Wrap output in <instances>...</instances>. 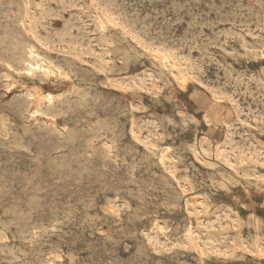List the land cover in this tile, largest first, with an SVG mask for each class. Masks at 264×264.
Here are the masks:
<instances>
[{
    "label": "rangeland",
    "instance_id": "obj_1",
    "mask_svg": "<svg viewBox=\"0 0 264 264\" xmlns=\"http://www.w3.org/2000/svg\"><path fill=\"white\" fill-rule=\"evenodd\" d=\"M18 1V2H17ZM21 1V2H20ZM26 1V0H25ZM37 1V2H36ZM51 0H27L26 2H30L29 6L30 8V14L31 16H34V19L37 20L39 22V24L36 21V29L37 33H40V37L38 34V38L39 40L41 39V43L43 44L44 42V46L47 47L51 54L47 53L46 56L47 57H51L54 58L53 60L57 61V63L61 64L64 66V68L67 70L69 69L71 71L72 74H70V79L68 81V79H64V78H44L41 81H39L38 83L35 84H27L28 80L19 77V75L15 74L12 72V70H10L11 72L8 71V58L9 56L6 54L9 52L8 51V43L6 42V45H2L3 49L1 48L0 50V71H2L0 74V171L2 170V172H0V182L3 184L0 185V200H6L9 201L5 202V201H0V225H3V227L6 230L8 239L5 241L4 245H2V247H0V264H33L32 261L35 264H129L132 262L133 263H137L140 264V260L145 261V263L143 261H141L142 264H157V262L160 258V262L159 264H164V262L169 258V261L167 260L165 262V264L168 262V264H264V0H166L164 1L165 3H163L162 0H124L123 2H121V0H104L102 2V0H69V2L67 0H58V2H55L56 0H52V2H50ZM68 2V4L66 2ZM71 1V4H70ZM73 1V2H72ZM76 1V2H75ZM78 1V2H77ZM91 1V2H90ZM101 1V3H100ZM107 1V2H106ZM114 3H112V2ZM141 1V2H140ZM151 3H149V2ZM168 1V2H167ZM175 3H174V2ZM179 2L182 6L177 3ZM185 1V2H184ZM188 1V2H187ZM190 1V2H189ZM194 1V2H193ZM212 1V2H211ZM230 1V2H228ZM256 1V2H255ZM17 5L16 6H11L10 5ZM14 2V3H13ZM24 1L22 0H1L0 6H2V8H0V25H4L6 23L5 20V16H3V14L8 15V12L10 11L9 9L11 8V11L9 12L10 15L13 13L15 15V13L17 12H21L22 11V4ZM90 4H89V3ZM93 2V3H92ZM117 2V3H116ZM126 2V4H125ZM139 2V3H138ZM153 2V3H152ZM159 2V3H158ZM172 3L169 4V3ZM187 2V3H186ZM193 2V3H191ZM199 4H197V3ZM222 2V4L220 3ZM225 2V6L224 3ZM228 2V3H227ZM232 2V4H231ZM259 2V3H258ZM5 3V4H4ZM6 3L7 4V8L6 7ZM13 3V4H12ZM37 3V4H36ZM41 3V4H40ZM59 3V4H58ZM74 3V4H73ZM76 3V4H75ZM96 3V4H95ZM103 3V4H102ZM123 3V4H121ZM177 3V4H176ZM186 3V4H184ZM189 3V4H188ZM195 3V4H194ZM203 3V4H202ZM235 3V4H234ZM2 4V5H1ZM18 4L20 6H18ZM45 4V5H44ZM49 4V5H48ZM58 6H57V5ZM69 4L71 6H69ZM89 4V5H88ZM101 4V5H100ZM111 4V5H110ZM114 4V5H113ZM118 4V5H116ZM121 4V5H120ZM125 4V5H124ZM132 6H131V5ZM148 4V5H147ZM160 4V5H158ZM184 4V5H183ZM188 4V5H187ZM197 4V5H196ZM216 6H215V5ZM221 4V5H220ZM229 4V8L228 9V5ZM236 4L237 8H236ZM263 4V5H262ZM5 5V6H4ZM41 5V6H39ZM50 6L49 8L47 7ZM87 5V7H86ZM100 5V6H99ZM104 5V6H102ZM115 5L117 7H115ZM151 5V6H150ZM171 5V6H170ZM173 5H175V8H178L177 10L175 8H171L173 7ZM177 5L179 7H177ZM205 5V6H204ZM207 5L208 8H207ZM211 5V6H210ZM235 6L234 10L233 6ZM241 5V7H240ZM4 6V7H3ZM11 6V7H10ZM43 6V7H42ZM45 6V8H44ZM55 6V7H54ZM67 6V7H66ZM77 6V8H76ZM91 6V7H90ZM96 6V8H95ZM110 6V7H109ZM112 6L114 7L112 8ZM126 6V7H125ZM128 6V8H127ZM168 6V7H167ZM187 6V7H185ZM189 6V8H188ZM193 6V7H192ZM197 8H195V7ZM215 6V7H214ZM217 6H219V9L217 8ZM223 8H222V7ZM243 6V7H242ZM254 6V7H253ZM17 7V8H15ZM21 7V8H19ZM60 7V8H58ZM82 7V8H81ZM94 9H91V8ZM108 7V8H107ZM151 7V8H150ZM164 7V8H163ZM166 7V9H165ZM185 7V8H184ZM213 7V8H211ZM239 7V8H238ZM4 8L6 10H4ZM42 8V9H41ZM53 8V9H52ZM65 8V9H64ZM67 8H69L67 10ZM102 8V9H100ZM132 8V9H131ZM147 8V10H146ZM159 8V9H158ZM182 8V9H181ZM191 8V9H190ZM194 8V9H193ZM204 8V9H203ZM211 8V9H210ZM217 8V9H216ZM221 8V9H220ZM232 8V9H231ZM247 10H246V9ZM255 8V9H253ZM12 9H14L12 11ZM18 9V10H15ZM21 9V11H20ZM44 9V10H43ZM47 11H46V10ZM55 9V10H54ZM121 9V10H120ZM125 9V11H123ZM161 9V10H160ZM180 9V11H179ZM199 9V10H198ZM213 9V10H212ZM228 9V11H227ZM238 9V10H237ZM249 9V10H248ZM9 10V11H8ZM63 12V14L60 11ZM107 12H106V11ZM132 10V11H131ZM146 10V11H145ZM152 10V11H151ZM158 10V11H157ZM174 10V13H173ZM187 10V12H186ZM205 10V11H204ZM208 10H212V11H208ZM219 12H218V11ZM17 11V12H16ZM37 11V12H36ZM43 11V12H41ZM67 11V12H65ZM69 11V12H68ZM121 11V13L119 12ZM125 12L124 14L127 15V17L123 14V12ZM129 11V12H128ZM136 11V12H135ZM140 11V12H139ZM157 13H154V12ZM164 15H163V12ZM167 11V12H166ZM172 11V12H171ZM177 11V13L175 12ZM183 11V12H182ZM191 11V12H190ZM229 13V14H227ZM234 11V13H233ZM5 12V13H4ZM48 12V13H47ZM50 12V13H49ZM77 14H76V13ZM128 12V14H126ZM143 12V13H142ZM149 12V13H148ZM152 12V13H151ZM162 12V13H161ZM179 12V13H178ZM186 12V15H185ZM190 12V13H189ZM194 12V13H193ZM197 12V14L195 13ZM198 12H202V14L200 15V13ZM208 12H214V13H208ZM218 12V13H217ZM237 12V13H236ZM241 12V13H240ZM247 12V14H246ZM249 12H254L249 13ZM39 15H38V14ZM41 13V14H40ZM44 13V14H43ZM52 13V14H51ZM55 13V14H54ZM61 13V14H60ZM101 13V14H100ZM133 13V14H132ZM140 13H142L140 16L136 15ZM170 13V14H169ZM196 17H194L192 14ZM206 14L207 16H202L204 14ZM224 16H222L223 14ZM249 13V14H248ZM46 14V15H45ZM51 14V15H50ZM58 14V15H57ZM72 14V15H71ZM100 14V15H99ZM110 14V15H109ZM115 14V15H114ZM129 14H131V20L128 19L130 18ZM147 14V15H146ZM155 14V15H154ZM173 14V15H171ZM182 14V15H181ZM190 16V18L188 17H182V16ZM199 14V16H198ZM217 16H216V15ZM221 16H219V15ZM248 16V18H243L245 16ZM252 14V15H251ZM256 14V17H254ZM45 15V16H44ZM57 15L58 18H56L55 16ZM60 15V16H59ZM63 15V16H62ZM65 15V16H64ZM75 15H77V18ZM80 15V16H79ZM102 15V16H101ZM104 15V16H103ZM122 15V16H121ZM129 15V16H128ZM134 15V16H133ZM150 15V16H149ZM158 15V16H157ZM242 15V16H241ZM43 16V18H42ZM73 16V17H72ZM137 16V17H135ZM147 16V17H145ZM181 16V17H180ZM198 16V17H197ZM210 16V17H209ZM215 16V17H214ZM229 16V17H227ZM234 16V17H233ZM3 17V19H2ZM40 17V18H39ZM53 17V18H52ZM55 17V19H54ZM65 17V18H64ZM71 17V18H69ZM106 17H113L115 19H117V26H106L105 29L99 28V22L102 20L104 21L106 19ZM125 17V18H124ZM135 17V18H132ZM149 17L152 19H147ZM157 17V18H156ZM167 17V18H165ZM178 17V18H177ZM194 17V18H192ZM208 17V18H206ZM252 17V19L250 18ZM47 18V19H46ZM49 18V19H48ZM60 18V20H59ZM65 20H64V19ZM70 19L69 21L66 19ZM74 18V19H73ZM92 18V19H91ZM121 18V19H120ZM137 18V19H136ZM141 18V19H140ZM146 18V19H145ZM155 18V19H154ZM165 18V19H162ZM175 18V19H173ZM179 22H177V20ZM181 18V19H180ZM185 18V20L183 19ZM201 18V19H200ZM220 18V19H219ZM224 18V19H223ZM42 19V20H41ZM58 19V20H57ZM63 19V20H62ZM99 19V20H98ZM101 19V20H100ZM139 19V20H138ZM142 19H144V23H140L143 22L141 21ZM167 19V20H166ZM196 21H195V20ZM200 21H199V20ZM209 21L207 23V20ZM215 19V20H213ZM217 19V20H216ZM223 19V20H221ZM227 19V20H226ZM238 19V20H237ZM250 19V20H249ZM41 20V21H40ZM68 26L69 23H72ZM81 22H78V21ZM129 20V23H127ZM136 20V21H134ZM146 20V21H145ZM155 20V21H154ZM164 20V22H162ZM173 20V21H172ZM183 20V21H182ZM193 22H191V21ZM201 20L203 22H201ZM220 20V21H219ZM226 20V22H225ZM258 20V21H256ZM44 21V22H43ZM65 21V22H64ZM77 23H76V22ZM85 21V22H84ZM123 21V22H122ZM134 21V22H132ZM157 21V22H156ZM166 21L168 23H166ZM177 23H176V22ZM181 21V22H180ZM191 24H190V22ZM206 21V22H205ZM213 21V22H212ZM218 21V22H217ZM222 21V22H221ZM233 21V22H232ZM252 21V22H251ZM254 21V22H253ZM41 22V23H40ZM52 22V23H51ZM68 24H67V23ZM185 22L187 23V25L185 24ZM198 22V23H197ZM200 22V23H199ZM211 22V23H210ZM216 22V24H215ZM229 22V23H228ZM231 22V23H230ZM248 22V23H247ZM259 22V23H257ZM3 23V24H2ZM49 23V24H48ZM87 23V24H86ZM132 23L134 25H132ZM137 23V24H136ZM139 23V24H138ZM155 23V24H154ZM158 23V24H157ZM161 23V24H160ZM173 23V24H172ZM176 23V24H174ZM193 23H195V27H193ZM198 25H197V24ZM206 24V25H203ZM218 23V24H217ZM222 23V24H221ZM228 23V24H227ZM252 23V24H251ZM262 23V24H261ZM41 24V25H40ZM65 24V25H63ZM86 24V25H85ZM89 24V25H88ZM144 27H143V25ZM170 24V25H169ZM180 24V25H178ZM214 24V25H212ZM240 24V25H239ZM51 25V26H50ZM75 25V27L73 26ZM80 25V26H79ZM132 25V26H131ZM136 25V27H135ZM150 25L153 27H151L150 29ZM163 25V26H162ZM192 25V26H190ZM212 25V27H211ZM245 25V26H244ZM247 25V26H246ZM43 27L42 30H44V32H42L40 27ZM48 26V27H47ZM80 28H78V27ZM84 26V27H83ZM138 26V27H137ZM142 26V27H141ZM156 26V27H155ZM169 26V27H168ZM176 26V27H175ZM188 28H185L187 27ZM201 26V27H200ZM16 27V28H15ZM54 27V28H52ZM69 27L71 30L68 28V30H70V34H68L69 32L67 31V28ZM74 27V28H73ZM77 27V29H76ZM83 27V28H82ZM129 27V29H128ZM131 27V28H130ZM141 27V29L143 28V31L141 29H139ZM147 27L150 29H147ZM159 27V29H157ZM166 27V28H165ZM170 29H168V28ZM190 27V28H189ZM193 27V28H192ZM199 27V28H198ZM208 27V28H206ZM255 27V29H254ZM15 29V32L20 34V37L22 40H24L25 42H27V39L24 38V34L23 32L19 29L18 26H14L13 27ZM45 28V29H44ZM48 32V30H50ZM64 28H66V34L64 32ZM114 28V29H113ZM120 28V29H119ZM134 28V29H133ZM162 29L161 33L160 30ZM195 28V29H194ZM230 28V29H229ZM19 29V31H18ZM63 29V30H61ZM83 32H82V30ZM133 29V30H132ZM148 32H147V30ZM154 29V30H153ZM166 29V30H165ZM176 29V30H175ZM178 29V30H177ZM192 31H191V30ZM198 29L200 30V32L198 31ZM214 29V30H212ZM46 30V31H45ZM61 30V31H60ZM75 30V32H73ZM78 32H82L84 36H81V39L85 38V41L80 40V38H78L80 35H82V33L78 34ZM123 30V31H122ZM138 30V31H135ZM141 30V32H140ZM146 30L147 34L144 32ZM171 30V32L169 31ZM175 30V31H174ZM184 30V32H183ZM190 30V36L186 35V33ZM196 30V31H194ZM220 30V31H219ZM239 30V31H238ZM62 32L64 35L59 34L58 32ZM88 31V33H86ZM122 31V32H121ZM155 31V32H154ZM177 31V32H176ZM207 31V32H206ZM211 33H210V32ZM222 31V32H221ZM54 32V33H53ZM58 35V37L55 35ZM125 32V33H124ZM146 35V37L144 38V33ZM151 34H150V33ZM156 36H154L155 34ZM165 32H167L168 34H166ZM193 32L196 34L194 35ZM199 34H197V33ZM203 32V33H202ZM207 34H204V33ZM214 34H213V33ZM49 33V34H48ZM125 36H124V34ZM149 33V34H148ZM158 33V34H157ZM43 34V35H42ZM52 35L51 37L49 36H44V35ZM89 34V35H86ZM92 34V35H91ZM108 34V35H107ZM133 34V35H132ZM143 36H142V35ZM154 34V35H153ZM162 34V35H159ZM171 34V35H170ZM192 34V36H191ZM204 34V35H203ZM71 37H70V36ZM75 35V36H74ZM78 35V37H76ZM107 35V36H106ZM128 35V36H127ZM140 35V36H138ZM149 35V37H148ZM160 37L162 36V39H160ZM185 35V36H184ZM210 35L212 37H210ZM46 37L44 39V37ZM56 36V37H55ZM59 36L63 39V37H65L63 39V43L61 42L62 39H59ZM69 36V37H68ZM73 36V37H72ZM88 38H87V37ZM131 36V37H130ZM138 36V37H137ZM165 36H167V38H165ZM185 40H183L184 38ZM194 36V37H193ZM207 36V37H206ZM55 37V38H54ZM67 37V38H66ZM132 37L136 38L138 42H140V44H138L137 42L134 43L136 40H134V42L132 40ZM142 37V38H141ZM153 37L156 39L155 42H153ZM158 37V40H157ZM177 37V39H175ZM188 37H193L190 39H187ZM48 38L51 40L48 41ZM69 38V40H68ZM74 38V39H73ZM92 40H88L91 39ZM150 40H148V39ZM164 38V39H163ZM170 38V39H169ZM172 38V39H171ZM180 42H179V39ZM183 38V39H182ZM199 38V39H198ZM44 39V40H43ZM73 39V40H72ZM77 39V40H75ZM79 39V40H78ZM131 39V40H129ZM145 39H147V41H143ZM152 39V40H151ZM197 39V40H196ZM56 40H58L56 42ZM174 40V41H173ZM178 40V41H177ZM190 40V41H189ZM68 41V42H67ZM74 41V42H73ZM77 41V42H76ZM78 41L81 43L79 44ZM88 41V42H87ZM142 41V42H141ZM151 41V43H150ZM162 41V42H161ZM164 41V42H163ZM170 41V42H168ZM172 41V42H171ZM206 41V42H205ZM54 44H53V43ZM59 42L58 46L57 43ZM61 42V43H60ZM73 42V43H71ZM86 42V44L84 43ZM115 42V44H114ZM158 42L160 44H158ZM166 42V43H165ZM174 42V44H173ZM175 42L177 43L175 45ZM200 42V43H199ZM46 43H48L46 45ZM50 43V45H49ZM56 43V44H55ZM66 43V45H65ZM71 43V45H70ZM78 43V44H77ZM84 43V45H83ZM89 43V44H88ZM134 43V44H133ZM157 43V44H155ZM163 43V44H162ZM165 43V44H164ZM183 43V45H182ZM195 43V44H194ZM199 43V45H198ZM53 44V45H52ZM69 44V45H68ZM74 44V45H73ZM103 44V45H102ZM131 44V45H129ZM141 44L143 46H141ZM147 44V45H146ZM155 44V46H154ZM171 45V47L169 48ZM173 44V45H172ZM190 44V45H188ZM83 45V46H82ZM89 45V46H88ZM136 45V46H135ZM140 47H139V46ZM181 45V46H180ZM188 45V46H187ZM1 46V45H0ZM7 51H6V49ZM75 46V47H74ZM86 46V48H85ZM88 46V47H87ZM113 46V47H112ZM129 49L131 55L130 58L128 60H123L119 55H118V49L123 47ZM150 46V47H149ZM160 46V47H158ZM163 46V47H162ZM179 48H178V47ZM184 46V48H183ZM58 47V48H57ZM62 47V49H61ZM80 47V49H79ZM101 47V48H100ZM162 50V51H166L169 54L173 55L176 60L179 61V63L182 65V68L186 71L188 78L184 81V82H180L178 81L179 79L177 78L176 80V75L175 73L169 69V68H165L163 65L161 66V64L153 58V56L151 55L150 50ZM173 47V48H172ZM174 47L175 51L173 50ZM204 47V48H203ZM89 48V49H88ZM148 48V49H147ZM167 48V49H166ZM170 50H169V49ZM172 48V49H171ZM183 48V49H182ZM202 48V49H201ZM245 48V49H244ZM102 49V50H101ZM141 49V50H140ZM201 49V50H200ZM206 49V50H205ZM263 49V50H262ZM136 50V51H135ZM147 51V52H143V51ZM168 50V51H167ZM187 50V51H186ZM6 51V52H5ZM53 51V52H52ZM55 51V52H54ZM93 51V52H92ZM135 51V52H134ZM140 55L139 54V52ZM199 51V52H198ZM202 51V52H201ZM134 52V53H133ZM111 53H115V54H111ZM149 53V54H148ZM210 53V54H209ZM4 54V55H3ZM58 54V55H57ZM61 54V55H59ZM143 54H145L146 56H148L147 58H149L147 60V58H145L146 56ZM55 55L57 58L59 59H55ZM68 55V57H67ZM75 55V56H74ZM109 55V56H107ZM111 55V56H110ZM180 55V56H179ZM4 56V57H3ZM70 56L73 58L71 59ZM113 56V57H112ZM195 56V57H194ZM6 57H8L7 59H5ZM76 57V58H75ZM112 57V59H111ZM245 57V58H244ZM4 58V59H3ZM95 58V59H93ZM242 58V59H241ZM79 60L78 62L76 61ZM119 61H118V60ZM208 59V60H207ZM239 59V60H238ZM247 61H246V60ZM6 60V62H5ZM69 60V61H68ZM91 60H93L91 62ZM98 60V61H97ZM102 62V64L100 63V61ZM112 60V61H111ZM134 61V62H130V61ZM142 60V62H141ZM147 60V61H146ZM241 60V61H240ZM3 61V62H2ZM65 61V62H64ZM84 61V62H83ZM117 61V62H116ZM129 61V62H128ZM150 61V62H149ZM208 61V62H207ZM246 61V62H245ZM2 62V63H1ZM61 62H63L64 64H62ZM156 64H155V63ZM207 62V63H206ZM248 62V63H247ZM81 63H83L81 65ZM147 63V64H146ZM197 63V64H196ZM258 63V64H257ZM7 64V65H6ZM76 64H80L78 65L79 68H77L78 66ZM87 64V67H86ZM98 64V65H97ZM104 64V65H103ZM141 64V65H140ZM154 64V65H153ZM215 64V65H214ZM254 66H253V65ZM261 64V65H260ZM88 65L90 66L88 68ZM95 65V67H94ZM117 65V66H116ZM140 65V66H139ZM145 65V67H144ZM158 65L160 67H162V69H160L158 67ZM218 65V66H217ZM242 65V66H241ZM75 66V67H74ZM77 66V67H76ZM92 66V68H91ZM101 66V68H100ZM119 66V67H118ZM130 66V68H129ZM150 66V67H149ZM155 66H157V68H155ZM202 66V67H201ZM214 66V67H213ZM217 66V67H216ZM257 66V67H256ZM262 66V67H260ZM81 67V68H80ZM85 67V68H83ZM108 67V68H106ZM132 67V68H131ZM137 69H136V68ZM167 70V72L163 69ZM208 67V68H207ZM3 68V69H2ZM72 68V69H71ZM95 68H97V70H95ZM116 68V69H115ZM141 68V69H140ZM151 68V69H150ZM206 68V69H205ZM213 68V69H212ZM219 68V69H218ZM80 73H79V70ZM88 69V71H87ZM90 69V71H89ZM105 69V70H104ZM120 69V70H119ZM135 69V70H134ZM204 69V70H203ZM221 69V70H220ZM230 69V70H229ZM258 71H257V70ZM73 70H74V74H73ZM85 70L87 72H85ZM102 73H101V71ZM108 70V71H106ZM131 70V71H130ZM134 70V71H133ZM143 70V71H142ZM153 70V71H152ZM160 70V71H159ZM199 70V71H198ZM215 70V71H214ZM7 73H6V72ZM95 71V72H94ZM105 71V72H104ZM155 71V72H154ZM162 71V72H161ZM219 71V72H218ZM240 71V72H239ZM6 75H5V73ZM84 72V73H83ZM99 72L101 75H98ZM109 75H108V73ZM133 72V73H132ZM141 72V73H140ZM158 72V73H157ZM199 72V74H198ZM222 72V73H221ZM226 72V73H225ZM229 72V73H228ZM11 73V74H10ZM91 73L90 76L92 75V77L96 80H94L92 77H88L89 74ZM105 73V74H104ZM137 73V74H136ZM143 73V75H141ZM163 75H162V74ZM209 73V74H208ZM225 73V74H224ZM4 74V75H3ZM10 74V75H9ZM82 76H81V75ZM88 74V75H86ZM128 74H131L128 75ZM134 74V75H133ZM171 74V76H170ZM191 74V75H190ZM198 74V75H197ZM201 74V75H200ZM224 74V75H221ZM3 75V77H2ZM15 75V76H13ZM72 75V76H71ZM219 75V76H218ZM10 78H9V77ZM12 76L14 78H12ZM85 76H87L88 78H86ZM95 76V77H94ZM97 76V77H96ZM100 76V77H99ZM129 76V77H128ZM140 76V77H139ZM166 76V78H165ZM203 76V77H202ZM207 76V77H206ZM222 76V77H221ZM7 77V79L9 80H5V78ZM99 77V79H98ZM104 77H106L104 79ZM111 77V78H109ZM124 79H123V78ZM132 77V78H131ZM143 77V78H142ZM146 77V78H145ZM201 77V79H199ZM216 77V78H215ZM220 77V78H219ZM4 80H3V79ZM16 80H13L15 79ZM18 78V79H17ZM22 78V79H20ZM53 78V79H52ZM77 78V79H76ZM80 78V79H79ZM103 78V79H102ZM119 78V80H118ZM122 78V79H120ZM128 78V79H127ZM156 78V79H155ZM159 78V79H158ZM174 78V79H172ZM203 78V79H202ZM57 79V80H56ZM75 79V80H74ZM87 79V82H86ZM90 79V80H89ZM116 79V81H115ZM168 79V81H167ZM191 79V80H190ZM207 79V81L205 82V80ZM211 81H209V80ZM2 80V81H1ZM19 80V81H18ZM21 80H24V82ZM82 80V81H81ZM89 80V81H88ZM92 80V83H91ZM98 80V81H97ZM132 80V81H131ZM164 80V81H163ZM176 80V81H174ZM202 80V81H201ZM204 80V81H203ZM62 81V82H61ZM101 81V82H99ZM107 81V82H106ZM113 81V82H112ZM126 81V83H125ZM178 81V82H177ZM214 81V82H213ZM17 82V83H14ZM26 82V83H25ZM95 82V85H93ZM105 83V84H102ZM180 82V83H179ZM211 82V83H210ZM213 82V83H212ZM220 82V83H219ZM6 86H4L5 84ZM43 83V84H41ZM45 83V84H44ZM50 83L55 84V85H50ZM59 83V84H58ZM113 83L116 87H118L119 89H117L116 87L113 88ZM128 83V84H127ZM182 83V85H181ZM205 83V84H204ZM219 84L218 85H216ZM222 83V84H221ZM234 83V84H233ZM4 84V85H3ZM10 84V85H9ZM14 84V85H13ZM24 84V85H23ZM41 84V85H40ZM102 84V85H101ZM138 84V85H137ZM170 84V85H169ZM209 84V86L207 85ZM215 86H214V85ZM252 84V85H251ZM2 85V86H1ZM13 85V87H12ZM16 85V86H15ZM24 86V89L21 87ZM27 85V86H26ZM39 85L41 86L42 90L46 93H52L54 95H56V97H58L53 103L52 106L49 108L48 112L46 111V108H44L45 106L43 105L41 108L42 109V114L38 115H33L30 112H32V108H33V100H35V98L37 97V90L39 88ZM71 85L75 86V88L77 87V91L80 92V94L77 91L71 92ZM104 85V86H103ZM112 85V86H111ZM119 85V86H118ZM126 85V86H125ZM134 85V86H133ZM155 85V86H154ZM184 85V89L182 88ZM204 85V86H203ZM213 85V86H212ZM226 85V86H225ZM245 85V86H244ZM256 85V86H255ZM31 86V90L30 89ZM100 86V87H99ZM130 86V87H129ZM178 88H177V87ZM180 86V87H179ZM200 86V87H199ZM212 86V87H211ZM230 86V87H228ZM232 86V87H231ZM8 89H7V88ZM11 87V88H9ZM15 87V88H14ZM81 87L83 88L81 90ZM112 87V88H110ZM156 87V88H155ZM171 87V88H169ZM208 87V88H207ZM218 87V88H217ZM223 87V88H222ZM239 87V88H238ZM37 88V90H36ZM79 88V89H78ZM85 88V90H84ZM105 88V89H102ZM153 88V89H152ZM155 88V89H154ZM210 88V89H209ZM215 88L216 91H215ZM230 88V89H229ZM34 89V90H33ZM119 91H117V90ZM124 89H126L127 91H125ZM157 89V91H155ZM168 91H167V90ZM180 89V90H179ZM182 89V90H181ZM221 89V90H220ZM222 89H226V90H222ZM244 89V90H243ZM251 89V90H250ZM3 90H7L6 92H4ZM20 90V91H19ZM68 90V91H67ZM76 90V89H74ZM105 90V92H104ZM124 90V91H123ZM152 90V91H151ZM233 90V91H232ZM238 93H237V91ZM242 90V91H241ZM255 90V91H253ZM26 91V92H25ZM35 91V92H34ZM67 91V92H66ZM69 91L71 92V94L69 93ZM91 91V93H90ZM99 91V93H98ZM109 91V92H108ZM121 91V92H120ZM141 91V92H140ZM163 91V92H162ZM184 91V92H183ZM207 91V92H206ZM215 91V92H214ZM231 91V92H230ZM240 91V92H239ZM263 91V92H262ZM30 92H31V97L30 96ZM34 92V93H33ZM66 92V93H65ZM85 92V93H84ZM104 92V93H103ZM108 92V93H107ZM120 92V93H119ZM147 92V93H146ZM151 92H155L153 95L151 94ZM168 92V94H167ZM222 92V94H221ZM225 92L224 96L222 97L223 93ZM229 92V93H228ZM25 93V94H24ZM36 93V94H35ZM76 93V96H75ZM89 93V95H88ZM113 93V94H112ZM119 93V95H118ZM122 93H124L122 95ZM144 93V94H143ZM172 93V94H171ZM232 93V94H231ZM235 93V94H234ZM5 94V95H4ZM33 94H35L36 96H34ZM66 95V96H63ZM107 95V97L105 96L104 99L106 98L107 100L102 99L103 95ZM111 94V96H110ZM116 94V95H115ZM213 94V95H211ZM221 94V95H220ZM231 94V100L229 99ZM258 94V95H257ZM3 95V96H2ZM60 95V96H59ZM92 95V96H91ZM94 95V96H93ZM99 95V96H98ZM114 95V96H113ZM122 95V96H121ZM154 96L152 98V96ZM176 95V96H175ZM212 97H211V96ZM217 95V97H216ZM14 96V98L12 97ZM18 96V97H17ZM21 96V97H20ZM63 96V97H62ZM78 96V97H77ZM124 96V97H123ZM162 96V97H161ZM214 96V97H213ZM220 96L222 98H220ZM239 96V97H238ZM28 97V98H27ZM35 97V98H34ZM66 97V98H65ZM83 97V99H82ZM120 97V99H123L118 101ZM126 97V98H125ZM144 97V98H143ZM147 97V98H146ZM216 97V98H215ZM242 97V98H241ZM248 97V98H247ZM23 98V102L21 101V99ZM85 98V99H84ZM114 98V99H113ZM117 98V99H116ZM125 98V100H124ZM215 99L212 100V99ZM218 98V99H217ZM233 98V100H232ZM11 99V100H10ZM15 99V100H14ZM19 99V101H18ZM60 99V100H59ZM70 99V100H68ZM79 99V101H78ZM88 99V100H87ZM112 99V100H111ZM116 99V100H115ZM128 99V101H127ZM154 99V100H153ZM174 99V100H173ZM242 99V100H241ZM246 99V100H245ZM252 99V100H251ZM258 99V100H257ZM68 100V101H67ZM75 100V102H74ZM109 100V101H108ZM162 102H161V101ZM176 100V101H175ZM229 100V101H227ZM249 102H248V101ZM11 103H10V102ZM16 101V102H15ZM18 101V102H17ZM21 101V102H20ZM95 101L97 103H95ZM103 101V102H102ZM106 102H110L112 103V105L114 106H110V103L105 104ZM118 101V102H117ZM155 101V102H154ZM160 101V102H158ZM166 101V102H165ZM222 101V102H220ZM234 102V104L232 102ZM5 102V103H4ZM8 104H7V103ZM14 102V104H13ZM32 104V105H25L26 104ZM70 103V105H68ZM85 102V103H84ZM102 102V103H101ZM117 102V103H116ZM145 102V104L143 103ZM231 104H229V103ZM240 102V103H239ZM246 102V103H245ZM18 103V104H17ZM60 103V105H58ZM63 103V104H62ZM76 103V104H75ZM93 103V104H92ZM100 103L102 105H100ZM115 103V104H114ZM124 106H123V104ZM130 103V104H129ZM159 103V104H158ZM254 103V105H253ZM258 103V104H257ZM3 104V105H1ZM17 104V107L15 106ZM23 106H22V105ZM57 106H56V105ZM71 104L73 106H71ZM84 104V105H83ZM109 104V105H108ZM157 104V105H156ZM174 107H172L171 106ZM220 104V105H219ZM257 106H256V105ZM7 105H10L7 107ZM14 105V106H13ZM95 105V106H94ZM100 105V106H99ZM128 108V110L125 108ZM131 105V106H130ZM138 105V106H137ZM156 105V106H155ZM182 105V106H181ZM239 106V109L238 106ZM252 105V107H251ZM19 106V107H18ZM66 108L65 111L64 109L61 110V108ZM77 106V107H76ZM83 106V107H81ZM97 106V108H96ZM105 107L102 108V107ZM111 108H110V107ZM117 106L123 110H120L117 108ZM122 106V107H121ZM153 106V107H152ZM223 106V107H222ZM241 106V107H240ZM6 107V108H5ZM22 107V108H20ZM27 107V108H26ZM29 107V109H28ZM55 109H54V108ZM59 107V108H58ZM72 107V108H71ZM89 107V108H88ZM99 107H101L99 109ZM109 107V108H108ZM155 107V108H154ZM162 107V108H160ZM167 107V108H166ZM257 107V108H256ZM259 107V108H258ZM21 110H20V109ZM26 109V110H22V109ZM53 108V109H51ZM58 108V109H56ZM69 108V111H68ZM75 110H74V109ZM77 108V109H76ZM114 108V109H113ZM116 108V109H115ZM143 108V109H142ZM162 110H160V109ZM183 108V109H182ZM247 108V109H245ZM5 109H7V114ZM12 109V110H10ZM14 109V110H13ZM19 109V110H18ZM28 109V110H27ZM51 109V110H50ZM60 109V110H59ZM73 109V110H72ZM94 109V110H93ZM98 109L100 111H98ZM102 109V110H101ZM110 109V110H108ZM112 109V111H111ZM124 109L126 111H124ZM134 109V110H133ZM154 109V110H153ZM156 109V110H155ZM159 109V110H158ZM254 109V110H253ZM3 110V112H2ZM8 110L12 111L13 114H11V112ZM17 112H14V111ZM45 110V111H44ZM60 115H64L63 116H58L59 112ZM79 110V111H78ZM81 110V111H80ZM114 110V111H113ZM120 111V112H117ZM130 110V111H129ZM132 110V111H131ZM182 110V111H181ZM234 110V111H233ZM242 110V111H241ZM251 110V111H250ZM27 111V113H26ZM50 111L49 116L52 117L53 119H55V111H56V119L53 120L52 118H49L48 114ZM53 111L52 115L54 114V116L51 115V112ZM85 111L87 112L86 114ZM98 111V113L96 112ZM109 111V112H108ZM123 113H122V112ZM136 111V113H135ZM142 111V112H141ZM162 111V112H161ZM168 111L169 114H168ZM249 111V112H247ZM255 111V112H254ZM19 112V114H18ZM45 112H47L46 114H44ZM63 112V113H62ZM67 112V113H65ZM76 112V113H75ZM90 115H88L89 113ZM93 112V113H91ZM95 112V114H94ZM102 112V113H101ZM106 112V113H103ZM118 115L119 119L117 118ZM129 112V113H128ZM133 112V113H132ZM138 112V113H137ZM154 112V113H152ZM173 112V113H172ZM179 112V113H178ZM185 112V113H184ZM235 112V113H234ZM242 113L240 115V113ZM245 112V113H244ZM247 112V113H246ZM15 113V114H14ZM25 113V114H23ZM58 113V114H57ZM69 113V114H68ZM75 113V114H73ZM79 113V114H78ZM110 115H109V114ZM119 113V114H118ZM127 113V114H126ZM131 113V115H129ZM157 113V116H155ZM160 113V114H159ZM187 113V114H186ZM237 113V114H236ZM249 113V114H248ZM3 114V115H2ZM5 114V115H4ZM18 114V115H17ZM27 114V115H26ZM31 116H29V115ZM68 114V115H66ZM73 114V115H72ZM83 114V115H81ZM100 114V115H98ZM108 114V115H107ZM112 114H114V117L112 116ZM120 114H122L121 116H119ZM134 114V115H132ZM251 114V115H250ZM256 117H254L253 115ZM11 115V116H10ZM15 115V117H13ZM22 115L24 120L28 121H24L22 118ZM42 115V116H41ZM71 115V116H70ZM92 115V117H91ZM124 115V116H123ZM126 115V116H125ZM140 115V116H139ZM162 115V118H160ZM167 115V116H166ZM191 115V116H189ZM205 115V116H204ZM248 115L250 117V119L248 118ZM8 116V117H7ZM19 116V117H17ZM21 116V117H20ZM34 116V117H33ZM67 116V117H66ZM75 116V117H74ZM79 118H76V117ZM83 116V118H82ZM89 116V117H88ZM131 116H133L134 118H131ZM142 116V117H141ZM167 118H164V117ZM175 118H174V117ZM253 118H252V117ZM12 121H11V119ZM49 119H47V118ZM72 117V118H69ZM86 117V118H85ZM111 117V118H109ZM122 117V118H121ZM126 117V119H125ZM137 117V120L135 119ZM190 117V119H189ZM193 117V118H192ZM29 118V119H28ZM33 118V119H32ZM65 118H68L71 123L69 122V120L65 121ZM74 118L76 119V121L74 120ZM88 118V119H87ZM97 118H100L97 119ZM104 118V119H103ZM109 118V119H107ZM169 118V119H168ZM171 118V119H170ZM180 118V119H179ZM184 118V119H183ZM239 119L242 123L239 124L240 121L236 120ZM22 119V120H21ZM28 119V120H27ZM32 119V120H31ZM35 119V120H34ZM51 119V120H50ZM72 119V120H71ZM81 119V120H80ZM84 119V121H83ZM103 121H102V120ZM117 121H115V120ZM129 119V121H127ZM132 119V120H131ZM142 119V120H141ZM165 119V120H164ZM174 119V120H173ZM186 119L185 123L184 120ZM196 121H194V120ZM206 119V120H205ZM245 119V120H244ZM247 119V120H246ZM253 119V121H252ZM8 120V122H7ZM80 120V121H79ZM90 120V121H88ZM92 120V121H91ZM95 120V121H94ZM106 120V122H105ZM108 120V121H107ZM110 120V121H109ZM134 120V121H133ZM173 120V122H172ZM179 120L183 121V125L182 122H179ZM201 120V121H200ZM203 120V121H202ZM16 121V123H15ZM19 121H23V123L19 122ZM36 121V123H34ZM55 121V122H54ZM86 121V122H85ZM113 123H108V122H112ZM121 121V122H120ZM132 121V122H130ZM150 121V122H149ZM243 121H245V124ZM4 122V123H3ZM14 122V123H13ZM38 122V123H37ZM67 122V123H66ZM89 122H91L89 124ZM96 122V123H95ZM103 122H104V126L103 127ZM124 123L121 124L119 126L118 125H114L115 123ZM127 122V123H126ZM175 122V123H174ZM177 122V123H176ZM189 122V123H187ZM196 122V124H195ZM235 122V123H234ZM6 123V124H5ZM24 128H22L23 124ZM34 123V125H33ZM41 123V124H40ZM52 123V125H54V128L52 125H50ZM54 123V124H53ZM78 123V124H77ZM97 123L99 125H97ZM149 123V124H148ZM168 123V124H167ZM192 123V124H191ZM223 123V124H222ZM232 123V124H231ZM260 123V124H259ZM4 126H3V125ZM14 124V125H13ZM18 124V125H16ZM49 124V125H48ZM65 124V126H64ZM71 124V125H70ZM73 124V126H72ZM77 124V125H76ZM90 127H89V125ZM93 124V125H92ZM101 124V125H100ZM108 124V125H107ZM114 126H112V125ZM127 124V125H125ZM132 124V125H131ZM140 124V125H139ZM175 126H174V125ZM206 124V125H205ZM230 124V125H229ZM40 125V126H39ZM48 125V126H47ZM92 125V126H91ZM125 125V126H124ZM148 125V126H146ZM178 125V126H177ZM194 125V126H193ZM201 125V127H200ZM247 125V126H246ZM38 126V127H36ZM47 126V127H46ZM52 126V129L51 127ZM63 126V130L62 129ZM69 126V127H68ZM80 126L82 127L81 129ZM131 126V127H130ZM136 126V127H135ZM145 128H144V127ZM170 126V127H169ZM183 128H181V127ZM187 126V127H186ZM191 126V128H190ZM194 128H193V127ZM2 127V128H1ZM5 127V129H4ZM8 127V128H6ZM16 127V128H15ZM20 127L25 131L23 133V130H20ZM56 127V129H55ZM61 127V128H60ZM75 129H72V128ZM89 127V128H88ZM103 127V129L101 130V128ZM119 129H118V128ZM152 127V128H151ZM177 127V128H176ZM180 130H179V128ZM214 127V128H213ZM236 127V128H233ZM238 127V128H237ZM28 128V129H27ZM30 128V129H29ZM37 128V130L35 131V129ZM44 128V129H43ZM48 128V133L45 132L47 131ZM69 128V135H71V137L68 134V131H66V129L68 130ZM108 128V130H107ZM112 130H111V129ZM122 128H124L123 130H121ZM132 129V133L131 130ZM134 128V129H133ZM165 128V130H164ZM185 128V130H184ZM193 128V130H192ZM196 128V129H195ZM203 128V129H201ZM4 129V131H3ZM15 129V131H14ZM26 129V130H25ZM33 129V130H31ZM40 129V130H38ZM50 129V130H49ZM62 129V130H61ZM72 131H71V130ZM87 129V130H85ZM88 129H90L88 131ZM115 129V130H114ZM118 129V130H116ZM128 129V130H127ZM153 129V130H151ZM200 129V130H199ZM235 129V130H233ZM241 129V130H240ZM17 130V131H16ZM31 130V131H28ZM81 132H79V131ZM99 130V131H98ZM101 130V132H100ZM111 132H110V131ZM121 132H120V131ZM167 130V131H166ZM172 130V131H171ZM175 130V131H174ZM240 132H238V131ZM243 130V133L241 132ZM255 130V131H253ZM22 131V132H21ZM27 131V132H26ZM41 131V132H39ZM44 131V132H43ZM51 131V132H49ZM55 131V133H54ZM60 131V132H59ZM77 133H74V132ZM91 131V132H90ZM94 131H97L94 133ZM109 131V132H108ZM115 131V132H114ZM118 131V133H117ZM130 131V132H129ZM187 134H185L184 133ZM195 131V132H193ZM199 131V132H198ZM248 131V132H247ZM42 134H39V133ZM79 132V133H78ZM84 132V133H83ZM100 132V133H99ZM108 132V133H107ZM121 134H120V133ZM128 132V134H127ZM155 132V133H154ZM167 132V133H165ZM171 132V134L169 133ZM174 132V133H173ZM181 132L182 135L179 133ZM230 132V133H229ZM7 133V134H5ZM17 133V134H16ZM22 133V134H21ZM35 133V134H34ZM45 133V134H44ZM51 133V134H50ZM63 133V134H62ZM67 133V134H66ZM74 133V134H73ZM89 133V134H88ZM92 133V134H91ZM94 133V134H93ZM114 133V134H113ZM129 133H131L129 135ZM145 133V134H144ZM173 133V134H172ZM191 133V134H190ZM238 133V134H237ZM241 133V134H240ZM26 134V135H25ZM28 134L30 136H28ZM34 134V135H33ZM38 134V135H37ZM50 136H48V135ZM56 134V136H55ZM81 134V135H80ZM98 134V135H97ZM127 134V135H126ZM170 134V135H169ZM177 134H179L177 136ZM190 134V136H189ZM194 134V136H193ZM196 134V135H195ZM221 134V135H220ZM237 134V135H235ZM240 134V135H239ZM22 138H17L16 136H18ZM25 135V136H24ZM42 135H46V137H42ZM53 135V136H52ZM63 137L61 138L60 137ZM95 140L98 141H93V138H89L92 137ZM103 135V138H102ZM115 135V136H114ZM122 135V136H121ZM129 135V136H128ZM136 135V136H133ZM176 135V136H175ZM181 135V137H180ZM226 135V136H225ZM24 136V137H23ZM27 136V138H26ZM32 136V137H31ZM58 136V138H57ZM65 136V137H64ZM82 136H86V137H82ZM95 136V137H94ZM98 136V137H97ZM101 136V137H100ZM106 136V137H105ZM113 136V137H112ZM126 136V137H123ZM132 136L133 138L136 137V139H131ZM155 136V138H154ZM188 136V137H187ZM34 140V142L32 143L33 140H31V138ZM35 137V138H34ZM40 139H39V138ZM54 137V138H52ZM97 137V139H96ZM115 137V138H114ZM130 137V138H129ZM175 137V138H173ZM177 137H179L180 139H178ZM192 137L194 139H192ZM197 137H200L197 139ZM220 137V138H219ZM233 137V138H232ZM244 137V138H243ZM16 138L19 140L17 141ZM42 138V139H41ZM46 138V139H43ZM48 138V139H47ZM51 140H50V139ZM66 140H70L71 139H75V140H71L69 141L70 143H68V141ZM80 138V140L78 139ZM83 138V139H82ZM88 138V139H87ZM104 140V141H102ZM173 138V139H171ZM186 138V140L188 142H186V140H184ZM190 138V139H189ZM204 138V139H203ZM241 138V139H239ZM10 139V140H9ZM37 139V140H36ZM54 139V140H53ZM57 139V140H56ZM87 139V141H86ZM90 139V141H88ZM93 139V140H92ZM100 139V140H99ZM107 139L110 141H107ZM114 139V140H113ZM129 141L128 143L127 140ZM145 139V140H144ZM166 139V140H165ZM176 139V140H175ZM191 140V142L189 140ZM234 139V140H233ZM16 140V141H15ZM25 140V141H24ZM39 142L41 143H38ZM41 140V141H40ZM47 140V141H46ZM48 140H50L48 142ZM60 140V142L58 141ZM63 140L65 141V143H63ZM86 142H84V141ZM131 140V142H130ZM137 140V142L135 141ZM158 140V141H157ZM175 140V141H174ZM195 140V141H194ZM219 140V141H218ZM15 141V142H12ZM21 141V142H20ZM27 141V142H26ZM43 141V142H42ZM73 141V143H71ZM80 142V144L82 143V145H79V143H77L78 145H76V142ZM83 141V142H82ZM113 141V142H112ZM132 141L134 143H132ZM139 141V142H138ZM143 141V143H142ZM166 141V142H165ZM173 141V142H172ZM182 143L180 144L179 143ZM184 141V142H183ZM193 141V144H192ZM203 141V142H202ZM209 141V142H208ZM222 141V142H221ZM224 141V142H223ZM235 141V142H234ZM240 141V142H239ZM262 141V142H261ZM19 142V147L17 145V143ZM57 142V143H56ZM75 142V143H74ZM90 144H88V143ZM95 142V143H93ZM104 142H106V145L104 144ZM186 142V144H185ZM196 142V144H195ZM246 142V143H245ZM3 144H7V147L10 146L12 147H5V145L3 146ZM12 143V144H11ZM14 143L15 147L12 146ZM24 143V144H23ZM32 147V149L28 146V144ZM35 143V144H34ZM44 143V144H43ZM47 143V144H46ZM49 143H52V145H50ZM55 143V144H54ZM62 143V145L64 144V146H61L60 144ZM101 143V144H100ZM105 145H103V144ZM125 143V144H124ZM130 143V144H129ZM138 143H140V145L142 146V148L137 145ZM166 143V144H165ZM172 143V144H170ZM189 145H188V144ZM213 145H212V144ZM216 143V144H215ZM221 143V144H220ZM245 143V144H244ZM23 144V149L22 145ZM27 144V146H25ZM43 144V145H42ZM54 144V145H53ZM59 144V145H58ZM85 144V145H84ZM88 144V145H87ZM113 144V146H112ZM123 144V145H122ZM132 144V145H131ZM134 144L137 146H134ZM145 144V145H144ZM169 144V146H168ZM185 144V145H184ZM215 144V145H214ZM220 144V145H219ZM241 144V145H240ZM250 146H249V145ZM46 145H49L46 147ZM62 147L64 151H62L61 148H57L55 147ZM68 147H67V146ZM70 145L72 146L70 149ZM92 145V146H91ZM111 145V146H110ZM144 145V147H143ZM174 145V146H173ZM181 145V146H180ZM194 145V148L193 146ZM217 145V146H216ZM219 145V147H218ZM17 146V147H16ZM45 146V148H43ZM54 152H53V149ZM68 149H66V147ZM73 146L75 148H73ZM88 146V148L86 147ZM97 146V147H96ZM102 146V147H100ZM132 146V148H131ZM146 146V148H145ZM149 146V147H148ZM176 146V148L173 147ZM179 146V147H178ZM186 146V147H184ZM199 146V147H198ZM215 146V147H214ZM246 146V147H245ZM28 147V148H27ZM42 147V148H40ZM51 147V152L49 151ZM93 147V148H91ZM104 147V148H103ZM108 149H107V148ZM131 149H130V148ZM164 149H163V148ZM170 147V148H169ZM184 147V148H182ZM191 147V150H189ZM211 147V148H210ZM214 147V148H213ZM218 147V149L216 148ZM15 148V149H14ZM30 148V149H29ZM49 150H48V149ZM83 148V149H82ZM87 148V149H86ZM92 149V151H90V149ZM97 148V151H96ZM122 148V149H121ZM137 148V149H134ZM145 148V149H144ZM168 148V149H167ZM172 148V149H171ZM178 148H181L179 150H177ZM189 148V149H188ZM254 148V149H253ZM258 148V150H257ZM4 149V150H3ZM17 150H20V154L19 152L17 153ZM40 151H39V150ZM44 149V150H43ZM47 149V150H46ZM59 149V151H58ZM80 150V152L77 151ZM86 150V152H83L82 150ZM89 149V151H87ZM103 149H107L109 150V154L107 152V150H103ZM114 149V150H113ZM121 149V150H120ZM134 149V150H133ZM146 149H148L147 152ZM173 149H175V152L173 151ZM183 149V150H182ZM193 149V150H192ZM217 149V150H216ZM253 149V150H252ZM7 150V151H6ZM13 150L16 152H13ZM29 150V151H28ZM34 150V151H33ZM42 150V151H41ZM61 150V151H60ZM131 150V151H130ZM133 150V151H132ZM170 152H168V151ZM212 150V151H211ZM216 150V151H215ZM256 150V151H255ZM10 151V152H9ZM24 151V152H23ZM36 151V153H35ZM56 151V152H55ZM96 154H94L95 152ZM105 153H104V152ZM111 151V152H110ZM139 152L135 153V152ZM161 151V152H160ZM167 151V153H166ZM183 151V152H182ZM193 151V152H192ZM238 151V153H237ZM9 152V153H8ZM12 152V153H11ZM45 152V153H44ZM70 152V153H69ZM72 152H77L76 154L72 153ZM91 152V153H89ZM102 152V153H101ZM114 152V153H113ZM120 152V153H119ZM145 152V154H144ZM152 152V153H151ZM158 152V153H157ZM160 152V153H159ZM174 152V153H173ZM180 152V153H179ZM182 152V153H181ZM185 152V153H184ZM189 153V154H186ZM219 152V153H218ZM222 152V153H221ZM233 152V153H232ZM42 154L38 157V154ZM51 153V154H50ZM64 153V154H63ZM69 153V154H68ZM80 155H77V154ZM89 153V154H88ZM127 153V154H126ZM132 155H131V154ZM154 153V155H153ZM8 154V155H7ZM22 154V155H21ZM28 154V155H27ZM32 155V157H30V155ZM44 154V155H43ZM45 154H47V156H45ZM50 154V155H49ZM63 154V155H62ZM88 155V156H84L82 157L81 155ZM91 154V155H90ZM105 154V155H104ZM109 156V158L111 160H105L104 157L106 156V158ZM110 154H113L112 156ZM115 154V155H114ZM117 154V155H116ZM129 154V155H128ZM140 156L137 158L135 157L136 155ZM148 154V155H146ZM164 154V156H166V160H165V166H161L162 164L159 163L160 162V157H162ZM173 154V155H172ZM182 155V157H180ZM202 154V155H201ZM209 154V155H208ZM254 154V155H253ZM3 155V158H2ZM17 155V156H14ZM54 157H53V156ZM57 157H56V156ZM61 155V156H60ZM66 155V156H65ZM70 157H69V156ZM73 155V156H72ZM77 155V156H74ZM90 155V156H89ZM135 155V156H133ZM144 157H143V156ZM151 155V156H149ZM160 155V156H159ZM198 155V156H196ZM215 155L217 157H215ZM221 155V156H220ZM250 155V156H249ZM11 156V158L9 157ZM20 156V157H19ZM51 156V158H50ZM65 156V157H64ZM92 156V158H91ZM95 156V157H94ZM104 156V157H103ZM130 156V157H129ZM146 156V157H145ZM153 156V157H152ZM196 158H193V157ZM257 156V157H256ZM7 157V158H6ZM15 158V161L12 159ZM19 157V158H18ZM25 157V158H22ZM41 157V158H40ZM43 157H48V158H44L46 160L43 159ZM61 157V158H60ZM70 160H67L68 158ZM75 157H79V159L77 160V158L75 159ZM82 157V158H81ZM88 157V158H87ZM101 157V159H100ZM117 157L119 159H117ZM128 157V158H127ZM136 160H135V158ZM158 157V158H157ZM180 157V159H179ZM184 157V159H183ZM219 157V159H218ZM239 157V158H238ZM262 157V158H261ZM21 158V159H20ZM30 158H32V161L29 162V160H31ZM36 158V160H35ZM50 158V160H49ZM56 158V159H55ZM59 162H58V159ZM64 158V159H63ZM66 158V159H65ZM86 158V159H85ZM97 158V159H96ZM114 158V159H113ZM123 158V160H122ZM134 159V162L133 159ZM186 158V160H185ZM189 158V159H188ZM213 158V159H212ZM12 159V160H11ZM25 159V160H24ZM27 159H29L27 161ZM38 159V160H37ZM52 159V160H51ZM56 161H55V160ZM60 159L62 161V163L60 162ZM84 159V160H83ZM90 159L92 161H90ZM127 159V160H126ZM131 161H130V160ZM137 159L139 161H137ZM142 159V160H141ZM152 159V160H151ZM155 159V161H153ZM202 159V161H201ZM226 162H224V160ZM18 160V161H17ZM36 161V163L33 162ZM74 160V161H73ZM83 160V161H82ZM88 160V161H87ZM94 160V161H93ZM114 162H113V161ZM141 160V161H140ZM149 160L151 165L149 164ZM184 160V161H183ZM5 161V162H4ZM9 161V162H8ZM12 161V163L10 162ZM22 161V162H21ZM27 161V162H26ZM39 161V162H37ZM44 161V162H42ZM50 161V164H49ZM55 161V162H54ZM67 161V162H66ZM70 161V163H69ZM76 161V165H78L77 169L75 168V163L73 162ZM78 161V162H77ZM81 163H80V162ZM128 161V162H127ZM170 163H166L169 162ZM183 161V162H182ZM191 161V162H190ZM194 161V163H193ZM198 161V162H197ZM257 161V163H256ZM262 161V163H261ZM16 162V163H14ZM18 162V163H17ZM53 162V163H52ZM64 162L67 164L68 166L65 167L66 164H64ZM94 166V167H91ZM138 165H137V163ZM159 165H158V163ZM176 162V163H175ZM188 162V164H187ZM252 162V163H251ZM255 162V163H254ZM7 163V165H6ZM22 163V164H21ZM34 163V164H32ZM45 166V169L43 167V165ZM48 163L49 166H46ZM55 163V164H54ZM64 165V168L61 166ZM73 163V165L71 164ZM85 163V164H84ZM94 163V164H93ZM98 163V164H97ZM100 163H102V166ZM117 165H116V164ZM132 163V164H131ZM134 163H136L134 165ZM186 163V165H185ZM206 163V164H205ZM240 163V164H238ZM251 163V164H250ZM2 164V165H1ZM15 164V165H14ZM31 164V167H30ZM37 164V165H36ZM58 164V165H57ZM60 164V166H59ZM70 164V165H69ZM86 167H83V165ZM141 164V166H140ZM157 164V165H156ZM197 164V165H196ZM199 164V165H198ZM201 164V167H200ZM208 164H210L208 167ZM224 166H223V165ZM245 164V165H244ZM259 164V165H258ZM18 165V166H17ZM20 165V166H19ZM27 165V166H26ZM33 165V167H32ZM42 165V166H41ZM82 165V166H80ZM100 165V166H99ZM133 165V166H132ZM145 165H147L146 167H144ZM153 165H155L153 167ZM185 165V167H184ZM192 165V166H190ZM194 165V167H193ZM216 165H220L217 166ZM228 165V166H227ZM4 166V167H3ZM51 166H54L55 168H51ZM58 166V167H57ZM69 166H73L72 168H70ZM89 166V167H88ZM113 166V167H112ZM115 166V167H114ZM149 166V167H148ZM150 166H152V168H150ZM188 166V167H187ZM212 166V167H211ZM237 166V167H236ZM255 166V167H254ZM6 167V168H5ZM20 169H19V168ZM30 167V168H29ZM40 167V168H39ZM42 167V169H41ZM97 167V168H96ZM104 170H103V168ZM120 167V168H119ZM124 167V168H123ZM149 171H148V168ZM159 167V168H156ZM199 167V168H198ZM220 167V168H219ZM228 167V168H227ZM263 167V168H262ZM8 168H10L8 170ZM12 168V170H11ZM24 168V169H23ZM26 168V169H25ZM31 169V171L29 169ZM39 170V173L36 171V169ZM51 168V169H50ZM57 168V169H56ZM86 173H85V170ZM90 168V169H89ZM93 168V170H92ZM100 168V169H99ZM111 168V169H110ZM147 168V169H146ZM155 168V169H154ZM161 168V170H160ZM186 168V169H185ZM188 168V169H187ZM194 168H196V170H194ZM202 170H201V169ZM210 168V169H209ZM213 172H212V170ZM214 168V169H213ZM231 168V169H230ZM5 169V170H4ZM17 169V171H16ZM34 172H33V170ZM41 169V170H40ZM44 169V170H43ZM52 170L50 172V170ZM56 169V170H55ZM61 169V170H60ZM102 169V172H101ZM129 169V170H128ZM136 169V170H135ZM152 169V170H151ZM159 169V170H158ZM174 169V170H173ZM192 169L194 170V172H192ZM206 169V170H205ZM217 169V170H216ZM220 169V172H218ZM253 169V170H252ZM14 170V171H13ZM43 170V171H42ZM72 170V171H71ZM80 170V171H79ZM91 170V171H90ZM97 170V171H96ZM143 170V171H142ZM146 170V171H145ZM169 170V171H168ZM187 170V172H186ZM199 170V171H197ZM225 170V171H224ZM232 170V171H231ZM239 170V172H238ZM248 170H250L249 172H247ZM9 173L10 176L15 177L14 180L13 178L9 177ZM10 171V172H9ZM13 173H12V172ZM55 171V172H54ZM64 171V172H61ZM65 171H67L65 173ZM72 173H71V172ZM104 171V172H103ZM106 171V172H105ZM117 171V172H116ZM122 171V172H121ZM163 171V175L161 174V172ZM175 171V172H174ZM191 173H190V172ZM199 175H195L196 172ZM210 171V172H209ZM217 172V174L215 175ZM223 171V172H222ZM227 171V172H226ZM237 171V172H236ZM257 171V172H256ZM4 172V173H3ZM17 172V173H16ZM42 172V173H41ZM46 172V173H45ZM49 172V173H47ZM54 174H53V173ZM58 172V175L55 173ZM61 172V173H60ZM75 172V173H74ZM80 172V173H79ZM83 172V173H81ZM89 172V173H87ZM98 172V173H95ZM100 172V173H99ZM109 172V173H108ZM113 174H112V173ZM142 174H140V173ZM145 172V173H144ZM147 172L149 173L148 175ZM153 172V174H152ZM209 172V173H208ZM247 172V173H246ZM259 172V173H258ZM19 173V175H18ZM24 173V174H23ZM27 173V175L25 174ZM35 173V174H34ZM41 173V174H40ZM64 173V174H63ZM68 173V174H67ZM70 173V174H69ZM78 175H77V174ZM103 173V174H102ZM127 173V174H126ZM151 173V174H150ZM159 177L161 178H165V180L158 178V174ZM171 173V175L169 174ZM173 173V174H172ZM189 173V174H188ZM193 173V174H192ZM211 173V174H210ZM213 173V174H212ZM221 173L223 175V178L221 176ZM238 173V174H235ZM262 177H261V175ZM4 174V175H2ZM12 174V175H11ZM17 174V175H16ZM24 176V177H22ZM40 174V175H39ZM50 174V175H49ZM51 174L53 176H55L56 178H54L53 176H51ZM63 174V175H62ZM82 174V175H80ZM92 174V175H91ZM96 174V175H95ZM100 174V175H99ZM109 176H108V175ZM118 177H117V175ZM121 176H120V175ZM139 174V175H138ZM156 174V176L154 175ZM190 174H192L193 176H191ZM202 174V176H201ZM204 174V175H203ZM219 174V176H218ZM227 174V175H226ZM243 174L245 175V177L243 176ZM248 174V175H247ZM8 175V176H7ZM16 175V176H15ZM26 175V176H25ZM47 175V176H45ZM64 175H68V177H66ZM74 175V177H73ZM90 175V176H89ZM104 175V176H101ZM112 175V176H111ZM114 175V176H113ZM125 175V179L122 177ZM136 175V177H135ZM150 175V176H149ZM152 175V176H151ZM165 175V176H164ZM178 175V177H177ZM188 175V177H187ZM195 175V176H194ZM211 175V176H210ZM215 175V177H213ZM230 175V176H228ZM237 175V176H236ZM241 175V177H240ZM5 176V178H3ZM39 176H42L41 178H39ZM49 176V177H48ZM60 176V178L58 177ZM76 176V177H75ZM85 176V177H84ZM89 176V177H88ZM97 176V177H96ZM99 176V177H98ZM101 176V177H100ZM120 176V177H119ZM170 176V177H169ZM181 176V177H180ZM198 176V177H197ZM200 176V177H199ZM208 176V178H207ZM220 179H217V177ZM250 176V177H249ZM255 176V177H254ZM20 181H18V179ZM28 177V178H27ZM30 177V178H29ZM31 177H37L35 178L37 181H39V185L38 182L35 179H32ZM51 177V178H50ZM56 182L53 183V178ZM73 177V178H72ZM96 177V178H95ZM104 177V178H102ZM111 177V178H110ZM114 177V178H113ZM143 177H146L145 179ZM151 177V179L149 178ZM172 177V178H171ZM193 177V178H192ZM196 179H195V178ZM212 177V178H211ZM225 177V178H224ZM228 177V179H227ZM250 179H249V178ZM252 177V178H251ZM11 178V179H10ZM48 178V179H47ZM64 180V182H62V179ZM71 180H70V179ZM78 178H80L78 180ZM108 178V180H107ZM110 178V179H109ZM122 180H121V179ZM137 181H136V179ZM143 178V180H142ZM153 178V179H152ZM156 178V179H155ZM163 178V179H164ZM178 178V179H177ZM200 178L204 181H200ZM207 178V179H205ZM262 178V179H261ZM7 179V180H4ZM17 181H16V180ZM31 182H30V180ZM44 179L49 180V182L45 181ZM52 179V180H50ZM84 179V180H83ZM88 179V180H87ZM97 179H99L98 181H96ZM107 180V182L111 183L108 184L107 182L104 183ZM116 179V180H115ZM128 179V180H127ZM140 179V180H139ZM160 180L158 182L155 180ZM167 179V180H166ZM176 179V180H175ZM181 179V181H180ZM184 179V180H183ZM186 179V180H185ZM195 181H193V180ZM198 179V180H197ZM212 181L210 182L209 181ZM214 179V180H213ZM217 179V180H216ZM234 179V181H233ZM257 179V180H256ZM260 179V180H259ZM24 180V182H23ZM29 180V182H28ZM60 180V181H58ZM69 180V181H68ZM76 180V181H73ZM78 180V181H77ZM90 180V182H89ZM92 180V181H91ZM117 182L115 183L114 182ZM124 180V181H123ZM133 180V181H132ZM219 180V181H218ZM222 180H223V186L222 185ZM228 180V182H227ZM229 180H232V182ZM3 181H5V183H3ZM12 181V182H11ZM23 183H22V182ZM33 181V182H32ZM52 181V182H51ZM73 183H72V182ZM81 181V183H80ZM83 181V182H82ZM85 181V182H84ZM126 181V183H125ZM129 181V182H128ZM167 181V184H164V188L163 183ZM169 181V182H168ZM172 181V182H171ZM178 184H176L177 182ZM207 181V182H206ZM15 182V183H14ZM27 182V184H26ZM37 182V183H36ZM40 182H44L43 185ZM62 182V183H61ZM67 182V183H66ZM76 182V183H75ZM96 182V185H95ZM99 184H98V183ZM102 182V183H101ZM120 182V183H119ZM122 182V183H121ZM131 182V183H130ZM157 184H155V183ZM184 182V183H183ZM193 182V183H192ZM202 184H200V183ZM206 182V183H205ZM216 182H218L216 184ZM220 182V183H219ZM7 183H9L7 185ZM15 185H14V184ZM22 183V184H21ZM28 183L30 185H28ZM34 183V184H33ZM61 183V185H60ZM89 184V187L86 186V184ZM91 183V184H90ZM101 183V184H100ZM115 185H114V184ZM124 183V184H123ZM130 183V184H129ZM133 183V186H132ZM160 183V184H159ZM192 183V184H191ZM197 183V184H196ZM7 186H6V185ZM14 186H13V185ZM36 186V184L38 186H32V185ZM52 186H49V185ZM65 184V185H63ZM81 184V185H80ZM85 186L83 187L82 186ZM87 184V185H88ZM103 184V185H102ZM114 186H113V185ZM124 185V187L122 186V188H120V186ZM142 184V185H141ZM169 184V185H168ZM187 184V185H186ZM196 184V185H195ZM201 187L203 186V188L199 187L200 185ZM208 184V185H207ZM216 184V185H215ZM227 184V185H226ZM233 184V185H230ZM238 184V185H237ZM5 185V186H4ZM17 185V187H15ZM21 185V186H20ZM42 185V186H41ZM56 185V186H55ZM60 185V186H58ZM71 185V186H70ZM102 188H100L101 186ZM109 187H108V186ZM127 185H129L128 187H126ZM146 185V186H145ZM167 185V186H166ZM172 185V186H171ZM207 185V187H206ZM230 185V186H229ZM247 185V186H246ZM11 186V187H9ZM19 186V187H18ZM23 186V189H22ZM28 187V190L25 189ZM46 186V187H45ZM66 186V187H65ZM73 186V187H72ZM76 186V187H75ZM80 186V187H78ZM82 186V188H81ZM97 186V187H96ZM100 186V187H99ZM104 186V187H103ZM112 186V187H111ZM162 186V188H160ZM198 188H196V187ZM210 186V187H209ZM214 186V187H213ZM221 186V187H220ZM232 186V189H230ZM5 187V189H4ZM13 190V187H15V189L13 190V192L9 189ZM30 187V188H29ZM32 187V188H31ZM41 187V188H40ZM43 187V193L42 191H40L39 189L42 190ZM51 189H47L50 188ZM56 187V188H55ZM58 187V188H57ZM60 187V189H59ZM72 187V188H71ZM94 187V188H93ZM134 190L132 191L131 189ZM141 187V188H140ZM224 187V189L222 188ZM230 187V188H229ZM243 187V188H242ZM3 188V189H2ZM8 188L7 192L6 189ZM19 188V189H18ZM39 188V189H38ZM66 190L64 192V190ZM71 188V189H70ZM76 188H79L78 190ZM84 188V190H83ZM88 188V189H86ZM99 188V189H98ZM106 188V190L104 189ZM112 188V189H111ZM126 188H128L129 191H132L130 193H132L130 195L129 191L127 190L124 191ZM139 190V191H137ZM139 188V189H138ZM143 188V189H142ZM158 188V190H157ZM190 188V189H189ZM207 190L209 191H206ZM210 190H209V189ZM225 188L228 190H225ZM242 188V189H241ZM21 189V190H20ZM34 189V190H33ZM47 189V190H46ZM53 189V190H52ZM57 189V190H56ZM62 189V190H61ZM68 189V190H67ZM92 189V190H91ZM118 191H117V190ZM122 189H124L122 191ZM160 189V190H159ZM197 189V190H196ZM199 189V190H198ZM241 189V190H239ZM244 189V190H243ZM52 190V191H51ZM55 191V195L53 194ZM59 190V191H58ZM61 190V191H60ZM78 193H76L75 192ZM88 190V192H86ZM93 190H95V193L93 194ZM108 190V191H107ZM115 190V191H114ZM169 190H173L169 191ZM225 190V192H224ZM4 191V192H3ZM14 191H16V193L18 192V194H16ZM27 191V192H24ZM30 191V192H29ZM33 191V192H32ZM43 193V194H41ZM49 191V192H47ZM85 191V192H83ZM91 191V192H90ZM103 191V192H102ZM107 191V192H106ZM110 191H113L110 193ZM117 191V192H116ZM174 191H178L176 194V192ZM211 191V192H210ZM245 191V192H244ZM3 192V193H2ZM10 192V194H9ZM53 192V193H52ZM60 192V193H59ZM79 192H82L79 194ZM90 192V193H89ZM134 192V193H133ZM163 192V193H162ZM206 192V193H205ZM214 192V194H213ZM220 192V193H219ZM232 193V195L230 193ZM244 192V193H243ZM247 192V193H246ZM7 196H5V194ZM11 197H9V195ZM13 193V194H12ZM22 193V194H20ZM24 193V194H23ZM29 193V194H28ZM31 193V194H30ZM37 193V194H36ZM64 193V194H63ZM69 193V194H68ZM76 193V195H75ZM88 193V194H87ZM136 193V194H135ZM168 193V195H166ZM182 193H186L184 196ZM199 193V194H198ZM208 193V194H207ZM212 193V194H211ZM224 193V194H222ZM249 193V194H248ZM4 194V195H3ZM28 194V195H26ZM36 195L35 197L33 195ZM44 194L49 195L46 196ZM51 194V195H50ZM72 194V195H71ZM85 197H84V195ZM86 194L88 196H86ZM93 194V195H92ZM99 194V195H98ZM104 194V195H103ZM113 196H112V195ZM129 194V195H128ZM147 194H149V196L151 197L149 200V196H147ZM155 195L154 197H152L153 195ZM159 194V195H157ZM161 194V195H160ZM170 194V196H169ZM203 194V195H202ZM217 194V195H215ZM237 194V195H236ZM247 194V195H246ZM2 195V196H1ZM25 195V196H24ZM54 195V196H53ZM60 195V196H59ZM69 195L71 200H69ZM91 195V196H90ZM102 195V196H101ZM108 195V196H107ZM121 195V196H120ZM123 195H125V199H123ZM127 195V196H126ZM133 195V196H132ZM137 195V196H134ZM142 195V196H141ZM173 195V197H171ZM206 195V196H205ZM221 195V196H220ZM223 195V197H222ZM4 196V198H3ZM15 198H14V197ZM23 196V197H22ZM28 196V197H27ZM33 196V197H32ZM40 196V198L38 197ZM43 196V197H41ZM59 196V197H56ZM63 196V197H61ZM78 196V197H77ZM80 196V198H79ZM82 196V197H81ZM90 196V197H89ZM97 196V197H96ZM100 196V197H98ZM106 198H105V197ZM139 196V197H138ZM159 196V197H158ZM162 196H164L162 198ZM175 196V197H174ZM180 196V197H179ZM190 196V197H189ZM211 196V197H210ZM238 196V197H236ZM8 197V198H7ZM20 197V199L18 198ZM25 197V198H24ZM27 197V199H26ZM32 197V199L30 198ZM52 197V199H51ZM64 197H66L64 199ZM77 197V198H76ZM88 197V199L86 198ZM94 197V198H93ZM110 197V199H108ZM119 197V199L117 201V198ZM127 197V198H126ZM159 198L156 200V198ZM162 200H161V198ZM187 197V198H186ZM199 197V198H198ZM209 197V198H208ZM218 197V198H217ZM226 197V199H225ZM235 197V198H234ZM8 200H7V199ZM16 199V200H13ZM24 198V199H23ZM30 198V199H29ZM45 198V200H44ZM56 198V199H54ZM75 198V201H73L72 199ZM92 198V199H91ZM104 198V199H103ZM138 198V199H137ZM194 198V199H193ZM198 198V199H197ZM213 198V200H211ZM223 198V199H222ZM229 198V200H228ZM233 198V199H232ZM239 201H238V199ZM29 199V200H28ZM48 199V200H47ZM51 199V200H50ZM64 199V200H63ZM76 199H80L77 200L78 202H76ZM88 201H87V200ZM98 199L99 203H97L98 201L96 200ZM128 199V200H127ZM140 199V200H139ZM142 199V201H141ZM148 199V200H147ZM154 199V200H152ZM164 199V201H163ZM166 199V201H165ZM186 199V200H185ZM191 199V200H190ZM193 199V202H192ZM210 201H209V200ZM220 199V201H219ZM238 202H236L235 200ZM249 199V200H248ZM13 200V201H12ZM22 202H20V201ZM54 200V201H53ZM59 200H63L60 201L58 203ZM68 200V201H67ZM86 200V201H85ZM103 200H105L103 202ZM121 200V201H120ZM137 200V201H136ZM144 200V201H143ZM161 200V201H160ZM171 200V201H170ZM178 200V201H177ZM207 200V201H205ZM217 200V201H216ZM233 200V201H232ZM251 200V202H250ZM50 201V202H49ZM72 201V202H71ZM101 201V202H100ZM136 201V202H135ZM154 201V202H153ZM159 203H158V202ZM165 202V203H162ZM169 201V202H168ZM175 201V202H174ZM177 201V202H176ZM195 201V202H194ZM216 201L217 204H214ZM224 201V202H223ZM16 202H20L19 204ZM27 202V203H26ZM48 202V203H46ZM51 202H53V204H51ZM71 202V203H70ZM76 202V203H75ZM79 202L81 204H79ZM85 202V203H84ZM156 204L155 205H160L159 207H155V205L153 207H151V205L153 204H149V203ZM185 202V204H184ZM222 202V203H221ZM4 203L6 205H4ZM23 203V204H22ZM26 203V204H24ZM28 203H32V204H28ZM39 203V204H38ZM75 203V204H74ZM87 203L89 204L87 206ZM110 203V204H109ZM130 203V204H129ZM135 203V204H134ZM147 203V204H145ZM161 203V204H160ZM169 203V204H168ZM172 203V204H171ZM176 205H175V204ZM187 203V205H186ZM188 203L190 204L188 207ZM228 203V204H227ZM243 203V204H240ZM252 203V205H250ZM9 204L11 207H8ZM14 204V205H12ZM23 205V207H21V205ZM47 206H46V205ZM59 204V205H58ZM65 204V205H64ZM72 206H71V205ZM93 204V207L92 205ZM140 206H139V205ZM145 206H144V205ZM163 204V205H162ZM167 204V205H166ZM198 206V207H196ZM220 204V205H219ZM224 204V205H222ZM249 206L250 209L248 210L247 207L245 206ZM256 204V205H255ZM26 205V208L24 207ZM28 205H32L28 206ZM45 205V206H43ZM77 207H76V206ZM82 206V207H79ZM91 205V206H90ZM98 205V206H96ZM102 205V206H101ZM104 205V206H103ZM112 205V206H111ZM132 205V206H131ZM136 205V206H133ZM166 205V206H165ZM175 207H174V206ZM181 205V206H180ZM193 205V206H192ZM203 205V206H202ZM208 205V206H207ZM217 205V206H216ZM229 205V206H228ZM260 205V207H259ZM54 209V207H56ZM121 206V207H120ZM147 206V207H146ZM171 206V207H170ZM180 206V207H179ZM222 206V207H221ZM235 206V207H234ZM241 206V207H240ZM7 207V208H5ZM18 207V208H17ZM52 207V208H51ZM61 207V208H60ZM88 207L90 209H88ZM96 207V208H94ZM109 209V207L111 209L107 210V208ZM133 207V208H132ZM144 207H146L144 209ZM152 208V211L149 210L150 208ZM154 207H155V211H154ZM163 207V208H162ZM166 207V210H164ZM177 207V208H176ZM180 209H179V208ZM186 207V209H185ZM191 207V209H190ZM200 207V208H199ZM254 207V208H253ZM9 208V209H8ZM17 208V209H16ZM20 208V209H19ZM28 208V209H27ZM30 208V209H29ZM40 208V209H39ZM51 208V209H50ZM74 208V209H73ZM100 208V209H98ZM104 208V209H103ZM122 208V209H121ZM159 208V209H158ZM176 208V209H175ZM245 208V209H244ZM251 208H253L251 210ZM4 209L6 211H4ZM27 209V210H26ZM54 209V211H53ZM61 209V210H60ZM78 209V211H77ZM94 211H93V210ZM113 209V211H112ZM157 209V210H156ZM171 209H173L172 211H174V213L171 211ZM183 209V210H182ZM227 209V210H226ZM232 209L235 211H232ZM237 209V210H236ZM8 210V211H7ZM19 210V211H18ZM23 210V211H22ZM37 210V211H36ZM96 210V211H95ZM104 212H103V211ZM161 210V213L160 211ZM164 210V211H163ZM170 210V212H169ZM179 210V212H178ZM180 210L181 213H180ZM15 211V212H14ZM26 211V212H25ZM65 211V212H64ZM102 211V214H98V212ZM114 213H112V212ZM118 211V212H117ZM125 211V212H124ZM139 211V212H138ZM177 211V212H176ZM190 211V212H189ZM17 212V213H16ZM45 212V213H44ZM51 212V213H50ZM62 212V213H61ZM67 212V213H66ZM69 212V213H68ZM81 212V213H80ZM89 212V215L87 214ZM93 212L94 215H92L91 213ZM97 212V213H96ZM151 212V214H150ZM159 212V213H158ZM167 212V214H166ZM172 212V213H171ZM185 212V213H184ZM234 212V214H233ZM260 212V213H259ZM2 213V215H1ZM13 213V214H12ZM66 213V214H65ZM131 213V215H130ZM141 213V214H140ZM148 213V214H147ZM171 213V215H170ZM179 213V214H178ZM204 213H206L204 215ZM223 213V215H222ZM237 213H239L237 215ZM245 213V214H244ZM252 213V214H251ZM3 214L5 216H3ZM9 214V215H8ZM18 214V215H17ZM54 214V216H53ZM83 216H82V215ZM108 214V215H107ZM118 214V215H117ZM123 214V215H122ZM136 214V215H135ZM160 214V215H159ZM166 214V215H164ZM169 214V215H168ZM178 214V216H176ZM182 214V215H181ZM185 216H184V215ZM190 214V215H189ZM199 214V215H198ZM229 216H228V215ZM259 214V215H258ZM13 215V216H12ZM48 215V216H46ZM62 215V216H61ZM81 215V216H79ZM100 215V216H99ZM106 215V216H105ZM116 215V216H115ZM140 215V216H139ZM155 215V216H154ZM189 215V216H188ZM204 215V216H203ZM9 216L12 217L9 219ZM68 216V217H66ZM77 216V217H76ZM86 216V217H85ZM93 216V217H91ZM97 216V217H96ZM99 216V217H98ZM104 216V217H103ZM125 216V217H124ZM131 216V217H130ZM144 216V218H143ZM152 216V217H151ZM159 216V217H158ZM167 216V217H165ZM188 216V218H187ZM196 216V217H195ZM254 216V218H253ZM3 217V218H2ZM18 220V222L15 220ZM18 217V218H17ZM23 217V218H22ZM46 219H45V218ZM82 217V218H81ZM102 217V218H101ZM119 219H118V218ZM156 217V218H155ZM181 217V218H180ZM224 217H228L227 219H225ZM251 217L253 219H255L256 221L254 222L253 219H251ZM7 218V219H6ZM14 218V219H13ZM65 218V219H64ZM90 218V219H89ZM113 218V219H111ZM125 218V219H124ZM127 218V219H126ZM146 218V219H145ZM154 218V219H153ZM167 218V219H166ZM168 218H171L170 221H168ZM182 218H184V220L187 218V221L183 220ZM248 221L246 223V221ZM260 218V219H259ZM4 219V220H2ZM20 219V220H19ZM37 221H36V220ZM101 221H100V220ZM111 219V220H110ZM135 219V220H134ZM161 219V220H159ZM224 221H223V220ZM233 223H232V221ZM238 219L240 221H238ZM242 219V220H241ZM250 219V220H249ZM263 222H262V220ZM14 220V221H12ZM75 220V221H74ZM80 220V221H79ZM88 220V221H87ZM108 220L112 223L110 224V222H108ZM133 220V221H132ZM163 220V221H162ZM253 220V221H252ZM4 221L6 223H4ZM8 221V222H7ZM12 221V222H10ZM20 221V222H19ZM44 221V222H43ZM88 223H87V222ZM113 221V222H112ZM143 221V222H141ZM145 221V222H144ZM149 221V222H148ZM174 221V222H172ZM183 221V222H182ZM196 221V222H194ZM244 221H245V225L244 226ZM249 221H251V223H249ZM16 223V227L14 226ZM40 222V223H39ZM91 222V223H90ZM101 222V223H100ZM180 222V223H179ZM191 222V223H190ZM216 222V223H215ZM235 222V223H234ZM238 222V223H237ZM242 222V223H241ZM253 222L255 224H253ZM17 223H20L17 224ZM25 223V224H24ZM27 223V225H26ZM52 223V224H51ZM103 223V224H102ZM109 223V224H108ZM120 223V224H119ZM136 223V224H135ZM147 223V224H146ZM151 223V224H150ZM171 223V224H169ZM175 224V226H172ZM178 223V224H176ZM182 223V225H181ZM232 223V224H231ZM237 223V224H236ZM257 223V224H256ZM7 224V226H6ZM25 226H23V225ZM43 224V225H42ZM76 224V225H75ZM87 224L90 226H87ZM115 224V225H114ZM134 225H138V228L136 226L133 227ZM157 226H156V225ZM169 224V225H168ZM188 224V226H187ZM196 224V225H195ZM223 224V225H222ZM229 228L228 229V226ZM243 224V225H242ZM251 226H249V225ZM11 225V226H10ZM18 225V226H17ZM34 225V226H33ZM64 225V226H63ZM94 225V226H93ZM102 225V226H101ZM109 227H108V226ZM110 225L112 226L111 229H113L114 227V233L113 231H111L110 229ZM117 225V226H116ZM125 227H123V226ZM132 225V226H131ZM141 225V226H140ZM145 225V227H144ZM148 225V227H147ZM150 225V226H149ZM190 225V227H189ZM221 225V226H220ZM225 225V227H224ZM233 225V227H231ZM239 225V226H238ZM257 225V227H255ZM23 226V227H22ZM45 226V227H44ZM78 228H76V227ZM99 226V227H98ZM171 226V227H170ZM181 226V227H180ZM192 226V227H191ZM197 226L199 228H197ZM221 230H220V227ZM253 226V228H252ZM26 227V229L24 228ZM31 227V228H30ZM108 227V228H106ZM144 227V228H142ZM147 227V228H146ZM155 227V228H154ZM177 227V228H176ZM223 227V228H222ZM246 227V229H245ZM9 228V229H8ZM24 228V229H23ZM30 228V229H29ZM49 228V229H48ZM81 228V229H80ZM86 228V229H85ZM133 230H132V229ZM141 228V231H140ZM146 228V229H145ZM159 228V230L157 229ZM172 228V230H170ZM187 228H190L192 231V236L194 238V244H187L184 243L182 244L183 241V234L185 232V230ZM257 228V229H256ZM13 229V230H11ZM18 229V231H17ZM23 229V231H22ZM47 229V230H46ZM71 229V230H70ZM80 229V230H79ZM84 229V230H83ZM109 231H108V230ZM145 229V230H144ZM156 229V230H155ZM162 229V231H161ZM252 229H256L258 231H252ZM25 230V231H24ZM240 230V231H239ZM250 230V231H248ZM14 231V233H13ZM29 231V232H28ZM32 231V232H31ZM44 231V232H43ZM52 231V232H51ZM74 231V232H73ZM77 231V232H76ZM79 231V232H78ZM87 231V232H86ZM95 231V232H93ZM97 231V232H96ZM126 233H124V232ZM151 231V232H150ZM246 231V232H245ZM20 232V233H19ZM28 232V234H27ZM34 232V233H33ZM83 234H82V233ZM85 232V233H84ZM92 232V234H91ZM108 232V233H107ZM118 232V233H117ZM123 232V234H122ZM141 232V233H140ZM176 232V233H175ZM249 232V233H248ZM18 233V235H17ZM26 233V234H25ZM68 233V234H67ZM78 233V234H77ZM88 233V237L87 234ZM97 235H96V234ZM145 233V234H144ZM160 233H162L163 235H161ZM178 236L179 233L180 235L178 237H174L173 235ZM248 233V234H247ZM253 233V236H252ZM36 234V235H35ZM38 234V236H37ZM91 234V236H90ZM102 234V235H101ZM139 234V235H138ZM141 234V235H140ZM170 234V235H169ZM239 234V235H238ZM68 235V236H67ZM94 235V236H92ZM101 235V236H100ZM145 235V236H144ZM148 235V236H147ZM219 235V236H218ZM232 235V236H230ZM251 235V236H249ZM22 236V237H21ZM127 236V237H126ZM134 236V237H133ZM255 236V237H254ZM30 237V238H29ZM34 237V238H33ZM40 237V238H39ZM72 237V238H71ZM85 237V238H84ZM92 237V238H91ZM94 237V238H93ZM100 237V239H99ZM116 237V238H115ZM118 237V238H117ZM137 237V238H136ZM140 237V238H139ZM151 237V238H150ZM209 237V238H208ZM257 237V238H256ZM26 238V239H25ZM28 238V239H27ZM98 238V244L96 243V239ZM116 240H114V239ZM132 238V239H131ZM146 238V239H145ZM240 238V239H239ZM242 238V239H241ZM248 240H247V239ZM250 238L252 240H250ZM21 241H20V240ZM32 239V240H31ZM36 239V240H35ZM88 239V240H87ZM105 239V240H103ZM107 239V240H106ZM120 239V240H119ZM123 239V240H122ZM139 239V241H138ZM145 239V240H144ZM167 239V240H166ZM10 240V241H9ZM38 240V241H37ZM66 240H70L71 242H68ZM93 240V241H92ZM112 240V241H110ZM119 240V241H118ZM141 240V241H140ZM232 240V241H231ZM240 240V241H239ZM27 241V242H25ZM80 241V243H79ZM83 241V242H82ZM86 241V242H85ZM92 241V242H91ZM101 241V242H100ZM126 241V242H125ZM130 241V242H128ZM135 242V243H131V242ZM147 241V243H146ZM157 242V244L155 242ZM168 241V242H167ZM249 241V242H248ZM108 242V244H107ZM154 242V243H153ZM162 242V243H161ZM233 242V243H232ZM251 242V243H250ZM256 242V243H254ZM16 243V245H15ZM51 243V244H50ZM72 243V244H71ZM89 243V244H88ZM103 243V244H102ZM118 243V244H117ZM125 243V244H123ZM131 243V244H130ZM177 243V244H176ZM203 243V244H202ZM249 243V244H248ZM19 244V245H18ZM69 244V245H68ZM75 244V245H73ZM102 246L100 248V245ZM109 246H107V245ZM112 244V246H111ZM114 244V245H113ZM123 244V246H121ZM129 244V245H128ZM133 244V246H132ZM136 244H139L138 247ZM147 244V245H146ZM172 244V245H171ZM251 244V245H250ZM255 244V245H254ZM52 245V246H51ZM56 245V246H55ZM64 245V246H63ZM80 247H78V246ZM83 245V246H82ZM95 245V246H94ZM117 245V246H115ZM135 245V246H134ZM140 245L142 247V249L140 248ZM155 245V247H154ZM157 245V246H156ZM178 245V247H177ZM182 245L185 247H182ZM248 245V246H247ZM257 245V246H256ZM70 246V248H69ZM84 247V249L82 247ZM111 246V247H110ZM163 246V247H162ZM174 246V247H173ZM190 246V247H189ZM192 246V247H191ZM256 246V248H255ZM47 247V248H46ZM53 247V248H52ZM77 247L79 249H77ZM86 247V248H85ZM97 247V248H96ZM105 247V249H104ZM115 247V248H114ZM119 247V248H118ZM123 247V248H122ZM125 247V248H124ZM151 247V248H150ZM158 247V250H157ZM172 247V248H171ZM195 247V249H194ZM16 248V249H15ZM67 248V249H66ZM107 248V249H106ZM122 248V249H121ZM134 249V250H131ZM153 248V249H152ZM167 248V249H166ZM241 248V250H239ZM47 249V250H46ZM49 249V250H48ZM52 249V250H51ZM60 249V251L58 250ZM79 250L76 252V250ZM82 249V250H80ZM91 249V251H90ZM110 249V250H109ZM112 249V251H111ZM121 251H120V250ZM129 249V252H128ZM140 249V250H139ZM148 251H146V250ZM234 249V250H233ZM236 249V250H235ZM259 251H258V250ZM12 250L16 251L18 250L17 255H12ZM22 250H26L25 252ZM37 250V253H35V251ZM46 250V251H45ZM63 250V251H62ZM75 250V251H73ZM102 250V251H101ZM104 250V251H103ZM115 250V251H114ZM126 252H124V251ZM137 250V252H136ZM181 250V251H180ZM249 250V251H248ZM263 250V251H262ZM27 251H29V253H27ZM68 251V252H66ZM82 251V252H81ZM84 251V252H83ZM107 251V252H106ZM141 251V253H140ZM152 251V252H151ZM154 251H156L157 253H155ZM164 251V252H163ZM206 251V252H205ZM234 251V252H233ZM242 251V252H241ZM245 253H244V252ZM20 252V253H19ZM33 252V253H32ZM39 252V253H38ZM50 252H51V256H50ZM87 252V253H86ZM91 252V253H90ZM100 252V253H99ZM117 252V255L116 253ZM125 254L123 255L122 254ZM128 252V253H127ZM131 252V253H130ZM140 254H139V253ZM147 254H146V253ZM196 252V254H195ZM200 252H201V257H200ZM208 252V253H207ZM58 253V254H57ZM66 253V254H65ZM69 253V254H68ZM85 253V254H84ZM102 253V254H101ZM114 253V254H113ZM127 253V254H126ZM135 253V254H134ZM219 255H218V254ZM234 253V255H233ZM241 253V254H240ZM260 255H259V254ZM23 254V255H22ZM25 254V255H24ZM36 254V255H35ZM65 254V255H64ZM72 254V255H71ZM89 254V255H88ZM93 254V255H92ZM98 256H97V255ZM100 254V255H99ZM130 256H129V255ZM131 254H133L131 256ZM138 254V255H137ZM144 256H143V255ZM149 254V255H148ZM174 254V255H173ZM222 254V255H221ZM225 254V255H224ZM239 254V255H238ZM247 254H251L252 257H250V255ZM66 255H68V258L66 257ZM95 255L97 257H95ZM102 255V256H101ZM111 255V256H110ZM127 255V256H126ZM147 255V256H146ZM156 255V256H155ZM196 255V256H195ZM214 255V256H213ZM21 258H20V257ZM28 256V258H27ZM34 256V257H32ZM39 256V258H37ZM44 256V257H43ZM60 256V257H59ZM96 258H93V257ZM110 256V258H109ZM117 256V257H115ZM135 256V257H134ZM139 256V257H138ZM151 256H154L151 257ZM160 256V257H158ZM179 256V257H178ZM187 256V257H186ZM230 256V257H229ZM249 256V257H248ZM259 256V258L257 257ZM261 256V257H260ZM15 257V258H14ZM20 259H19V258ZM85 257V258H84ZM88 257V258H87ZM102 259H101V258ZM106 257V258H105ZM114 257V258H113ZM119 257V259H118ZM128 257V258H127ZM133 257V258H132ZM138 257V258H136ZM142 259H141V258ZM146 257V258H145ZM150 257V258H149ZM158 257V258H157ZM164 257V258H163ZM194 257V258H193ZM198 257V258H196ZM218 257V258H217ZM232 257V258H231ZM256 257V258H255ZM41 258H43L41 260ZM61 261H58L60 260ZM83 258V260H82ZM99 258V259H98ZM104 258V260H103ZM116 258V259H115ZM121 258V259H120ZM127 258V259H126ZM140 258V260H139ZM153 258V259H152ZM175 258V259H173ZM190 260H189V259ZM193 258V259H192ZM204 258V259H203ZM224 258V259H223ZM250 258V259H249ZM19 259V261H17ZM33 259V260H32ZM70 259V262H69ZM85 259V260H84ZM109 259V260H107ZM113 259V260H112ZM125 261H124V260ZM129 259V261H127ZM138 259V260H137ZM146 259L148 263H146ZM152 261H150V260ZM156 259V260H155ZM165 259V260H163ZM253 259V260H252ZM36 260V261H35ZM41 260V261H40ZM44 260V261H43ZM57 260V261H56ZM72 260V261H71ZM82 260V261H81ZM122 260V261H121ZM132 260V261H131ZM135 260V262H134ZM173 260L175 262H173ZM183 260V262H179ZM185 260V261H184ZM201 260V263H200ZM205 260V261H204ZM258 260V261H257ZM22 261V262H21ZM49 261V262H48ZM86 261V262H84ZM95 261V262H94ZM111 261V262H109ZM156 261V262H155ZM164 261V262H163ZM187 261V262H186ZM189 261V262H188ZM196 263H195V262ZM203 261V262H202ZM209 261V263H208ZM244 261L246 263H244ZM260 261V262H259ZM12 262V263H11ZM37 262V263H36ZM77 262V263H76ZM97 262V263H96ZM103 262V263H102ZM107 262V263H106ZM109 262V263H108ZM114 262V263H112ZM120 262V263H119ZM124 262V263H122ZM129 262V263H128ZM154 262V263H153ZM257 262V263H255ZM136 263V264H137Z\"/></svg>",
    "mask_w": 264,
    "mask_h": 264
},
{
    "label": "bare ground",
    "instance_id": "obj_2",
    "mask_svg": "<svg viewBox=\"0 0 264 264\" xmlns=\"http://www.w3.org/2000/svg\"><path fill=\"white\" fill-rule=\"evenodd\" d=\"M13 1H14V0H13ZM22 1H24L23 4H22V5H23V6H22V11H21V9H20L21 12H17V11H16L17 13H15V15L13 14L14 12L10 15V13H9V12L11 11V8H10V9H9L10 11L8 10V11H9V12H8V15H7V13H6V14H3V16L6 15V16H5V20H4V21H6V23H5L4 25H0V45H1V46H0V50H1V48L3 47L2 45H6V42L8 43V46H9V47H8L9 49L7 48L8 51H7V49H6L5 46H4V48L6 49V51L9 52V54H8V53L6 54V56H7V55L9 56V58H8V57L5 58V59L8 58V71L11 72L10 70H12V72L15 73V74H17V75H19V77H22V78L28 80V83H27V84H30V83H31V84H35V83H38L39 81H41V80L44 79V78H51V77H54V78H57V79H59V78H64V79H68V81L71 80V79H70V74H72V73H71V71H70L69 69L66 70V69L64 68L63 65H61V64L57 63V61L53 60L54 58H52V56H51V57H47V56H46V54L49 53L50 50L47 48L48 46L45 47V46L43 45L45 42L42 44V43L40 42L41 39L39 40V38H38V34H39V37H40V33H37V30H38V29L36 28V24H37V23L39 24V22H38L37 20H35V19H34V16H31V14H30V8H31V7L29 6L30 2H29V3L26 2L27 0H26V1H25V0H22ZM63 1H64V0H63ZM67 1L69 2V0H67ZM73 1H74V0H73ZM73 1H72V2H73ZM87 1H88V0H87ZM103 1H104V0H102V2H103ZM108 1H109V0H108ZM123 1H124V0H121V2H123ZM146 1H147V0H146ZM162 1H163V0H162ZM164 1H166V0H164ZM164 1H163V3H165ZM170 1H171V0H170ZM174 1H175V0H174ZM174 1H173V2H174ZM197 1H198V0H197ZM201 1H202V0H201ZM218 1H220V0H218ZM231 1H232V0H231ZM233 1H234V0H233ZM236 1H238V0H236ZM239 1H240V0H239ZM260 1H261V0H260ZM17 2H18V1H17ZM20 2H21V1H20ZM36 2H37V1H36ZM50 2H52V0H51ZM55 2H58V0H56ZM65 2H66V1H65ZM68 2H66V3L68 4ZM75 2H76V1H75ZM77 2H78V1H77ZM90 2H91V1H90ZM106 2H107V1H106ZM111 2H112V1H111ZM140 2H141V1H140ZM148 2H149V1H148ZM167 2H168V1H167ZM176 2H177V1H176ZM184 2H185V1H184ZM187 2H188V1H187ZM187 2H186V3H187ZM189 2H190V1H189ZM193 2H194V1H193ZM193 2H191V3H193ZM211 2H212V1H211ZM228 2H230V1H228ZM228 2H227V3H228ZM255 2H256V1H255ZM0 3H1V0H0ZM13 3H14V2H13ZM13 3H12V4H13ZM88 3H89V2H88ZM92 3H93V2H92ZM100 3H101V1H100ZM112 3H114V2H112ZM116 3H117V2H116ZM138 3H139V2H138ZM149 3H151V2H149ZM152 3H153V2H152ZM158 3H159V2H158ZM174 3H175V2H174ZM177 3H179V2H177ZM177 3H176V4H177ZM186 3H184V4H186ZM196 3H197V2H196ZM220 3L222 4V2H220ZM258 3H259V2H258ZM4 4H5V3H4ZM7 4H8V3H6V7H5V8H7ZM36 4H37V3H36ZM40 4H41V3H40ZM58 4H59V3H58ZM70 4H71V1H70ZM70 4H69V6H71ZM73 4H74V3H73ZM75 4H76V3H75ZM89 4H90V3H89ZM89 4H88V5H89ZM95 4H96V3H95ZM102 4H103V3H102ZM121 4H123V3H121ZM121 4H120V5H121ZM125 4H126V2H125ZM125 4H124V5H125ZM165 4H166V3H165ZM169 4L172 5L171 2H170ZM179 4H180V3H179ZM184 4H183V5H184ZM188 4H189V3H188ZM188 4H187V5H188ZM194 4H195V3H194ZM197 4H198V3H197ZM197 4H196V5H197ZM199 4H200V3H199ZM199 4H198V5H199ZM202 4H203V3H202ZM221 4H220V5H221ZM223 4H224V6H225V2H224ZM231 4H232V2H231ZM234 4H235V3H234ZM1 5H2V4H1ZM8 5H9V4H8ZM10 5H11V2H10ZM16 5H17V3H16ZM16 5H11V6H16ZM44 5H45V4H44ZM48 5H49V4H48ZM48 5H47V7L49 8L50 6H48ZM56 5H57V4H56ZM100 5H101V4H100ZM100 5H99V6H100ZM110 5H111V4H110ZM113 5H114V4H113ZM116 5H118V4H116ZM116 5H115V7H117ZM130 5H131V4H130ZM147 5H148V4H147ZM158 5H160V4H158ZM171 5H170V6H171ZM180 5H181V4H180ZM200 5H201V4H200ZM214 5H215V4H214ZM226 5H228V9H230V8H229V4H226ZM237 5H238V4H236V8H237ZM262 5H263V4H262ZM4 6H5V5H4ZM4 6H3V7H4ZM11 6H10V7H11ZM18 6H20V5L18 4ZM39 6H41V5H39ZM57 6H58V5H57ZM102 6H104V5H102ZM131 6H132V5H131ZM150 6H151V5H150ZM181 6H182V5H181ZM204 6H205V5H204ZM208 6H209V5H207V8H208ZM210 6H211V5H210ZM215 6H216V5H215ZM215 6H214V7H215ZM232 6L234 7L233 9L236 10V9H235V6H234V5H232ZM42 7H43V6H42ZM54 7H55V6H54ZM66 7H67V6H66ZM86 7H87V5H86ZM90 7H91V6H90ZM109 7H110V6H109ZM113 7H114V6H112V8H113ZM115 7H114V9H115ZM125 7H126V6H125ZM167 7H168V6H167ZM175 7H176V6L173 5V7H171V8H175ZM177 7H179V6L177 5ZM185 7H187V6H185ZM185 7H184V8H185ZM192 7H193V6H192ZM194 7H195V6H194ZM221 7H222V6H221ZM240 7H241V5H240ZM242 7H243V6H242ZM253 7H254V6H253ZM0 8H2V6H0ZM5 8H4V10H6ZM8 8H9V7H8ZM8 8H7V9H8ZM15 8H17V7H15ZM19 8H21V7H19ZM44 8H45V6H44ZM58 8H60V7H58ZM76 8H77V6H76ZM81 8H82V7H81ZM95 8H96V6H95ZM107 8H108V7H107ZM127 8H128V6H127ZM150 8H151V7H150ZM163 8H164V7H163ZM182 8H183V6H182ZM182 8H181V9H182ZM188 8H189V6H188ZM195 8H197V7H195ZM211 8H213V7H211ZM211 8H210V9H211ZM217 8L219 9V6H217ZM217 8H216V9H217ZM222 8H223V7H222ZM238 8H239V7H238ZM41 9H42V8H41ZM52 9H53V8H52ZM60 9H61V8H60ZM64 9H65V8H64ZM68 9H69V8H67V10H68ZM91 9H94V8L92 7ZM100 9H102V8H100ZM131 9H132V8H131ZM158 9H159V8H158ZM165 9H166V7H165ZM167 9H168V8H167ZM167 9H166V10H167ZM175 9L177 10L178 8H175ZM190 9H191V8H190ZM193 9H194V8H193ZM203 9H204V8H203ZM220 9H221V8H220ZM228 9H227V11H228ZM231 9H232V8H231ZM245 9H246V8H245ZM253 9H255V8H253ZM13 10H14V9H12V11H13ZM15 10H18V9H15ZM43 10H44V9H43ZM45 10H46V9H45ZM54 10H55V9H54ZM120 10H121V9H120ZM146 10H147V8H146ZM146 10H145V11H146ZM160 10H161V9H160ZM198 10H199V9H198ZM212 10H213V9H212ZM212 10H208V11H212ZM237 10H238V9H237ZM246 10H247V9H246ZM248 10H249V9H248ZM18 11H19V10H18ZM46 11H47V10H46ZM59 11H60V10H59ZM105 11H106V10H105ZM123 11H125V9H124ZM123 11H122V12H123ZM131 11H132V10H131ZM151 11H152V10H151ZM157 11H158V10H157ZM179 11H180V9H179ZM204 11H205V10H204ZM217 11H218V10H217ZM263 11H264V9H263ZM0 12H3V9H2V11H0ZM36 12H37V11H36ZM41 12H43V11H41ZM60 12L63 14L62 11H60ZM65 12H67V11H65ZM68 12H69V11H68ZM106 12H107V11H106ZM118 12H119V11H118ZM125 12H126V11H125ZM125 12H123V14H124ZM128 12H129V11H128ZM128 12H127L126 14H128ZM135 12H136V11H135ZM139 12H140V11H139ZM162 12H163V15H164V12H165V11H162ZM162 12H161V13H162ZM166 12H167V11H166ZM171 12H172V11H171ZM175 12L177 13V11H175ZM182 12H183V11H182ZM186 12H187V10H186ZM186 12H185V15H186ZM190 12H191V11H190ZM190 12H189V13H190ZM218 12H219V11H218ZM218 12H217V13H218ZM225 12H226V11H225ZM4 13H5V12H4ZM47 13H48V12H47ZM49 13H50V12H49ZM61 13H60V14H61ZM75 13H76V12H75ZM119 13H121V11H120ZM142 13H143V12H142ZM142 13H140V15H141ZM148 13H149V12H148ZM151 13H152V12H151ZM154 13H157V12L155 11ZM173 13H174V10H173ZM178 13H179V12H178ZM187 13H188V12H187ZM193 13H194V12H193ZM195 13L197 14V12H195ZM198 13H200V12H198ZM208 13H214V12H208ZM226 13H227V12H226ZM233 13H234V11H233ZM236 13H237V12H236ZM240 13H241V12H240ZM249 13H252V12H249ZM249 13H248V14H249ZM253 13H254V12H253ZM253 13H252V14H253ZM37 14H38V13H37ZM40 14H41V13H40ZM43 14H44V13H43ZM51 14H52V13H51ZM51 14H50V15H51ZM54 14H55V13H54ZM76 14H77V13H76ZM100 14H101V13H100ZM100 14H99V15H100ZM132 14H133V13H132ZM157 14H158V13H157ZM169 14H170V13H169ZM174 14H175V13H174ZM191 14H192V13H191ZM201 14H202V12L200 13V15H201ZM203 14H204V13H203ZM222 14H223V13H222ZM227 14H229V13H227ZM246 14H247V12H246ZM252 14H251V15H252ZM38 15H39V14H38ZM45 15H46V14H45ZM45 15H44V16H45ZM57 15H58V14H57ZM57 15L55 16L56 18H58ZM71 15H72V14H71ZM109 15H110V14H109ZM114 15H115V14H114ZM124 15H125V14H124ZM129 15H130V16H129ZM129 15H128V16H129L130 18H128V19L131 20V14H129ZM136 15H137V16H140V15L137 14V13H136ZM146 15H147V14H146ZM154 15H155V14H154ZM171 15H173V14H171ZM181 15H182V14H181ZM192 15H193V14H192ZM215 15H216V14H215ZM218 15H219V14H218ZM242 15H243V14H242ZM242 15H241V16H242ZM0 16H1V15H0ZM59 16H60V15H59ZM62 16H63V15H62ZM64 16H65V15H64ZM75 16L77 17V15H75ZM79 16H80V15H79ZM101 16H102V15H101ZM103 16H104V15H103ZM121 16H122V15H121ZM125 16L127 17V15H125ZM133 16H134V15H133ZM137 16H135V17H137ZM149 16H150V15H149ZM157 16H158V15H157ZM190 16H191V15H190ZM190 16L188 17V14H187V16H182V17H188V18H190ZM193 16H194V15H193ZM198 16H199V14H198ZM198 16H197V17H198ZM202 16H207V15L204 14V15H202ZM216 16H217V15H216ZM219 16H221V15H219ZM222 16H224V14H223ZM243 16H245V15H243ZM55 17H54V19H55ZM72 17H73V16H72ZM135 17H132V18H135ZM145 17H147V16H145ZM180 17H181V16H180ZM194 17H196V15H195ZM194 17H192V18H194ZM209 17H210V16H209ZM214 17H215V16H214ZM227 17H229V16H227ZM233 17H234V16H233ZM254 17H256V14H255ZM263 17H264V16H263ZM39 18H40V17H39ZM42 18H43V16H42ZM52 18H53V17H52ZM64 18H65V17H64ZM64 18H63V19H64ZM69 18H71V17H69ZM69 18L66 19V20L69 21V20H70ZM77 18H79V17H77ZM124 18H125V17H124ZM137 18H138V17H137ZM137 18H136V19H137ZM156 18H157V17H156ZM165 18H167V17H165ZM165 18H162V19H165ZM177 18H178V17H177ZM177 18H176V20H177ZM206 18H208V17H206ZM229 18H230V17H229ZM243 18H246V19H247L248 16H247V17L245 16V17H243ZM250 18L252 19V17H250ZM2 19H3V17H2ZM46 19H47V18H46ZM48 19H49V18H48ZM63 19H62V20H63ZM73 19H74V18H73ZM91 19H92V18H91ZM120 19H121V18H120ZM140 19H141V18H140ZM145 19H146V18H145ZM147 19H149V17H148ZM150 19H152V18H150ZM150 19H149V20H150ZM154 19H155V18H154ZM173 19H175V18H173ZM180 19H181V18H180ZM183 19L185 20V18H183ZM190 19H191V18H190ZM200 19H201V18H200ZM208 19H209V18H208ZM219 19H220V18H219ZM223 19H224V18H223ZM223 19H221V20H223ZM41 20H42V19H41ZM41 20H40V21H41ZM57 20H58V19H57ZM59 20H60V18H59ZM64 20H65V19H64ZM98 20H99V19H98ZM100 20H101V19H100ZM102 20H103V19H102ZM102 20L99 22V26H100L99 28H101V31H102V29H105L106 26H117V19H115V18H113V17H106V19H105L104 21H102ZM138 20H139V19H138ZM143 20H144V19H142L141 21H143ZM166 20H167V19H166ZM194 20H195V19H194ZM194 20H193V21H194ZM198 20H199V19H198ZM206 20H207V19H206ZM209 20H210V19H209ZM213 20H215V19H213ZM216 20H217V19H216ZM226 20H227V19H226ZM226 20H225V22H226ZM237 20H238V19H237ZM249 20H250V19H249ZM36 21H37V23H36ZM71 21H72V20H71ZM76 21H78V20H76ZM76 21H75V22H76ZM126 21H128L127 23H129V20H126ZM134 21H136V20H134ZM134 21H132V22H134ZM145 21H146V20H145ZM154 21H155V20H154ZM172 21H173V20H172ZM182 21H183V20H182ZM190 21H191V20H190ZM190 21H189V22H190ZM193 21H191V22H193ZM195 21H196V20H195ZM195 21H194V22H195ZM199 21H200V20H199ZM219 21H220V20H219ZM256 21H258V20H256ZM0 22H2V21H0ZM43 22H44V21H43ZM64 22H65V21H64ZM78 22H81V21H78ZM84 22H85V21H84ZM122 22H123V21H122ZM156 22H157V21H156ZM162 22H164V20H163ZM175 22H176V21H175ZM177 22H179V21L177 20ZM177 22H176V23H177ZM180 22H181V21H180ZM191 22H190V24H191ZM201 22H203V21L201 20ZM205 22H206V21H205ZM208 22H209V21L207 20V23H208ZM212 22H213V21H212ZM217 22H218V21H217ZM221 22H222V21H221ZM232 22H233V21H232ZM251 22H252V21H251ZM253 22H254V21H253ZM40 23H41V22H40ZM51 23H52V22H51ZM66 23H67V22H66ZM76 23H77V22H76ZM81 23H82V22H81ZM140 23H144V21H143V22H140ZM164 23H165V22H164ZM166 23H168V22L166 21ZM176 23H174V24H176ZM197 23H198V22H197ZM197 23H196V24H197ZM199 23H200V22H199ZM210 23H211V22H210ZM228 23H229V22H228ZM228 23H227V24H228ZM230 23H231V22H230ZM247 23H248V22H247ZM257 23H259V22H257ZM2 24H3V23H2ZM48 24H49V23H48ZM67 24H68V23H67ZM70 24H73V21H72V23H69L68 26H69ZM86 24H87V23H86ZM86 24H85V25H86ZM134 24H135V23H134ZM134 24L132 23V25H134ZM136 24H137V23H136ZM138 24H139V23H138ZM154 24H155V23H154ZM157 24H158V23H157ZM160 24H161V23H160ZM172 24H173V23H172ZM185 24L187 25L186 22H185ZM215 24H216V22H215ZM217 24H218V23H217ZM221 24H222V23H221ZM251 24H252V23H251ZM261 24H262V23H261ZM40 25H41V24H40ZM63 25H65V24H63ZM88 25H89V24H88ZM132 25H131V26H132ZM142 25H143V24H142ZM169 25H170V24H169ZM178 25H180V24H178ZM194 25H195V23H193V27H195ZM197 25H198V24H197ZM203 25H206V24L203 23ZM212 25H214V24H212ZM212 25H211V27H212ZM239 25H240V24H239ZM14 26H18V27H19V29H20V30L23 32V34H24V38L27 39V42L24 41L25 39H24V40L21 39L20 34H18L19 32H18V33L15 32V29L13 28ZM50 26H51V25H50ZM73 26L75 27V25H73ZM79 26H80V25H79ZM162 26H163V25H162ZM180 26H181V25H180ZM190 26H192V25H190ZM244 26H245V25H244ZM246 26H247V25H246ZM39 27H40V26H39ZM47 27H48V26H47ZM74 27H73V28H74ZM77 27H78V26H77ZM77 27H76V29H77ZM83 27H84V26H83ZM83 27H82V28H83ZM135 27H136V25H135ZM137 27H138V26H137ZM141 27H142V26H141ZM141 27H140L139 29H141ZM143 27H144V25H143ZM151 27H152V26L150 25V29H151ZM155 27H156V26H155ZM168 27H169V26H168ZM168 27H167V28H168ZM175 27H176V26H175ZM193 27H192V28H193ZM200 27H201V26H200ZM15 28H16V27H15ZM40 28H41V30H42L43 27H40ZM52 28H54V27H52ZM66 28H67V27H66ZM66 28H64V29H65V30H64L65 34L67 33V32H66ZM68 28H69V27H68ZM68 28H67V31L69 32L68 34H70V30H71V29L69 28L70 30H68ZM78 28H79V27H78ZM80 28H81V27H80ZM80 28H79V29H80ZM130 28H131V27H130ZM152 28H153V27H152ZM165 28H166V27H165ZM170 28H172V27H170ZM170 28H168V29H170ZM185 28H188V26L185 27ZM189 28H190V27H189ZM195 28H197V27H195ZM195 28H194V29H195ZM198 28H199V27H198ZM206 28H208V27H206ZM19 29H18V31H19ZM36 29H37V30H36ZM44 29H45V28H44ZM49 29H50V28H49ZM113 29H114V28H113ZM119 29H120V28H119ZM128 29H129V27H128ZM133 29H134V28H133ZM133 29H132V30H133ZM147 29H149V28L147 27ZM147 29H146V30H147ZM150 29H149V30H150ZM157 29H159V27H158ZM162 29H163V28H161V30H160L159 33H161ZM172 29H173V28H172ZM229 29H230V28H229ZM254 29H255V27H254ZM61 30H63V29H61ZM61 30H60V31H61ZM81 30H82V29H81ZM141 30L143 31V28H142ZM141 30H140V32H141ZM146 30H145L144 32L147 34L148 30H147V32H146ZM153 30H154V29H153ZM165 30H166V29H165ZM175 30H176V29H175ZM175 30H174V31H175ZM177 30H178V29H177ZM190 30H191V29H190ZM190 30H188V31H189V34H188V32H187L186 35H189V36H190ZM212 30H214V29H212ZM45 31H46V30H45ZM49 31H51V29L48 30V32H49ZM60 31H59V32L57 31V32H58L59 34L64 35V34H63L62 32H60ZM122 31H123V30H122ZM122 31H121V32H122ZM135 31H138V30H135ZM169 31L171 32V30H169ZM191 31H192V30H191ZM194 31H196V30H194ZM198 31L200 32L199 29H198ZM219 31H220V30H219ZM238 31H239V30H238ZM42 32H44V30H42ZM71 32H72V30H71ZM73 32H75V30H74ZM82 32H83V30H82ZM82 32H80V33H82ZM144 32H143V33H144ZM154 32H155V31H154ZM154 32H153V33H154ZM162 32H163V31H162ZM176 32H177V31H176ZM183 32H184V30H183ZM206 32H207V31H206ZM206 32H205L204 34H207ZM209 32H210V31H209ZM221 32H222V31H221ZM53 33H54V32H53ZM77 33L80 34V33L78 32V30H77ZM86 33H88V31H87ZM124 33H125V32H124ZM124 33H123V34H124ZM145 33H144V38L146 37ZM149 33H150V32H149ZM149 33H148V34H149ZM165 33L168 34L167 32H165ZM196 33H197V32H196ZM202 33H203V32H202ZM210 33H211V32H210ZM212 33H213V32H212ZM214 33H215V32H214ZM214 33H213V34H214ZM48 34H49V33H48ZM150 34H151V33H150ZM154 34H155V33H154ZM154 34H153V35H154ZM157 34H158V33H157ZM171 34H172V32H171ZM171 34H170V35H171ZM193 34L196 35L194 32H193ZM197 34H199V33H197ZM204 34H203V35H204ZM42 35H43V34H42ZM52 35H53V34H52ZM52 35H47V34H46V35H44V36H49V37H51ZM55 35H56V32H55ZM70 35H71V34H70ZM70 35H69V36H70ZM86 35H89V34H86ZM91 35H92V34H91ZM107 35H108V34H107ZM107 35H106V36H107ZM132 35H133V34H132ZM141 35H142V34H141ZM159 35H162V34H159ZM159 35H157V36H159ZM44 36H42V37H44ZM56 36L58 37V35H56ZM56 36H55V37H56ZM69 36H68V37H69ZM74 36H75V35H74ZM81 36H84L83 33H82V35H80L79 37H78V35H77L76 37L80 38ZM124 36H125V34H124ZM127 36H128V35H127ZM138 36H140V35H138ZM138 36H137V37H138ZM142 36H143V35H142ZM151 36H152V35H151ZM151 36H150V37H151ZM154 36H156V34H155ZM184 36H185V35H184ZM191 36H192V34H191ZM55 37H54V38H55ZM70 37H71V36H70ZM72 37H73V36H72ZM86 37H87V36H86ZM130 37H131V36H130ZM148 37H149V35H148ZM150 37H149V38H150ZM159 37H160V36H159ZM182 37H183V36H182ZM193 37H194V36H193ZM193 37H191V38H193ZM206 37H207V36H206ZM210 37H212V36L210 35ZM40 38H41V37H40ZM45 38H46V37H44V39H45ZM51 38H52V37H51ZM51 38H50V39H51ZM64 38H65V37H63V39H64ZM66 38H67V37H66ZM87 38H88V37H87ZM141 38H142V37H141ZM151 38H152V37H151ZM165 38H167V36H165ZM183 38H184V37H183ZM183 38H182V39H183ZM191 38L188 37L187 39H190V40H191ZM44 39H43V40H44ZM50 39L48 38V41H49ZM60 39H62V38L59 36V39H58V40H60ZM63 39L61 40L62 43H63ZM73 39H74V38H73ZM73 39H72V40H73ZM133 39H135L136 41L134 42ZM147 39H148V38H147ZM147 39H146V41H147ZM154 39H155V38L153 37V40H154ZM160 39H162V36L160 37ZM163 39H164V38H163ZM169 39H170V38H169ZM171 39H172V38H171ZM175 39H177V37H176ZM178 39H179V38H178ZM198 39H199V38H198ZM52 40H53V38H52ZM54 40H55V39H54ZM54 40H53V41H54ZM58 40H56V42H57ZM64 40H65V39H64ZM68 40H69V38H68ZM75 40H77V39H75ZM78 40H79V39H78ZM80 40H81V42H82V40L85 41V38H84V39H81V38H80ZM88 40L90 41V40H92V38H91V39H88ZM129 40H131V39H129ZM148 40H150V39H148ZM151 40H152V39H151ZM155 40H156V39H155ZM155 40H154L153 42H155ZM157 40H158V37H157ZM183 40H185V38H184ZM190 40H189V41H190ZM196 40H197V39H196ZM132 41H133L134 43L137 42L138 44H140V42H138L137 39L134 38V37H132L131 42H132ZM143 41H145V39H144ZM146 41H145V42H146ZM173 41H174V40H173ZM177 41H178V40H177ZM61 42H60V43H61ZM67 42H68V41H67ZM73 42H74V41H73ZM73 42H71V43H73ZM76 42H77V41H76ZM87 42H88V41H87ZM141 42H142V41H141ZM161 42H162V41H161ZM163 42H164V41H163ZM168 42H170V41H168ZM171 42H172V41H171ZM179 42H180V39H179ZM205 42H206V41H205ZM50 43H51V40H50ZM50 43H49V45H50ZM52 43H53V42H52ZM71 43H70V45H71ZM78 43L81 44L79 41H78ZM78 43H77V44H78ZM84 43L86 44V42H84ZM84 43H83V45H84ZM134 43H133V44H134ZM150 43H151V41H150ZM165 43H166V42H165ZM165 43H164V44H165ZM199 43H200V42H199ZM199 43H198V45H199ZM47 44H48V43H46V45H47ZM53 44H54V43H53ZM53 44H52V45H53ZM55 44H56V43H55ZM58 44H59V42L57 43V46H58ZM63 44H64V43H63ZM88 44H89V43H88ZM114 44H115V42H114ZM155 44H157V43H155ZM155 44H154V46H155ZM158 44H160V43L158 42ZM162 44H163V43H162ZM173 44H174V42H173ZM173 44H172V45H173ZM176 44H177V43L175 42V45H176ZM194 44H195V43H194ZM65 45H66V43H65ZM68 45H69V44H68ZM73 45H74V44H73ZM83 45H82V46H83ZM102 45H103V44H102ZM129 45H131V44H129ZM146 45H147V44H146ZM182 45H183V43H182ZM188 45H190V44H188ZM188 45H187V46H188ZM50 46H51V45H50ZM88 46H89V45H88ZM88 46H87V47H88ZM135 46H136V45H135ZM138 46H139V45H138ZM141 46H143V45L141 44ZM166 46L169 47V44L166 45ZM180 46H181V45H180ZM180 46H179V47H180ZM74 47H75V46H74ZM112 47H113V46H112ZM139 47H140V46H139ZM149 47H150V46H149ZM158 47H160V46H158ZM162 47H163V46H162ZM170 47H171V45H170ZM170 47H169V48H170ZM177 47H178V46H177ZM177 47H174L173 50L175 51V48H177ZM179 47H178V48H179ZM57 48H58V47H57ZM85 48H86V46H85ZM100 48H101V47H100ZM169 48H168V49H169ZM172 48H173V47H172ZM172 48H171V49H172ZM183 48H184V46H183ZM183 48H182V49H183ZM203 48H204V47H203ZM2 49H3V48H2ZM61 49H62V47H61ZM79 49H80V47H79ZM88 49H89V48H88ZM147 49H148V48H147ZM166 49H167V48H166ZM201 49H202V48H201ZM201 49H200V50H201ZM244 49H245V48H244ZM101 50H102V49H101ZM140 50H141V49H140ZM169 50H170V49H169ZM205 50H206V49H205ZM262 50H263V49H262ZM1 51H3V50H1ZM6 51H5V52H6ZM130 51H131V50H130ZM130 51H129V49L124 48V46H123V47H121V48L118 49V55H119L123 60H128V59L130 58L131 53H132V52L130 53ZM135 51H136V50H135ZM135 51H134V52H135ZM142 51H143V50H142ZM144 51H145V50H144ZM144 51H143V52H144ZM167 51H168V50H167ZM186 51H187V50H186ZM52 52H53V51H52ZM54 52H55V51H54ZM92 52H93V51H92ZM134 52H133V53H134ZM138 52H139V51H138ZM145 52H147V51H145ZM198 52H199V51H198ZM201 52H202V51H201ZM149 53H151V55L153 56V58L156 59V60L161 64V66L163 65L166 69H167V68L171 69V70L175 73V75H176V77H175L176 80H177V78H178V79H179L178 81H180V82H184V81L188 78V75H187L186 71L182 68V65L179 63L178 60H176V58H175L173 55L169 54V53L166 52V51L159 50V49H157V47H156V50H150ZM149 53H148V54H149ZM49 54H51V52H50ZM111 54L113 55V54H115V53H111ZM139 54H140V52H139ZM141 54H142V53H141ZM141 54H140V55H141ZM209 54H210V53H209ZM3 55H4V54H3ZM57 55H58V54H57ZM59 55H61V54H59ZM144 55H145V54H143V56H144ZM0 56H1V55H0ZM53 56H55V55H53ZM74 56H75V55H74ZM107 56H109V55H107ZM110 56H111V55H110ZM113 56H114V55H113ZM113 56H112V57H113ZM131 56H133V55H131ZM141 56H142V55H141ZM145 56H146V55H145ZM179 56H180V55H179ZM3 57H4V56H3ZM67 57H68V55H67ZM112 57H111V59H112ZM147 57H148V56H146L145 58H147ZM194 57H195V56H194ZM70 58L72 59L73 56H72V57L70 56ZM75 58H76V57H75ZM244 58H245V57H244ZM263 58H264V57H263ZM3 59H4V58H3ZM55 59H59V60H60V58H57L56 56H55ZM73 59H74V58H73ZM93 59H95V58H93ZM148 59H149V58H147V60H148ZM241 59H242V58H241ZM117 60H118V59H117ZM147 60H146V61H147ZM207 60H208V59H207ZM238 60H239V59H238ZM245 60H246V59H245ZM68 61H69V60H68ZM76 61L78 62L79 60L76 59ZM92 61H93V60H91V62H92ZM97 61H98V60H97ZM99 61H100V60H99ZM101 61H102V60H101ZM101 61H100V63L102 64ZM111 61H112V60H111ZM118 61H119V60H118ZM240 61H241V60H240ZM246 61H247V60H246ZM246 61H245V62H246ZM2 62H3V61H2ZM2 62H1V63H2ZM5 62H6V60H5ZM64 62H65V61H64ZM83 62H84V61H83ZM116 62H117V61H116ZM128 62H129V61H128ZM130 62H134V61L131 60ZM141 62H142V60H141ZM149 62H150V61H149ZM207 62H208V61H207ZM207 62H206V63H207ZM61 63L64 64L63 62H61ZM142 63H143V62H142ZM154 63H155V62H154ZM247 63H248V62H247ZM82 64H83V63H81V65H82ZM146 64H147V63H146ZM155 64H156V63H155ZM196 64H197V63H196ZM257 64H258V63H257ZM6 65H7V64H6ZM76 65L78 66V65H80V64H76ZM97 65H98V64H97ZM103 65H104V64H103ZM140 65H141V64H140ZM140 65H139V66H140ZM153 65H154V64H153ZM214 65H215V64H214ZM252 65H253V64H252ZM260 65H261V64H260ZM0 66H1V64H0ZM2 66H3V65H2ZM2 66H1V67H2ZM77 66H76V67H77ZM116 66H117V65H116ZM217 66H218V65H217ZM217 66H216V67H217ZM241 66H242V65H241ZM253 66H254V65H253ZM74 67H75V66H74ZM86 67H87V64H86ZM89 67H90V66L88 65V68H89ZM94 67H95V65H94ZM118 67H119V66H118ZM144 67H145V65H144ZM149 67H150V66H149ZM158 67H159L160 69H162V67H160L159 65H158ZM164 67H163V69H164ZM201 67H202V66H201ZM213 67H214V66H213ZM256 67H257V66H256ZM260 67H262V66H260ZM77 68H79V66H78ZM80 68H81V67H80ZM83 68H85V67H83ZM91 68H92V66H91ZM100 68H101V66H100ZM106 68H108V67H106ZM129 68H130V66H129ZM131 68H132V67H131ZM135 68H136V67H135ZM137 68H138V67H137ZM137 68H136V69H137ZM155 68H157V66H155ZM207 68H208V67H207ZM2 69H3V68H2ZM71 69H72V68H71ZM115 69H116V68H115ZM140 69H141V68H140ZM150 69H151V68H150ZM157 69H158V68H157ZM205 69H206V68H205ZM212 69H213V68H212ZM218 69H219V68H218ZM78 70H79V69H78ZM95 70H97V68H95ZM104 70H105V69H104ZM119 70H120V69H119ZM134 70H135V69H134ZM134 70H133V71H134ZM164 70H165V69H164ZM167 70H168V69H167ZM167 70H165V71L167 72ZM203 70H204V69H203ZM220 70H221V69H220ZM229 70H230V69H229ZM256 70H257V69H256ZM87 71H88V69H87ZM87 71L85 70V72H87ZM89 71H90V69H89ZM97 71H98V70H97ZM100 71H101V70H100ZM102 71H103V70H102ZM102 71H101V73H102ZM106 71H108V70H106ZM130 71H131V70H130ZM142 71H143V70H142ZM152 71H153V70H152ZM159 71H160V70H159ZM198 71H199V70H198ZM214 71H215V70H214ZM257 71H258V70H257ZM1 72H2V71H0V74H2ZM5 72H6V71H5ZM5 72H4V73H5ZM94 72H95V71H94ZM104 72H105V71H104ZM154 72H155V71H154ZM161 72H162V71H161ZM218 72H219V71H218ZM239 72H240V71H239ZM6 73H7V72H6ZM6 73H5V75H6ZM79 73H80V70H79ZM83 73H84V72H83ZM97 73H99V72H97ZM107 73H108V72H107ZM132 73H133V72H132ZM140 73H141V72H140ZM157 73H158V72H157ZM221 73H222V72H221ZM225 73H226V72H225ZM225 73H224V74H225ZM228 73H229V72H228ZM10 74H11V73H10ZM10 74H9V75H10ZM73 74H74V70H73ZM88 74H89L88 77H92V75L90 76L91 73H88ZM88 74H86V75H88ZM104 74H105V73H104ZM136 74H137V73H136ZM161 74H162V73H161ZM198 74H199V72H198ZM198 74H197V75H198ZM208 74H209V73H208ZM224 74H221V75H224ZM3 75H4V74H3ZM3 75H2V77H3ZM80 75H81V74H80ZM98 75H101V74L99 73ZM108 75H109V73H108ZM128 75L131 76V74H128ZM133 75H134V74H133ZM141 75H143V73H142ZM162 75H163V74H162ZM190 75H191V74H190ZM200 75H201V74H200ZM13 76H15V75H13ZM13 76H12V78H14ZM71 76H72V75H71ZM81 76H82V75H81ZM170 76H171V74H170ZM218 76H219V75H218ZM8 77H9V76H8ZM10 77H11V76H10ZM10 77H9V78H10ZM15 77H16V76H15ZM85 77L88 78L87 76H85ZM94 77H95V76H94ZM96 77H97V76H96ZM99 77H100V76H99ZM99 77H98V79H99ZM128 77H129V76H128ZM139 77H140V76H139ZM202 77H203V76H202ZM206 77H207V76H206ZM221 77H222V76H221ZM3 78H4V77H3ZM3 78H2V79H3ZM22 78H20V79H22ZM92 78H93V77H92ZM105 78H106V77H104V79H105ZM109 78H111V77H109ZM122 78H123V77H122ZM122 78H120V79H122ZM131 78H132V77H131ZM142 78H143V77H142ZM145 78H146V77H145ZM165 78H166V76H165ZM215 78H216V77H215ZM219 78H220V77H219ZM0 79H1V77H0ZM6 79H7V77L5 78V80H6ZM17 79H18V78H17ZM52 79H53V78H52ZM57 79H56V80H57ZM76 79H77V78H76ZM79 79H80V78H79ZM93 79H94V78H93ZM102 79H103V78H102ZM106 79H107V78H106ZM123 79H124V78H123ZM127 79H128V78H127ZM155 79H156V78H155ZM158 79H159V78H158ZM172 79H174V78H172ZM188 79H189V78H188ZM199 79H201V77H200ZM202 79H203V78H202ZM3 80H4V79H3ZM7 80H9V79H7ZM13 80H16V78L13 79ZM44 80H46V79H44ZM74 80H75V79H74ZM89 80H90V79H89ZM89 80H88V81H89ZM94 80H96V78H95ZM99 80H100V79H99ZM107 80H108V79H107ZM118 80H119V78H118ZM176 80H174V81H176ZM190 80H191V79H190ZM208 80H209V79H208ZM1 81H2V80H1ZM18 81H19V80H18ZM22 81L24 82V80H21V83H22ZM29 81H30V83H29ZM81 81H82V80H81ZM97 81H98V80H97ZM108 81H109V80H108ZM115 81H116V79H115ZM131 81H132V80H131ZM163 81H164V80H163ZM167 81H168V79H167ZM178 81H177V82H178ZM201 81H202V80H201ZM203 81H204V80H203ZM206 81H207V79L205 80V82H206ZM209 81H211V80H209ZM61 82H62V81H61ZM86 82H87V79H86ZM99 82H101V81H99ZM106 82H107V81H106ZM112 82H113V81H112ZM180 82H179V83H180ZM213 82H214V81H213ZM213 82H212V83H213ZM0 83H1V82H0ZM14 83H17V82H14ZM25 83H26V82H25ZM91 83H92V80H91ZM93 83H94V82H93ZM95 83H98V82H95ZM95 83H94L93 85H95ZM125 83H126V81H125ZM210 83H211V82H210ZM219 83H220V82H219ZM4 84H5V83H4ZM4 84H3V85H4ZM17 84H18V83H17ZM41 84H43V83H41ZM41 84H40V85H41ZM44 84H45V83H44ZM52 84H53V83H52ZM52 84L50 83V85H52ZM58 84H59V83H58ZM102 84H105V83L102 82ZM102 84H101V85H102ZM127 84H128V83H127ZM204 84H205V83H204ZM221 84H222V83H221ZM233 84H234V83H233ZM9 85H10V84H9ZM13 85H14V84H13ZM13 85H12V87H13ZM23 85H24V84H23ZM35 85H36V84H35ZM40 85H39L38 90H37V88H36V90H37V97H36V98L34 97L35 100H33V102H32L34 106H33L32 104H29V102H28V104L24 103L25 105H29V106L32 105V106H33V108H32L33 110H32V112H30V113L33 114V115H38V116H39L40 114L43 115V113H42V109H43V108H41L43 105L45 106L44 108H46V111L48 112L49 108L52 106V103L58 98V97H56V95H54V94H52V93H46V92H44V91L42 90V88H41ZM53 85H55V84H53ZM137 85H138V84H137ZM169 85H170V84H169ZM181 85H182V83H181ZM207 85L209 86V84H207ZM213 85H214V84H213ZM213 85H212V86H213ZM216 85L219 86V84H217V83H216ZM251 85H252V84H251ZM1 86H2V85H1ZM4 86H6V84H5ZM15 86H16V85H15ZM26 86H27V85H26ZM71 86H72L71 89H70L71 92L77 91V87L75 88V86H73V85H71ZM103 86H104V85H103ZM111 86H112V85H111ZM118 86H119V85H118ZM125 86H126V85H125ZM133 86H134V85H133ZM154 86H155V85H154ZM203 86H204V85H203ZM212 86H211V87H212ZM214 86H215V85H214ZM225 86H226V85H225ZM244 86H245V85H244ZM255 86H256V85H255ZM21 87H22V85H21ZM36 87H37V85H36ZM99 87H100V86H99ZM114 87H116V86H115L114 83H113V88H114ZM129 87H130V86H129ZM176 87H177V86H176ZM179 87H180V86H179ZM199 87H200V86H199ZM228 87H230V86H228ZM231 87H232V86H231ZM6 88H7V87H6ZM9 88H11V87H9ZM14 88H15V87H14ZM22 88L24 89V86H23ZM110 88H112V87H110ZM116 88L119 89L118 87H116ZM155 88H156V87H155ZM155 88H154V89H155ZM169 88H171V87H169ZM177 88H178V87H177ZM182 88L184 89V85H183ZM207 88H208V87H207ZM217 88H218V87H217ZM217 88H215V91H216ZM222 88H223V87H222ZM238 88H239V87H238ZM7 89H8V88H7ZM74 89H76V90H74ZM78 89H79V88H78ZM82 89H83V88L81 87V90H82ZM102 89H105V88H102ZM117 89H116V90H117ZM152 89H153V88H152ZM209 89H210V88H209ZM229 89H230V88H229ZM28 90H31V86H30V89H28ZM33 90H34V89H33ZM84 90H85V88H84ZM119 90H120V89H119ZM119 90H117V91H119ZM124 90L127 91L126 89H124ZM124 90H123V91H124ZM166 90H167V89H166ZM179 90H180V89H179ZM181 90H182V89H181ZM220 90H221V89H220ZM222 90H226V89H222ZM243 90H244V89H243ZM250 90H251V89H250ZM3 91L6 92L7 90H6V91L3 90ZM19 91H20V90H19ZM31 91H32V90H31ZM67 91H68V90H67ZM67 91H66V92H67ZM151 91H152V90H151ZM155 91H157V89H156ZM167 91H168V90H167ZM215 91H214V92H215ZM217 91H218V89H217ZM232 91H233V90H232ZM236 91H237V90H236ZM241 91H242V90H241ZM253 91H255V90H253ZM7 92H8V91H7ZM7 92H6V93H7ZM25 92H26V91H25ZM34 92H35V91H34ZM34 92H33V93H34ZM66 92H65V93H66ZM71 92L69 91L70 94H71ZM77 92H78V91H77ZM80 92H81V91H80ZM80 92H78V93L80 94ZM104 92H105V90H104ZM104 92H103V93H104ZM108 92H109V91H108ZM108 92H107V93H108ZM120 92H121V91H120ZM120 92H119V93H120ZM140 92H141V91H140ZM157 92H158V91H157ZM162 92H163V91H162ZM183 92H184V91H183ZM206 92H207V91H206ZM230 92H231V91H230ZM239 92H240V91H239ZM262 92H263V91H262ZM84 93H85V92H84ZM90 93H91V91H90ZM98 93H99V91H98ZM119 93H118V95H119ZM146 93H147V92H146ZM152 93H153V92H151V94H152ZM154 93H155V92H154ZM154 93H153V94H154ZM228 93H229V92H228ZM237 93H238V91H237ZM24 94H25V93H24ZM35 94H36V93H35ZM35 94H33V95L36 96ZM72 94H73V93H72ZM72 94H71V95H72ZM112 94H113V93H112ZM123 94H124V93H122V95H123ZM143 94H144V93H143ZM153 94H152V95H153ZM167 94H168V92H167ZM171 94H172V93H171ZM221 94H222V92H221ZM221 94H220V95H221ZM224 94H225V92L223 93L222 97L224 96ZM231 94H232V93H231ZM231 94L228 95V96H230L229 99L231 98ZM234 94H235V93H234ZM4 95H5V94H4ZM88 95H89V93H88ZM102 95H103V94H102ZM107 95H108V94H107ZM107 95H103V98H102V99H104L105 96L107 97ZM115 95H116V94H115ZM122 95H121V96H122ZM152 95H151V96H152ZM211 95H213V94H211ZM211 95H210V96H211ZM257 95H258V94H257ZM2 96H3V95H2ZM59 96H60V95H59ZM63 96H66V95L63 94ZM63 96H62V97H63ZM75 96H76V93H75ZM91 96H92V95H91ZM93 96H94V95H93ZM98 96H99V95H98ZM110 96H111V94H110ZM113 96H114V95H113ZM119 96H120V95H119ZM175 96H176V95H175ZM0 97H1V95H0ZM12 97L14 98V96H12ZM17 97H18V96H17ZM20 97H21V96H20ZM28 97H31V92H30V96H28ZM28 97H27V98H28ZM66 97H68V96H66ZM66 97H65V98H66ZM77 97H78V96H77ZM123 97H124V96H123ZM123 97H120V98H123ZM153 97H154V96H152V98H153ZM161 97H162V96H161ZM211 97H212V96H211ZM213 97H214V96H213ZM216 97H217V95H216ZM216 97H215V98H216ZM222 97L220 96V98H222ZM225 97H227L226 94H225ZM238 97H239V96H238ZM31 98H32V97H31ZM118 98H119V97H118ZM120 98H119L118 101H120V100L123 101V99H120ZM125 98H126V97H125ZM125 98H124V100H125ZM143 98H144V97H143ZM146 98H147V97H146ZM241 98H242V97H241ZM247 98H248V97H247ZM82 99H83V97H82ZM84 99H85V98H84ZM107 99H108V97H107ZM107 99L105 98L104 100H107ZM113 99H114V98H113ZM116 99H117V98H116ZM116 99H115V100H116ZM217 99H218V98H217ZM10 100H11V99H10ZM14 100H15V99H14ZM59 100H60V99H59ZM68 100H70V99H68ZM68 100H67V101H68ZM87 100H88V99H87ZM111 100H112V99H111ZM153 100H154V99H153ZM173 100H174V99H173ZM212 100L215 101L214 98H213ZM230 100H231V99H230ZM232 100H233V98H232ZM241 100H242V99H241ZM245 100H246V99H245ZM251 100H252V99H251ZM257 100H258V99H257ZM18 101H19V99H18ZM18 101H17V102H18ZM21 101L23 102V98L21 99ZM21 101H20V102H21ZM78 101H79V99H78ZM108 101H109V100H108ZM118 101H117V102H118ZM127 101H128V99H127ZM160 101H161V100H160ZM160 101H158V102H160ZM175 101H176V100H175ZM227 101H229V100H227ZM247 101H248V100H247ZM9 102H10V101H9ZM15 102H16V101H15ZM74 102H75V100H74ZM79 102H80V101H79ZM102 102H103V101H102ZM102 102H101V103H102ZM110 102H111V101H110ZM110 102H106V103H105V101H104L105 104L110 103ZM117 102H116V103H117ZM154 102H155V101H154ZM161 102H162V101H161ZM161 102H160V103H161ZM165 102H166V101H165ZM220 102H222V101H220ZM231 102H232V101H231ZM248 102H249V101H248ZM4 103H5V102H4ZM6 103H7V102H6ZM10 103H11V102H10ZM70 103H71V102H69L68 105H70ZM84 103H85V102H84ZM95 103H97V102L95 101ZM101 103H100V105H102ZM143 103L145 104V102H143ZM228 103H229V102H228ZM232 103L234 104V102H232ZM239 103H240V102H239ZM245 103H246V102H245ZM7 104H8V103H7ZM13 104H14V102H13ZM17 104H18V103H17ZM17 104L15 105L16 107H17ZM62 104H63V103H62ZM75 104H76V103H75ZM92 104H93V103H92ZM110 104H111L110 106H113L112 103H110ZM114 104H115V103H114ZM122 104H123V103H122ZM129 104H130V103H129ZM158 104H159V103H158ZM229 104H230V103H229ZM257 104H258V103H257ZM1 105H3V104H1ZM21 105H22V104H21ZM55 105H56V104H55ZM58 105H60V103H59ZM73 105H74V104H73ZM73 105L71 104V106H73ZM83 105H84V104H83ZM100 105H99V106H100ZM108 105H109V104H108ZM156 105H157V104H156ZM156 105H155V106H156ZM219 105H220V104H219ZM230 105H231V104H230ZM234 105H235V104H234ZM253 105H254V103H253ZM255 105H256V104H255ZM8 106H10V105H7V107H8ZM13 106H14V105H13ZM22 106H23V105H22ZM56 106H57V105H56ZM94 106H95V105H94ZM102 106H104V105H102ZM102 106H101V107H102ZM110 106H109V107H110ZM123 106H124V104H123ZM126 106H127V105H125V108H126ZM130 106H131V105H130ZM137 106H138V105H137ZM171 106H172V104H171ZM181 106H182V105H181ZM237 106H238V105H237ZM256 106H257V105H256ZM18 107H19V106H18ZM76 107H77V106H76ZM81 107H83V106H81ZM101 107H99V109H100ZM105 107H106V106H105ZM105 107H102V108L105 109ZM109 107H108V108H109ZM113 107H114V106H113ZM119 107H120V106H119ZM119 107L117 106L118 109H120ZM121 107H122V106H121ZM152 107H153V106H152ZM172 107H173V106H172ZM222 107H223V106H222ZM240 107H241V106H240ZM251 107H252V105H251ZM5 108H6V107H5ZM20 108H22V107H20ZM20 108H19V109H20ZM26 108H27V107H26ZM53 108H54V107H53ZM53 108H51V109H53ZM58 108H59V107H58ZM58 108H56V109H58ZM60 108H61V106H60ZM71 108H72V107H71ZM88 108H89V107H88ZM96 108H97V106H96ZM110 108H111V107H110ZM123 108H124V107H123ZM123 108L120 109V110H123ZM154 108H155V107H154ZM160 108H162V107H160ZM160 108H159V109H160ZM166 108H167V107H166ZM173 108H174V107H173ZM256 108H257V107H256ZM258 108H259V107H258ZM19 109H18V110H19ZM28 109H29V107H28ZM28 109H27V110H28ZM47 109H48V110H47ZM51 109H50V110H51ZM54 109H55V108H54ZM63 109H64V108H61V110H63ZM65 109H66V108H65ZM65 109H64V110H65ZM73 109H74V108H73ZM73 109H72V110H73ZM76 109H77V108H76ZM99 109H98V111H100ZM113 109H114V108H113ZM115 109H116V108H115ZM126 109L128 110V108H126ZM142 109H143V108H142ZM159 109H158V110H159ZM182 109H183V108H182ZM237 109H239V106H238ZM245 109H247V108H245ZM6 110H7V109H5V111H6ZM10 110H12V109H10ZM10 110H8V112H9ZM13 110H14V109H13ZM18 110H17V111H18ZM20 110H21V109H20ZM22 110H26V109L23 108ZM59 110H60V109H59ZM59 110H58V112H59ZM74 110H75V109H74ZM93 110H94V109H93ZM101 110H102V109H101ZM105 110H106V109H105ZM108 110H110V109H108ZM133 110H134V109H133ZM153 110H154V109H153ZM155 110H156V109H155ZM160 110H162V109H160ZM253 110H254V109H253ZM17 111L15 110L14 112H17ZM44 111H45V110H44ZM65 111H67V110H65ZM68 111H69V108H68ZM78 111H79V110H78ZM80 111H81V110H80ZM98 111H97V112L95 111V112L98 113ZM111 111H112V109H111ZM113 111H114V110H113ZM124 111H126V110L124 109ZM129 111H130V110H129ZM131 111H132V110H131ZM181 111H182V110H181ZM233 111H234V110H233ZM241 111H242V110H241ZM250 111H251V110H250ZM2 112H3V110H2ZM10 112H11V114H13L12 111H10ZM47 112H45L44 114H46ZM95 112H94V114H95ZM108 112H109V111H108ZM117 112H120V111L117 110ZM121 112H122V111H121ZM141 112H142V111H141ZM161 112H162V111H161ZM169 112H170V111H168V114H169ZM247 112H249V111H247ZM247 112H246V113H247ZM254 112H255V111H254ZM0 113H1V111H0ZM26 113H27V111H26ZM52 113H53V111L51 112V115H52ZM54 113H55V119H56V117H57V116H56V111H55ZM62 113H63V112H62ZM65 113H67V112H65ZM75 113H76V112H75ZM75 113H73V114H75ZM86 113H87V112L85 111V113H83V114H86ZM88 113H89V112H88ZM91 113H93V112H91ZM101 113H102V112H101ZM103 113H106V112H103ZM122 113H123V112H122ZM128 113H129V112H128ZM132 113H133V112H132ZM135 113H136V111H135ZM137 113H138V112H137ZM152 113H154V112H152ZM170 113H171V112H170ZM172 113H173V112H172ZM178 113H179V112H178ZM184 113H185V112H184ZM234 113H235V112H234ZM239 113H240V112H239ZM244 113H245V112H244ZM6 114H7V111H6ZM14 114H15V113H14ZM18 114H19V112H18ZM18 114H17V115H18ZM23 114H25V113H23ZM49 114H50V111H49V113L46 114V115L49 116ZM57 114H58V113H57ZM68 114H69V113H68ZM68 114H66V115H68ZM73 114H72V115H73ZM78 114H79V113H78ZM83 114H81V115H83ZM108 114H109V113H108ZM108 114H107V115H108ZM118 114H119V113H118ZM126 114H127V113H126ZM159 114H160V113H159ZM186 114H187V113H186ZM236 114H237V113H236ZM241 114H242V113H240V115H241ZM248 114H249V113H248ZM2 115H3V114H2ZM4 115H5V114H4ZM26 115H27V114H26ZM28 115H29V114H28ZM42 115H41V116H42ZM88 115H90V113H89ZM98 115H100V114H98ZM109 115H110V114H109ZM115 115H117L116 112H115ZM121 115H122V114H120L119 116H121ZM129 115H131V113H130ZM132 115H134V114H132ZM250 115H251V114H250ZM252 115H253V114H252ZM10 116H11V115H10ZM23 116H24V115H22V118H23ZM29 116H30V115H29ZM52 116H54V114H53ZM58 116H63V117H64V115H60V112H59ZM70 116H71V115H70ZM75 116H76V114H75ZM75 116H74V117H75ZM112 116L114 117V114H112ZM123 116H124V115H123ZM125 116H126V115H125ZM139 116H140V115H139ZM155 116H157V113H156ZM166 116H167V115H166ZM166 116H165L164 118H167ZM189 116H191V115H189ZM204 116H205V115H204ZM246 116H248V115H246ZM253 116H254V115H253ZM7 117H8V116H7ZM13 117H15V115H14ZM17 117H19V116H17ZM20 117H21V116H20ZM24 117H25V116H24ZM30 117H31V116H30ZM33 117H34V116H33ZM66 117H67V116H66ZM88 117H89V116H88ZM91 117H92V115H91ZM141 117H142V116H141ZM173 117H174V116H173ZM175 117H176V116H175ZM175 117H174V118H175ZM251 117H252V116H251ZM254 117H255V116H254ZM9 118H10V117H9ZM46 118H47V117H46ZM49 118H52V117L49 116ZM49 118H47V119H49ZM69 118H72V117H69ZM76 118H79V117L77 116ZM82 118H83V116H82ZM85 118H86V117H85ZM92 118H93V117H92ZM109 118H111V117H109ZM109 118H107V119H109ZM117 118L119 119L118 115H117ZM121 118H122V117H121ZM131 118H134V117L131 116ZM160 118H162V115H161ZM192 118H193V117H192ZM248 118L250 119L249 116H248ZM252 118H253V117H252ZM255 118H256V117H255ZM10 119H11V118H10ZM28 119H29V118H28ZM28 119H27V120H28ZM32 119H33V118H32ZM32 119H31V120H32ZM52 119H53V118H52ZM55 119H53V120H55ZM66 119L69 120L68 118H65V121H67ZM87 119H88V118H87ZM97 119L100 120V118H97ZM103 119H104V118H103ZM125 119H126V117H125ZM135 119L137 120V117H136ZM168 119H169V118H168ZM170 119H171V118H170ZM179 119H180V118H179ZM183 119H184V118H183ZM189 119H190V117H189ZM21 120H22V119H21ZM23 120H24V118H23ZM34 120H35V119H34ZM50 120H51V119H50ZM71 120H72V119H71ZM74 120L76 121L75 118H74ZM80 120H81V119H80ZM80 120H79V121H80ZM101 120H102V119H101ZM111 120H112V118H111ZM114 120H115V119H114ZM119 120H120V119H119ZM131 120H132V119H131ZM141 120H142V119H141ZM164 120H165V119H164ZM173 120H174V119H173ZM173 120H172V122H173ZM193 120H194V119H193ZM205 120H206V119H205ZM236 120H237V121H240V120L237 119V118H236ZM244 120H245V119H244ZM246 120H247V119H246ZM0 121H1V120H0ZM11 121H12V119H11ZM24 121H26V120H24ZM28 121H29V120H28ZM28 121H26V122H28ZM83 121H84V119H83ZM88 121H90V120H88ZM91 121H92V120H91ZM94 121H95V120H94ZM102 121H103V120H102ZM107 121H108V120H107ZM109 121H110V120H109ZM115 121H116V120H115ZM127 121H129V119H128ZM133 121H134V120H133ZM185 121H186V119L184 120V123H185ZM194 121H196V120H194ZM200 121H201V120H200ZM202 121H203V120H202ZM252 121H253V119H252ZM7 122H8V120H7ZM19 122H21V121H19ZM54 122H55V121H54ZM69 122L71 123L70 120H69ZM76 122H77V121H76ZM85 122H86V121H85ZM105 122H106V120H105ZM116 122H117V121H116ZM120 122H121V121H120ZM130 122H132V121H130ZM149 122H150V121H149ZM179 122H182V125H183V121H182V120H179ZM243 122L245 123V121H243ZM3 123H4V122H3ZM13 123H14V122H13ZM15 123H16V121H15ZM21 123H23V121H22ZM34 123H36V121H35ZM34 123H33V125H34ZM37 123H38V122H37ZM66 123H67V122H66ZM90 123H91V122H89V124H90ZM95 123H96V122H95ZM108 123H109V124H110V123H113V121H112V122H108ZM114 123H115V122H114ZM126 123H127V122H126ZM174 123H175V122H174ZM176 123H177V122H176ZM187 123H189V122H187ZM234 123H235V122H234ZM240 123H242V122L240 121L239 124H240ZM5 124H6V123H5ZM40 124H41V123H40ZM53 124H54V123H53ZM77 124H78V123H77ZM77 124H76V125H77ZM89 124H88V125H89ZM118 124H119V126H120L121 124H124V123H117V124L115 123L114 125H118ZM148 124H149V123H148ZM167 124H168V123H167ZM189 124H190V123H189ZM191 124H192V123H191ZM195 124H196V122H195ZM222 124H223V123H222ZM231 124H232V123H231ZM245 124H247V123H245ZM259 124H260V123H259ZM2 125H3V124H2ZM13 125H14V124H13ZM16 125H18V124H16ZM24 125H25V123L22 125V126H23L22 128H24ZM48 125H49V124H48ZM48 125H47V126H48ZM50 125H52V123H51ZM70 125H71V124H70ZM92 125H93V124H92ZM92 125H91V126H92ZM97 125H99V124L97 123ZM100 125H101V124H100ZM107 125H108V124H107ZM111 125H112V124H111ZM114 125H112V126H114ZM125 125H127V124H125ZM125 125H124V126H125ZM131 125H132V124H131ZM139 125H140V124H139ZM173 125H174V124H173ZM205 125H206V124H205ZM229 125H230V124H229ZM240 125H241V124H240ZM3 126H4V125H3ZM25 126H26V125H25ZM39 126H40V125H39ZM47 126H46V127H47ZM52 126H53V128H54V125H52ZM52 126H50L51 129H52ZM64 126H65V124H64ZM72 126H73V124H72ZM146 126H148V125H146ZM174 126H175V125H174ZM177 126H178V125H177ZM193 126H194V125H193ZM193 126H192V127H193ZM246 126H247V125H246ZM36 127H38V126H36ZM68 127H69V126H68ZM89 127H90V125H89ZM89 127H88V128H89ZM103 127H105V126H104V122H103ZM103 127L101 128V130L103 129ZM114 127H115V126H114ZM120 127H121V126H120ZM130 127H131V126H130ZM135 127H136V126H135ZM143 127H144V126H143ZM169 127H170V126H169ZM179 127H181V126H179ZM179 127H178V128H179ZM186 127H187V126H186ZM200 127H201V125H200ZM1 128H2V127H1ZM6 128H8V127H6ZM15 128H16V127H15ZM22 128L20 127V130H23ZM60 128H61V127H60ZM71 128H72V127H71ZM81 128H82V127L80 126L79 129H81ZM90 128H91V127H90ZM117 128H118V127H117ZM144 128H145V127H144ZM151 128H152V127H151ZM176 128H177V127H176ZM181 128H183V127H181ZM190 128H191V126H190ZM193 128H194V127H193ZM193 128H192V130H193ZM213 128H214V127H213ZM233 128H236V127H233ZM237 128H238V127H237ZM4 129H5V127H4ZM4 129H3V131H4ZM27 129H28V128H27ZM29 129H30V128H29ZM43 129H44V128H43ZM55 129H56V127H55ZM62 129H63V126H62ZM62 129H61V130H62ZM64 129H65V128H64ZM64 129H63V130H64ZM72 129H75V128H72ZM110 129H111V128H110ZM118 129H119V128H118ZM118 129H116V130H118ZM123 129H124V128H122L121 130H123ZM133 129H134V128H133ZM195 129H196V128H195ZM201 129H203V128H201ZM25 130H26V129H25ZM31 130H33V129H31ZM31 130H29V131H31ZM36 130H37V128L35 129V131H36ZM38 130H40V129H38ZM49 130H50V129H49ZM70 130H71V129H70ZM85 130H87V129H85ZM89 130H90V129H88V131H89ZM101 130H100V132H101ZM107 130H108V128H107ZM111 130H112V129H111ZM114 130H115V129H114ZM127 130H128V129H127ZM130 130H131V133H132L133 131H132L131 128H130ZM151 130H153V129H151ZM164 130H165V128H164ZM179 130H180V128H179ZM184 130H185V128H184ZM199 130H200V129H199ZM233 130H235V129H233ZM240 130H241V129H240ZM14 131H15V129H14ZM16 131H17V130H16ZM27 131H28V130H27ZM27 131H26V132H27ZM29 131H28V132H29ZM64 131H65V130H64ZM66 131H68V134H67V133H66V134L69 135V134H70V133H69V128H68V130L66 129ZM71 131H72V130H71ZM78 131H79V130H78ZM98 131H99V130H98ZM109 131H110V130H109ZM109 131H108V132H109ZM119 131H120V130H119ZM166 131H167V130H166ZM171 131H172V130H171ZM174 131H175V130H174ZM237 131H238V130H237ZM253 131H255V130H253ZM21 132H22V131H21ZM24 132H25V131L23 130V133H24ZM39 132H41V131H39ZM39 132H37V133H39ZM43 132H44V131H43ZM45 132L48 133V128H47V131H45ZM49 132H51V131H49ZM59 132H60V131H59ZM73 132H74V131H73ZM79 132H80V131H79ZM79 132H78V133H79ZM90 132H91V131H90ZM95 132H97V131H94V133H95ZM100 132H99V133H100ZM108 132H107V133H108ZM110 132H111V131H110ZM114 132H115V131H114ZM120 132H121V131H120ZM120 132H119V133H120ZM129 132H130V131H129ZM193 132H195V131H193ZM198 132H199V131H198ZM238 132H240V131H238ZM241 132L243 133V130H242ZM247 132H248V131H247ZM54 133H55V131H54ZM74 133H77V132H74ZM74 133H73V134H74ZM80 133H81V132H80ZM83 133H84V132H83ZM94 133H93V134H94ZM117 133H118V131H117ZM131 133H129V135H130ZM154 133H155V132H154ZM165 133H167V132H165ZM169 133L171 134V132H169ZM173 133H174V132H173ZM173 133H172V134H173ZM179 133L182 135L181 132H179ZM184 133H185V131H184ZM229 133H230V132H229ZM5 134H7V133H5ZM16 134H17V133H16ZM21 134H22V133H21ZM34 134H35V133H34ZM34 134H33V135H34ZM39 134H42V133H39ZM44 134H45V133H44ZM48 134H49V133H48ZM48 134H47V135H48ZM50 134H51V133H50ZM62 134H63V133H62ZM88 134H89V133H88ZM91 134H92V133H91ZM113 134H114V133H113ZM120 134H121V133H120ZM127 134H128V132H127ZM127 134H126V135H127ZM144 134H145V133H144ZM170 134H169V135H170ZM185 134H186V133H185ZM190 134H191V133H190ZM190 134H189V136H190ZM237 134H238V133H237ZM237 134H235V135H237ZM240 134H241V133H240ZM240 134H239V135H240ZM25 135H26V134H25ZM25 135H24V136H25ZM37 135H38V134H37ZM71 135H72V134H71ZM71 135H69V136L71 137ZM80 135H81V134H80ZM95 135H96V133H95ZM97 135H98V134H97ZM129 135H128V136H129ZM178 135H179V134H177V136H178ZM181 135H180V137H181ZM186 135H187V134H186ZM195 135H196V134H195ZM220 135H221V134H220ZM24 136H23V137H24ZM28 136H30V135L28 134ZM48 136H49V135H48ZM52 136H53V135H52ZM55 136H56V134H55ZM114 136H115V135H114ZM121 136H122V135H121ZM133 136H136V135H133ZM175 136H176V135H175ZM193 136H194V134H193ZM225 136H226V135H225ZM16 137H17V138H21V137H19V135L16 136ZM31 137H32V136H31ZM31 137H30V138H31ZM42 137H46V135H44V136L42 135ZM49 137H50V136H49ZM60 137H61V135H60ZM64 137H65V136H64ZM82 137H86V136H82ZM94 137H95V136H94ZM97 137H98V136H97ZM97 137H96V139H97ZM100 137H101V136H100ZM105 137H106V136H105ZM112 137H113V136H112ZM123 137H126V136H123ZM130 137H131V139L133 138L132 136H130ZM130 137H129V138H130ZM187 137H188V136H187ZM17 138H16V140L19 141L20 139L18 140ZM26 138H27V136H26ZM34 138H35V137H34ZM38 138H39V137H38ZM52 138H54V137H52ZM57 138H58V136H57ZM61 138H63V137H61ZM89 138H90V139L93 138V135H92V137L89 136ZM102 138H103V135H102ZM114 138H115V137H114ZM154 138H155V136H154ZM173 138H175V137H173ZM173 138H171V139H173ZM177 138L180 139L179 137H177ZM198 138H200V137H197V139H198ZM219 138H220V137H219ZM232 138H233V137H232ZM243 138H244V137H243ZM0 139H2V138H0ZM39 139H40V138H39ZM41 139H42V138H41ZM43 139H46V138H43ZM47 139H48V138H47ZM49 139H50V138H49ZM58 139H59V138H58ZM64 139H65V138H64ZM66 139H67V138H66ZM66 139H65V141H68V140H66ZM77 139H78V138H77ZM82 139H83V138H82ZM87 139H88V138H87ZM87 139H86V141H87ZM90 139H89L88 141H90ZM93 139H94V138H93ZM93 139H92V140H93ZM100 139H101V138H100ZM100 139H99V140H100ZM133 139H136V137L133 138ZM189 139H190V138H189ZM189 139H188V140H189ZM192 139H194V138L192 137ZM203 139H204V138H203ZM239 139H241V138H239ZM2 140H3V139H2ZM9 140H10V139H9ZM16 140H15V141H16ZM21 140H22V138H21ZM31 140H33V139L31 138ZM36 140H37V139H36ZM50 140H51V139H50ZM50 140H48V142H49ZM53 140H54V139H53ZM56 140H57V139H56ZM71 140H75V139H71V138H70L69 141H71ZM78 140H80V138H79ZM101 140H102V139H101ZM113 140H114V139H113ZM126 140H127V139H126ZM144 140H145V139H144ZM165 140H166V139H165ZM175 140H176V139H175ZM175 140H174V141H175ZM184 140H186V138H185ZM233 140H234V139H233ZM3 141H4V140H3ZM15 141H12V142H15ZM24 141H25V140H24ZM40 141H41V140H40ZM46 141H47V140H46ZM58 141L60 142V140H58ZM65 141L63 140V143H65ZM69 141H68V143H70ZM83 141H84V140H83ZM83 141H82V142H83ZM86 141H84V142H86ZM93 141H98V140H95V139H94ZM102 141H104V140H102ZM107 141H109V140L107 139ZM135 141L137 142V140H135ZM157 141H158V140H157ZM189 141L191 142V140H189ZM194 141H195V140H194ZM218 141H219V140H218ZM20 142H21V141H20ZM26 142H27V141H26ZM33 142H34V140L32 141V143H33ZM42 142H43V141H42ZM90 142H92V141H90ZM109 142H110V141H109ZM112 142H113V141H112ZM128 142H129V141L127 140V142H125V143H128ZM130 142H131V140H130ZM138 142H139V141H138ZM165 142H166V141H165ZM172 142H173V141H172ZM183 142H184V141H183ZM186 142H188V141L186 140ZM186 142H185V144H186ZM202 142H203V141H202ZM208 142H209V141H208ZM221 142H222V141H221ZM223 142H224V141H223ZM234 142H235V141H234ZM239 142H240V141H239ZM261 142H262V141H261ZM38 143H40L39 140H38ZM56 143H57V142H56ZM71 143H73V141H72ZM74 143H75V142H74ZM77 143H79V145H82V143L80 144L79 141L76 142V145H78ZM87 143H88V142H87ZM93 143H95V142H93ZM125 143H124V144H125ZM132 143H134V142L132 141ZM142 143H143V141H142ZM179 143H180V141H179ZM245 143H246V142H245ZM245 143H244V144H245ZM11 144H12V143H11ZM15 144H16V143H14L12 146L15 147ZM23 144H24V143H23ZM23 144L21 145V146H22L21 149L24 150V148H23ZM27 144H28V143H27ZM27 144H26L25 146H27ZM34 144H35V143H34ZM40 144H41V143H40ZM43 144H44V143H43ZM43 144H42V145H43ZM46 144H47V143H46ZM49 144L52 145V143H49ZM54 144H55V143H54ZM54 144H53V145H54ZM59 144H60V143H59ZM59 144H58V145H59ZM88 144H90V143H88ZM88 144H87V145H88ZM100 144H101V143H100ZM102 144H103V143H102ZM104 144L106 145V142H104ZM104 144H103V145H104ZM129 144H130V143H129ZM165 144H166V143H165ZM170 144H172V143H170ZM180 144H182V143H180ZM185 144H184V145H185ZM187 144H188V143H187ZM189 144H190V143H189ZM189 144H188V145H189ZM192 144H193V141H192ZM195 144H196V142H195ZM211 144H212V143H211ZM215 144H216V143H215ZM215 144H214V145H215ZM220 144H221V143H220ZM220 144H219V145H220ZM2 145L4 146L5 144L2 143ZM17 145H18V147H19V145H20L19 142L17 143ZM60 145H61V146H64V144L62 145V143H61ZM84 145H85V144H84ZM105 145H104V146H105ZM122 145H123V144H122ZM131 145H132V144H131ZM137 145H139V146L142 148V146L140 145V143H138ZM144 145H145V144H144ZM144 145H143V147H144ZM182 145H183V144H182ZM212 145H213V144H212ZM219 145H218V147H219ZM240 145H241V144H240ZM248 145H249V144H248ZM28 146H29L31 149H32V147H33V146L31 147L29 144H28ZM47 146H49V145H46V147H47ZM66 146H67V145H66ZM66 146H65V147H66ZM68 146H69V145H68ZM68 146H67V147H68ZM91 146H92V145H91ZM106 146H107V145H106ZM110 146H111V145H110ZM112 146H113V144H112ZM134 146H136V145L134 144ZM168 146H169V144H168ZM173 146H174V145H173ZM173 146H172V147H173ZM180 146H181V145H180ZM192 146H193V148H194V145H192ZM216 146H217V145H216ZM249 146H250V145H249ZM5 147H7V144L5 145ZM9 147H11L10 144H9ZM9 147H7V148H9ZM16 147H17V146H16ZM53 147H54V146H52V149H53ZM55 147H57V148H61L62 151H64L62 147H58V146H56V145H55ZM55 147H54V148H55ZM67 147H66V149H68ZM71 147H72V146L70 145V149H72ZM86 147L88 148V146H86ZM96 147H97V146H96ZM100 147H102V146H100ZM136 147H137V146H136ZM148 147H149V146H148ZM178 147H179V146H178ZM184 147H186V146H184ZM184 147H182V148H184ZM198 147H199V146H198ZM214 147H215V146H214ZM214 147H213V148H214ZM218 147H216V148L218 149ZM245 147H246V146H245ZM11 148H12V147H11ZM19 148H20V147H19ZM27 148H28V147H27ZM30 148H29V149H30ZM33 148H34V147H33ZM40 148H42V147H40ZM43 148H45V146H44ZM73 148H75V147L73 146ZM87 148H86V149H87ZM91 148H93V147H91ZM103 148H104V147H103ZM106 148H107V147H106ZM108 148H109V147H108ZM108 148H107V149H108ZM129 148H130V147H129ZM131 148H132V146H131ZM131 148H130V149H131ZM145 148H146V146H145ZM145 148H144V149H145ZM162 148H163V147H162ZM169 148H170V147H169ZM173 148H176V146L173 147ZM210 148H211V147H210ZM14 149H15V148H14ZM47 149H48V148H47ZM47 149H46V150H47ZM55 149H56V148H55ZM82 149H83V148H82ZM82 149H81V150H82ZM89 149H90V148H89ZM89 149H88L87 151H89ZM107 149H103V150H107ZM121 149H122V148H121ZM121 149H120V150H121ZM134 149H137V148H134ZM134 149H133V150H134ZM163 149H164V148H163ZM167 149H168V148H167ZM171 149H172V148H171ZM179 149H181V148H178L177 150H179ZM188 149H189V148H188ZM217 149H216V150H217ZM253 149H254V148H253ZM253 149H252V150H253ZM3 150H4V149H3ZM9 150H10V148H9ZM38 150H39V149H38ZM43 150H44V149H43ZM48 150H49V149H48ZM113 150H114V149H113ZM133 150H132V151H133ZM147 150H148V149H146V151H147ZM182 150H183V149H182ZM189 150H191V147H190ZM192 150H193V149H192ZM216 150H215V151H216ZM257 150H258V148H257ZM6 151H7V150H6ZM10 151H11V150H10ZM10 151H9V152H10ZM16 151H17V153H18L20 150H17V149H16ZM24 151H25V150H24ZM24 151H23V152H24ZM28 151H29V150H28ZM33 151H34V150H33ZM39 151H40V150H39ZM41 151H42V150H41ZM49 151L51 152V147H50V150H49ZM58 151H59V149H58ZM60 151H61V150H60ZM72 151H73V149H72ZM77 151H78V149H77ZM82 151H83V152H81V153L86 152V150H85V151L82 150ZM90 151H92V149H90ZM96 151H97V148H96ZM108 151H109V150H107V152H108ZM130 151H131V150H130ZM167 151H168V150H167ZM167 151H166V153H167ZM173 151L175 152V149H173ZM179 151H180V150H179ZM211 151H212V150H211ZM255 151H256V150H255ZM9 152H8V153H9ZM13 152H15V151L13 150ZM20 152H21V151H20ZM20 152H19V154H20ZM53 152H54V149H53ZM55 152H56V151H55ZM78 152H80V150H79ZM92 152H93V151H92ZM94 152H95V151H94ZM103 152H104V151H103ZM110 152H111V151H110ZM134 152H135V151H134ZM147 152H150V151H147ZM160 152H161V151H160ZM160 152H159V153H160ZM168 152H169V151H168ZM174 152H173V153H174ZM182 152H183V151H182ZM182 152H181V153H182ZM192 152H193V151H192ZM0 153H1V151H0ZM11 153H12V152H11ZM15 153H16V152H15ZM35 153H36V151H35ZM44 153H45V152H44ZM69 153H70V152H69ZM69 153H68V154H69ZM72 153L76 154L77 152H76V153H75V152H72ZM89 153H91V152H89ZM89 153H88V154H89ZM101 153H102V152H101ZM104 153H105V152H104ZM113 153H114V152H113ZM119 153H120V152H119ZM135 153H137V152H135ZM138 153H139V152H138ZM138 153H137V154H138ZM151 153H152V152H151ZM157 153H158V152H157ZM169 153H170V152H169ZM179 153H180V152H179ZM184 153H185V152H184ZM218 153H219V152H218ZM221 153H222V152H221ZM232 153H233V152H232ZM237 153H238V151H237ZM37 154H38V153H37ZM39 154H40V153H39ZM39 154H38V157H39L40 155H42V154H40V155H39ZM50 154H51V153H50ZM50 154H49V155H50ZM63 154H64V153H63ZM63 154H62V155H63ZM91 154H92V153H91ZM91 154H90V155H91ZM94 154H96V152H95ZM97 154H98V153H97ZM97 154H96V155H97ZM108 154H109V152H108ZM126 154H127V153H126ZM130 154H131V153H130ZM144 154H145V152H144ZM186 154H189V153L186 152ZM7 155H8V154H7ZM21 155H22V154H21ZM27 155H28V154H27ZM29 155H30V154H29ZM43 155H44V154H43ZM77 155H80V154L78 153ZM77 155H74V156H77ZM90 155H89V156H90ZM104 155H105V154H104ZM106 155H107V154H106ZM110 155L112 156L113 154H110ZM114 155H115V154H114ZM116 155H117V154H116ZM128 155H129V154H128ZM131 155H132V154H131ZM135 155H136V154H135ZM135 155H133V156H135ZM139 155H140V153H139ZM146 155H148V154H146ZM153 155H154V153H153ZM172 155H173V154H172ZM178 155H179V154H178ZM180 155H181V154H180ZM180 155H179V156H180ZM201 155H202V154H201ZM208 155H209V154H208ZM253 155H254V154H253ZM0 156H1V155H0ZM14 156H17V155H14ZM45 156H47V154H45ZM52 156H53V155H52ZM55 156H56V155H55ZM57 156H58V155H57ZM57 156H56V157H57ZM60 156H61V155H60ZM65 156H66V155H65ZM65 156H64V157H65ZM68 156H69V155H68ZM70 156H71V155H70ZM70 156H69V157H70ZM72 156H73V155H72ZM81 156L84 157V156H88V155H86V154L83 155V154H82ZM107 156H108V155H107ZM137 156H138V155H136L135 157L137 158ZM142 156H143V155H142ZM149 156H151V155H149ZM159 156H160V155H159ZM182 156H184V155H182ZM182 156H180V157H182ZM196 156H198V155H196ZM220 156H221V155H220ZM249 156H250V155H249ZM9 157L11 158V156H9ZM19 157H20V156H19ZM19 157H18V158H19ZM30 157H32V155H30ZM53 157H54V156H53ZM82 157H81V158H82ZM94 157H95V156H94ZM103 157H104V156H103ZM129 157H130V156H129ZM135 157H134V158H135ZM138 157H140V156H138ZM143 157H144V156H143ZM145 157H146V156H145ZM152 157H153V156H152ZM180 157H179V159H180ZM184 157H185V156H184ZM184 157H183V159H184ZM192 157H193V156H192ZM215 157H217V156L215 155ZM256 157H257V156H256ZM2 158H3V155H2ZM6 158H7V157H6ZM22 158H25V157H22ZM40 158H41V157H40ZM44 158H48V157H43V159H44ZM50 158H51V156H50ZM50 158H49V160H50ZM60 158H61V157H60ZM67 158H68V157H67ZM76 158H77V160L79 159V157H75V159H76ZM87 158H88V157H87ZM91 158H92V156H91ZM108 158H109V156H108L107 158H106V156L104 157L105 160H108ZM127 158H128V157H127ZM136 158H135V160H136ZM157 158H158V157H157ZM166 158H167V157L164 156V154H163L162 157H160V162H159V163L162 164V165H161L162 167L165 166V160H166ZM193 158H195V157H193ZM238 158H239V157H238ZM261 158H262V157H261ZM12 159H13V157H12ZM12 159H11V160H12ZM20 159H21V158H20ZM30 159H31V160L27 159V161H28V160H29V162L32 161V158H30ZM55 159H56V158H55ZM55 159H54V160H55ZM57 159H58V158H57ZM63 159H64V158H63ZM65 159H66V158H65ZM70 159H71V158H70ZM70 159L68 158L67 160H70ZM85 159H86V158H85ZM96 159H97V158H96ZM100 159H101V157H100ZM113 159H114V158H113ZM117 159H119V158L117 157ZM131 159H133V158H131ZM188 159H189V158H188ZM212 159H213V158H212ZM218 159H219V157H218ZM13 160L15 161V158H14ZM24 160H25V159H24ZM35 160H36V158H35ZM37 160H38V159H37ZM44 160H46V159H44ZM51 160H52V159H51ZM83 160H84V159H83ZM83 160H82V161H83ZM109 160H111V159L109 158ZM122 160H123V158H122ZM126 160H127V159H126ZM129 160H130V159H129ZM141 160H142V159H141ZM141 160H140V161H141ZM151 160H152V159H151ZM185 160H186V158H185ZM195 160H196V158H195ZM223 160H224V159H223ZM17 161H18V160H17ZM27 161H26V162H27ZM55 161H56V160H55ZM55 161H54V162H55ZM73 161H74V160H73ZM73 161H72V162H73ZM87 161H88V160H87ZM90 161H92V160L90 159ZM93 161H94V160H93ZM112 161H113V160H112ZM130 161H131V160H130ZM137 161H139V160L137 159ZM153 161H155V159H154ZM183 161H184V160H183ZM183 161H182V162H183ZM201 161H202V159H201ZM4 162H5V161H4ZM8 162H9V161H8ZM10 162L12 163V161H10ZM21 162H22V161H21ZM33 162L36 163V161H34V160H33ZM37 162H39V161H37ZM42 162H44V161H42ZM58 162H59V159H58ZM60 162L62 163L61 159H60ZM66 162H67V161H66ZM77 162H78V161H77ZM79 162H80V161H79ZM113 162H114V161H113ZM127 162H128V161H127ZM132 162H134V159H133ZM190 162H191V161H190ZM197 162H198V161H197ZM202 162H203V161H202ZM224 162H225V160H224ZM14 163H16V162H14ZM17 163H18V162H17ZM34 163H32V164H34ZM39 163H40V162H39ZM52 163H53V162H52ZM61 163H60V164H61ZM69 163H70V161H69ZM73 163H75V164H74V165H75V168H74V169H77V168H78V165H76V161L73 162ZM73 163H71V164L73 165ZM80 163H81V162H80ZM88 163H89V162H88ZM90 163H91V162H90ZM90 163H89V164H90ZM136 163H137V162H136ZM136 163H134V165H135ZM157 163H158V162H157ZM159 163H158V165H159ZM166 163H170V161H169V162H166ZM175 163H176V162H175ZM193 163H194V161H193ZM251 163H252V162H251ZM251 163H250V164H251ZM254 163H255V162H254ZM256 163H257V161H256ZM261 163H262V161H261ZM9 164H10V163H9ZM9 164H8V165H9ZM21 164H22V163H21ZM41 164H42V163H41ZM49 164H50V161H49ZM54 164H55V163H54ZM60 164H59V166H60ZM64 164H66V163L64 162ZM84 164H85V163H84ZM93 164H94V163H93ZM97 164H98V163H97ZM100 164L102 165V163H100ZM115 164H116V163H115ZM131 164H132V163H131ZM170 164H171V163H170ZM187 164H188V162H187ZM205 164H206V163H205ZM225 164H226V162H225ZM238 164H240V163H238ZM1 165H2V164H1ZM6 165H7V163H6ZM8 165H7V166H8ZM14 165H15V164H14ZM34 165H35V164H34ZM36 165H37V164H36ZM42 165H43V164H42ZM42 165H41V166H42ZM57 165H58V164H57ZM69 165H70V164H69ZM82 165H83V164H82ZM82 165H80V166H82ZM116 165H117V164H116ZM137 165H138V163H137ZM148 165H151L150 160H149V164H148ZM156 165H157V164H156ZM185 165H186V163H185ZM185 165H184V167H185ZM196 165H197V164H196ZM198 165H199V164H198ZM209 165H210V164H208V167H210ZM222 165H223V164H222ZM244 165H245V164H244ZM258 165H259V164H258ZM17 166H18V165H17ZM19 166H20V165H19ZM26 166H27V165H26ZM46 166H49L48 163H47ZM61 166H62V164H61ZM66 166H68V163L65 165V167H66ZM90 166H91V164H90ZM99 166H100V165H99ZM102 166H103V165H102ZM132 166H133V165H132ZM135 166H136V165H135ZM140 166H141V164H140ZM146 166H147V165H145L144 167H146ZM154 166H155V165H153V167H154ZM190 166H192V165H190ZM216 166H217V168H218V166H220V165H216ZM223 166H224V165H223ZM227 166H228V165H227ZM262 166H264V165H262ZM0 167H1V166H0ZM3 167H4V166H3ZM30 167H31V164H30ZM30 167H29V168H30ZM32 167H33V165H32ZM43 167H44V169H45V166H44V165H43ZM52 167L55 168L54 166H51V168H52ZM57 167H58V166H57ZM62 167L64 168V165H63ZM69 167L72 168L73 166H72V167L69 166ZM83 167H86V166L83 165ZM88 167H89V166H88ZM91 167H94V166H91ZM103 167H104V166H103ZM103 167H102V168H103ZM112 167H113V166H112ZM114 167H115V166H114ZM148 167H149V166H148ZM148 167H147V168H148ZM187 167H188V166H187ZM193 167H194V165H193ZM200 167H201V164H200ZM211 167H212V166H211ZM236 167H237V166H236ZM254 167H255V166H254ZM5 168H6V167H5ZM18 168H19V167H18ZM29 168H28V169H29ZM39 168H40V167H39ZM39 168H38V169H39ZM51 168H50V169H51ZM66 168H67V167H66ZM96 168H97V167H96ZM119 168H120V167H119ZM123 168H124V167H123ZM147 168H146V169H147ZM150 168H152V166H150ZM156 168H159V167H156ZM163 168H164V167H163ZM198 168H199V167H198ZM219 168H220V167H219ZM227 168H228V167H227ZM262 168H263V167H262ZM9 169H10V168H8V170H9ZM19 169H20V168H19ZM23 169H24V168H23ZM25 169H26V168H25ZM35 169H36V168H35ZM38 169H36V170H38ZM41 169H42V167H41ZM41 169H40V170H41ZM44 169H43V170H44ZM50 169H48V170H50ZM56 169H57V168H56ZM56 169H55V170H56ZM85 169H87V168H84V170H85ZM89 169H90V168H89ZM99 169H100V168H99ZM110 169H111V168H110ZM154 169H155V168H154ZM185 169H186V168H185ZM187 169H188V168H187ZM200 169H201V168H200ZM209 169H210V168H209ZM213 169H214V168H213ZM230 169H231V168H230ZM4 170H5V169H4ZM11 170H12V168H11ZM29 170L31 171V169H29ZM32 170H33V169H32ZM43 170H42V171H43ZM60 170H61V169H60ZM92 170H93V168H92ZM103 170H104V168H103ZM128 170H129V169H128ZM135 170H136V169H135ZM151 170H152V169H151ZM158 170H159V169H158ZM160 170H161V168H160ZM173 170H174V169H173ZM194 170H196V168H194ZM194 170L192 169V172H194ZM201 170H202V169H201ZM205 170H206V169H205ZM211 170H212V168H211ZM216 170H217V169H216ZM252 170H253V169H252ZM13 171H14V170H13ZM16 171H17V169H16ZM51 171H52V170H50V172H51ZM71 171H72V170H71ZM71 171H70V172H71ZM79 171H80V170H79ZM90 171H91V170H90ZM96 171H97V170H96ZM142 171H143V170H142ZM145 171H146V170H145ZM148 171H149V168H148ZM168 171H169V170H168ZM197 171H199V170H197ZM224 171H225V170H224ZM231 171H232V170H231ZM249 171H250V170H248L247 172H249ZM0 172H2V170H1ZM9 172H10V171H9ZM11 172H12V171H11ZM33 172H34V170H33ZM37 172L39 173V170L36 171V173H37ZM54 172H55V171H54ZM61 172H64V171H61ZM61 172H60V173H61ZM66 172H67V171H65V173H66ZM101 172H102V169H101ZM103 172H104V171H103ZM105 172H106V171H105ZM116 172H117V171H116ZM121 172H122V171H121ZM160 172H161V171H160ZM174 172H175V171H174ZM186 172H187V170H186ZM189 172H190V171H189ZM195 172H196V171H195ZM199 172H200V171H199ZM209 172H210V171H209ZM209 172H208V173H209ZM212 172H213V170H212ZM218 172H220V169H219ZM222 172H223V171H222ZM226 172H227V171H226ZM236 172H237V171H236ZM238 172H239V170H238ZM247 172H246V173H247ZM256 172H257V171H256ZM3 173H4V172H3ZM6 173H7V171H6ZM12 173H13V172H12ZM16 173H17V172H16ZM41 173H42V172H41ZM41 173H40V174H41ZM45 173H46V172H45ZM47 173H49V172H47ZM52 173H53V172H52ZM71 173H72V172H71ZM74 173H75V172H74ZM79 173H80V172H79ZM81 173H83V172H81ZM85 173H86V170H85ZM87 173H89V172H87ZM95 173H98V172H95ZM99 173H100V172H99ZM108 173H109V172H108ZM111 173H112V172H111ZM139 173H140V172H139ZM142 173H143V172H142ZM142 173H140V174H142ZM144 173H145V172H144ZM162 173H163V171L161 172V174H162ZM190 173H191V172H190ZM258 173H259V172H258ZM7 174H9V173H7ZM23 174H24V173H23ZM23 174H22V175H23ZM25 174L27 175V173H25ZM34 174H35V173H34ZM40 174H39V175H40ZM53 174H54V173H53ZM56 174L58 175V172L55 173V175H56ZM63 174H64V173H63ZM63 174H62V175H63ZM67 174H68V173H67ZM69 174H70V173H69ZM76 174H77V173H76ZM102 174H103V173H102ZM112 174H113V173H112ZM126 174H127V173H126ZM148 174H149V173L147 172L146 175H148ZM150 174H151V173H150ZM152 174H153V172H152ZM161 174L159 173V174L157 175L159 179L161 178V177H159V175H161ZM168 174H169V173H168ZM172 174H173V173H172ZM188 174H189V173H188ZM192 174H193V173H192ZM192 174H190V175L193 176ZM196 174L199 175L197 172L195 173V175H196ZM210 174H211V173H210ZM212 174H213V173H212ZM214 174H215V171H214ZM216 174H217V172H216ZM216 174H215V175H216ZM235 174H238V173H235ZM2 175H4V174H2ZM11 175H12V174H11ZM16 175H17V174H16ZM16 175H15V176H16ZM18 175H19V173H18ZM20 175H21V174H20ZM22 175H21V176H22ZM26 175H25V176H26ZM49 175H50V174H49ZM77 175H78V174H77ZM80 175H82V174H80ZM91 175H92V174H91ZM95 175H96V174H95ZM99 175H100V174H99ZM107 175H108V174H107ZM116 175H117V174H116ZM119 175H120V174H119ZM121 175H122V174H121ZM121 175H120V176H121ZM138 175H139V174H138ZM154 175L156 176V174H154ZM162 175H163V174H162ZM169 175H171V173H170ZM195 175H194V176H195ZM203 175H204V174H203ZM215 175H214L213 177H215ZM223 175H224V174H223ZM223 175H222V173H221L222 178H223ZM226 175H227V174H226ZM247 175H248V174H247ZM260 175H261V173H260ZM7 176H8V175H7ZM45 176H47V175H45ZM51 176H53V175L51 174ZM64 176H65V179H66V177H68V175H64ZM89 176H90V175H89ZM89 176H88V177H89ZM101 176H104V175H101ZM101 176H100V177H101ZM108 176H109V175H108ZM111 176H112V175H111ZM113 176H114V175H113ZM120 176H119V177H120ZM149 176H150V175H149ZM151 176H152V175H151ZM164 176H165V175H164ZM201 176H202V174H201ZM210 176H211V175H210ZM218 176H219V174H218ZM218 176H216L217 179H219ZM228 176H230V175H228ZM236 176H237V175H236ZM243 176L245 177L244 174H243ZM9 177H11L10 174H9ZM22 177H24V176H22ZM41 177H42V176H39V178H41ZM48 177H49V176H48ZM53 177L56 178L55 176H53ZM53 177H52V178H53ZM57 177H58V176H57ZM73 177H74V175H73ZM73 177H72V178H73ZM75 177H76V176H75ZM84 177H85V176H84ZM96 177H97V176H96ZM96 177H95V178H96ZM98 177H99V176H98ZM104 177H105V176H104ZM104 177H102V178H104ZM117 177H118V175H117ZM122 177L124 178L125 175L122 176ZM135 177H136V175H135ZM169 177H170V176H169ZM177 177H178V175H177ZM180 177H181V176H180ZM187 177H188V175H187ZM197 177H198V176H197ZM199 177H200V176H199ZM219 177H220V176H219ZM240 177H241V175H240ZM249 177H250V176H249ZM249 177H248V178H249ZM254 177H255V176H254ZM261 177H262V175H261ZM0 178H1V177H0ZM3 178H5V176H4ZM11 178H13V180H14L15 177H13V175H12ZM11 178H10V179H11ZM27 178H28V177H27ZM29 178H30V177H29ZM31 178H32V179H35V178H37V177H35V178H34V177H31ZM50 178H51V177H50ZM54 178H53V180H54ZM58 178H60V176H59ZM110 178H111V177H110ZM110 178H109V179H110ZM113 178H114V177H113ZM136 178H137V177H136ZM136 178H135V179H136ZM143 178L145 179L146 177H143ZM143 178H142V180H143ZM149 178L151 179V177H149ZM163 178H164V177H163ZM163 178H161V179H162V182H163V180H165V178H164V179H163ZM171 178H172V177H171ZM188 178H189V177H188ZM192 178H193V177H192ZM194 178H195V177H194ZM207 178H208V176H207ZM207 178H205V179H207ZM211 178H212V177H211ZM224 178H225V177H224ZM251 178H252V177H251ZM263 178H264V177H263ZM17 179H18V177H17ZM19 179H20V178H19ZM19 179H18V181L21 180V179H20V180H19ZM47 179H48V178H47ZM61 179H62V178H61ZM69 179H70V178H69ZM79 179H80V178H78V180H79ZM120 179H121V178H120ZM124 179H125V178H124ZM152 179H153V178H152ZM155 179H156V178H155ZM155 179H154V180H155ZM177 179H178V178H177ZM195 179H196V178H195ZM217 179H216V180H217ZM227 179H228V177H227ZM249 179H250V178H249ZM261 179H262V178H261ZM4 180H7V179H4ZM15 180H16V179H15ZM29 180H30V179H29ZM29 180H28V182H29ZM35 180H36V179H35ZM44 180L46 181V179H44ZM50 180H52V179H50ZM70 180H71V179H70ZM78 180H77V181H78ZM80 180H81V179H80ZM83 180H84V179H83ZM87 180H88V179H87ZM98 180H99V179H97L96 181H98ZM107 180H108V178H107ZM107 180H106V182H107ZM115 180H116V179H115ZM115 180H114V182H115ZM121 180H122V179H121ZM127 180H128V179H127ZM139 180H140V179H139ZM157 180H158V179H157ZM157 180H155V181H157ZM166 180H167V179H166ZM175 180H176V179H175ZM183 180H184V179H183ZM185 180H186V179H185ZM192 180H193V179H192ZM197 180H198V179H197ZM201 180H202V179L200 178V181H201ZM213 180H214V179H213ZM219 180H220V179H219ZM219 180H218V181H219ZM256 180H257V179H256ZM259 180H260V179H259ZM16 181H17V180H16ZM36 181H37V180H36ZM39 181H40V180H39ZM39 181H37V182H38V185H39ZM47 181L49 182V180H47ZM47 181H46V182H47ZM56 181H57V180H56ZM56 181L54 180L53 183L56 182ZM58 181H60V180H58ZM68 181H69V180H68ZM72 181H73V180H72ZM72 181H71V182H72ZM74 181H76V180H74ZM74 181H73V182H74ZM91 181H92V180H91ZM103 181H104V183H106V182H105V179H104ZM123 181H124V180H123ZM132 181H133V180H132ZM136 181H137V179H136ZM159 181H160V180H158V182H159ZM180 181H181V179H180ZM193 181H195V180H193ZM202 181H204V180H202ZM209 181H210V179H209ZM230 181L232 182V180H229V182H230ZM233 181H234V179H233ZM1 182H2V181H1ZM1 182H0V183H1ZM11 182H12V181H11ZM21 182H22V181H21ZM23 182H24V180H23ZM23 182H22V183H23ZM30 182H31V180H30ZM32 182H33V181H32ZM37 182H36V183H37ZM51 182H52V181H51ZM62 182H64L63 179H62ZM62 182H61V183H62ZM73 182H72V183H73ZM82 182H83V181H82ZM84 182H85V181H84ZM89 182H90V180H89ZM128 182H129V181H128ZM164 182H165V181H164ZM168 182H169V181H168ZM171 182H172V181H171ZM176 182H177V181H176ZM206 182H207V181H206ZM206 182H205V183H206ZM210 182H212V181H210ZM227 182H228V180H227ZM3 183H5V181H3ZM14 183H15V182H14ZM14 183H13V184H14ZM22 183H21V184H22ZM40 183H42V182H40ZM43 183H44V182H43ZM43 183H42V185H43ZM61 183H60V185H61ZM66 183H67V182H66ZM75 183H76V182H75ZM80 183H81V181H80ZM97 183H98V182H97ZM101 183H102V182H101ZM101 183H100V184H101ZM107 183L111 185V183H109V182H107ZM115 183H117V182H115ZM119 183H120V182H119ZM121 183H122V182H121ZM125 183H126V181H125ZM130 183H131V182H130ZM130 183H129V184H130ZM154 183H155V182H154ZM183 183H184V182H183ZM192 183H193V182H192ZM192 183H191V184H192ZM198 183H200V182H198ZM217 183H218V182H216V184H217ZM219 183H220V182H219ZM221 183H222V185H223V180H222ZM1 184H2V183H1ZM1 184H0V185H1ZM8 184H9V183H7V185H8ZM13 184H12V185H13ZM26 184H27V182H26ZM33 184H34V183H33ZM87 184H88V183H87ZM87 184H86V186L89 187V184H88V185H87ZM90 184H91V183H90ZM98 184H99V183H98ZM113 184H114V183H113ZM113 184H112V185H113ZM123 184H124V183H123ZM155 184H156V183H155ZM159 184H160V183H159ZM164 184H167V181H166L165 183L161 184V185H163V187H164ZM176 184H178V182H177ZM196 184H197V183H196ZM196 184H195V185H196ZM200 184H202V183H200ZM200 184H199V185H200ZM216 184H215V185H216ZM2 185H3V184H2ZM2 185H1V186H2ZM5 185H6V184H5ZM5 185H4V186H5ZM7 185H6V186H7ZM14 185H15V184H14ZM14 185H13V186H14ZM28 185H30V184L28 183ZM31 185H32V184H31ZM38 185L36 184V186H38ZM42 185H41V186H42ZM52 185H53V184H52ZM52 185L50 184L49 186H52ZM60 185H58V186H60ZM63 185H65V184H63ZM80 185H81V184H80ZM95 185H96V182H95ZM102 185H103V184H102ZM114 185H115V184H114ZM114 185H113V186H114ZM141 185H142V184H141ZM156 185H157V184H156ZM168 185H169V184H168ZM178 185H179V184H178ZM186 185H187V184H186ZM207 185H208V184H207ZM207 185H206V187H207ZM226 185H227V184H226ZM230 185H233V184H230ZM230 185H229V186H230ZM237 185H238V184H237ZM20 186H21V185H20ZM32 186H33V185H32ZM34 186H35V185H34ZM34 186H33V187H34ZM36 186H35V187H36ZM39 186H40V185H39ZM53 186H54V185H53ZM53 186H52V187H53ZM55 186H56V185H55ZM61 186H62V185H61ZM61 186H60V187H61ZM70 186H71V185H70ZM82 186H83V184H82ZM82 186H81V188H82ZM100 186H101V185H100ZM100 186H99V187H100ZM107 186H108V185H107ZM122 186L124 187V185L121 184L120 188H122ZM128 186H129V185H127L126 187H128ZM132 186H133V183H132ZM145 186H146V185H145ZM166 186H167V185H166ZM171 186H172V185H171ZM203 186H204V185H203ZM203 186L201 187V185H200L199 187H201V188L204 189ZM223 186H224V185H223ZM246 186H247V185H246ZM9 187H11V186H9ZM9 187H8V188H9ZM15 187H17V185H16ZM15 187H13V190L15 189ZM18 187H19V186H18ZM26 187H27V186H26ZM45 187H46V186H45ZM60 187H59V189H60ZM65 187H66V186H65ZM72 187H73V186H72ZM72 187H71V188H72ZM75 187H76V186H75ZM78 187H80V186H78ZM83 187H85V186H83ZM96 187H97V186H96ZM103 187H104V186H103ZM108 187H109V186H108ZM111 187H112V186H111ZM167 187H168V186H167ZM167 187H164V188H167ZM195 187H196V186H195ZM209 187H210V186H209ZM213 187H214V186H213ZM220 187H221V186H220ZM224 187H225V186H224ZM224 187H222V188L224 189ZM8 188L6 189V192H7ZM29 188H30V187H29ZM31 188H32V187H31ZM40 188H41V187H40ZM55 188H56V187H55ZM57 188H58V187H57ZM71 188H70V189H71ZM93 188H94V187H93ZM100 188H102V186H101ZM132 188H133V187H132ZM140 188H141V187H140ZM160 188H162V186H161ZM196 188H198V187H196ZM229 188H230V187H229ZM242 188H243V187H242ZM242 188H241V189H242ZM0 189H1V188H0ZM2 189H3V188H2ZM4 189H5V187H4ZM9 189H10V188H9ZM18 189H19V188H18ZM22 189H23V186H22ZM25 189L28 190V187L25 188ZM38 189H39V188H38ZM47 189H51V187H50V188H47ZM47 189H46V190H47ZM62 189H63V188H62ZM62 189H61V190H62ZM76 189L78 190L79 188H76ZM86 189H88V188H86ZM98 189H99V188H98ZM104 189L106 190V188H104ZM111 189H112V188H111ZM135 189H136V188H135ZM138 189H139V188H138ZM142 189H143V188H142ZM189 189H190V188H189ZM208 189H209V188H208ZM210 189H211V188H210ZM210 189H209V190H210ZM230 189H232V186H231ZM241 189H239V190H241ZM10 190H11V189H10ZM13 190H11V191L13 192ZM15 190H16V189H15ZM20 190H21V189H20ZM33 190H34V189H33ZM39 190L43 192V187H42V190H41V189H39ZM52 190H53V189H52ZM52 190H51V191H52ZM56 190H57V189H56ZM56 190L53 191L54 193L52 192L54 195L57 193V192L55 193ZM61 190H60V191H61ZM63 190H64V189H63ZM67 190H68V189H67ZM79 190H80V189H79ZM83 190H84V188H83ZM91 190H92V189H91ZM116 190H117V189H116ZM123 190H124V189H122V191H123ZM127 190H128V188H126L124 191H126V193H127ZM129 190H130V189H129ZM129 190H128V191H129ZM131 190L133 191L134 188L131 189ZM136 190H137V189H136ZM157 190H158V188H157ZM159 190H160V189H159ZM162 190H163V188H162ZM196 190H197V189H196ZM198 190H199V189H198ZM225 190H227V189L225 188ZM225 190H224V192H225ZM243 190H244V189H243ZM40 191H39V192H40ZM58 191H59V190H58ZM65 191H66V190H64V192H65ZM94 191H95V190H93V192H92L93 194L95 193ZM107 191H108V190H107ZM107 191H106V192H107ZM114 191H115V190H114ZM117 191H118V190H117ZM117 191H116V192H117ZM132 191H129V193L132 192ZM134 191H135V190H134ZM137 191H139V190H137ZM163 191H164V190H163ZM169 191H172V193H173V190H169ZM206 191H208L207 188H206ZM227 191H228V190H227ZM241 191H242V190H241ZM3 192H4V191H3ZM3 192H2V193H3ZM14 192L16 193V191H14ZM24 192H27V191H24ZM29 192H30V191H29ZM32 192H33V191H32ZM47 192H49V191H47ZM75 192H76V190H75ZM83 192H85V191H83ZM86 192H88V190H87ZM86 192H85V193H86ZM90 192H91V191H90ZM90 192H89V193H90ZM102 192H103V191H102ZM111 192H113V191H110V193H111ZM174 192H176V194H178V193H177L178 191H174ZM208 192H209V191H208ZM210 192H211V191H210ZM244 192H245V191H244ZM244 192H243V193H244ZM40 193H41V192H40ZM43 193H45V192H43ZM43 193H41V194H43ZM59 193H60V192H59ZM76 193H77V192H76ZM76 193H75V195H76ZM80 193H82V192H79V194H80ZM133 193H134V192H133ZM162 193H163V192H162ZM205 193H206V192H205ZM219 193H220V192H219ZM228 193H230V192H228ZM246 193H247V192H246ZM0 194H1V193H0ZM4 194H5V193H4ZM4 194H3V195H4ZM7 194H8V193H7ZM9 194H10V192H9ZM9 194H8V195H9ZM12 194H13V193H12ZM16 194H18V192H17ZM20 194H22V193H20ZM23 194H24V193H23ZM28 194H29V193H28ZM28 194H26V195H28ZM30 194H31V193H30ZM36 194H37V193H36ZM57 194H58V193H57ZM63 194H64V193H63ZM68 194H69V193H68ZM77 194H78V193H77ZM87 194H88V193H87ZM87 194H86V196H88ZM93 194H92V195H93ZM131 194H132V193H130V195H131ZM135 194H136V193H135ZM182 194H183V196H184L186 193H185V194L182 193ZM198 194H199V193H198ZM207 194H208V193H207ZM211 194H212V193H211ZM213 194H214V192H213ZM222 194H224V193H222ZM230 194L232 195V193H230ZM248 194H249V193H248ZM18 195H19V194H18ZM32 195H33V194H32ZM44 195H46V196L49 197V195H47V194H44ZM50 195H51V194H50ZM54 195H53V196H54ZM71 195H72V194H71ZM83 195H84V194H83ZM95 195H96V193H95ZM98 195H99V194H98ZM103 195H104V194H103ZM111 195H112V194H111ZM128 195H129V194H128ZM151 195H153V194H151ZM157 195H159V194H157ZM160 195H161V194H160ZM166 195H168V193H167ZM202 195H203V194H202ZM215 195H217V194H215ZM236 195H237V194H236ZM246 195H247V194H246ZM1 196H2V195H1ZM5 196H7V195L5 194ZM24 196H25V195H24ZM33 196L35 197L36 195H33ZM33 196H32V197H33ZM59 196H60V195H59ZM59 196H56V197H59ZM67 196H69V195H67ZM90 196H91V195H90ZM90 196H89V197H90ZM101 196H102V195H101ZM107 196H108V195H107ZM107 196H106V197H107ZM112 196H113V195H112ZM120 196H121V195H120ZM126 196H127V195H126ZM132 196H133V195H132ZM134 196H137V195H134ZM141 196H142V195H141ZM147 196H149V194H147ZM154 196H155V195H153L152 197H154ZM169 196H170V194H169ZM205 196H206V195H205ZM217 196H218V195H217ZM220 196H221V195H220ZM9 197H10V195H9ZM13 197H14V196H13ZM15 197H16V196H15ZM15 197H14V198H15ZM22 197H23V196H22ZM27 197H28V196H27ZM27 197H26V199H27ZM32 197H30V198L32 199ZM38 197L40 198V196H38ZM41 197H43V196H41ZM61 197H63V196H61ZM77 197H78V196H77ZM77 197H76V198H77ZM81 197H82V196H81ZM84 197H85V195H84ZM96 197H97V196H96ZM98 197H100V196H98ZM104 197H105V196H104ZM106 197H105V198H106ZM123 197H124L123 199H125V195H123ZM138 197H139V196H138ZM158 197H159V196H158ZM158 197L156 198V200L159 199ZM163 197H164V196H162V198H163ZM171 197H173V195H172ZM174 197H175V196H174ZM179 197H180V196H179ZM189 197H190V196H189ZM210 197H211V196H210ZM218 197H219V196H218ZM218 197H217V198H218ZM222 197H223V195H222ZM236 197H238V196H236ZM3 198H4V196H3ZM7 198H8V197H7ZM7 198H6V199H7ZM14 198H13V200H16V199H14ZM18 198L20 199V197H18ZM24 198H25V197H24ZM24 198H23V199H24ZM30 198H29V199H30ZM65 198H66V197H64V199H65ZM68 198H69V200H71L70 198H72V197L69 196ZM79 198H80V196H79ZM86 198L88 199V197H86ZM93 198H94V197H93ZM126 198H127V197H126ZM150 198H151V197L149 196V200H151ZM154 198H155V197H154ZM160 198H161V197H160ZM162 198H161V200H162ZM186 198H187V197H186ZM198 198H199V197H198ZM198 198H197V199H198ZM208 198H209V197H208ZM234 198H235V197H234ZM10 199H11V197H10ZM29 199H28V200H29ZM51 199H52V197H51ZM51 199H50V200H51ZM54 199H56V198H54ZM64 199H63V200H64ZM87 199H86V200H87ZM91 199H92V198H91ZM103 199H104V198H103ZM108 199H110V197H109ZM118 199H119V197H118L116 200H114V201H117ZM137 199H138V198H137ZM193 199H194V198H193ZM193 199H192V202H193ZM222 199H223V198H222ZM225 199H226V197H225ZM232 199H233V198H232ZM237 199H238V198H237ZM7 200H8V199H7ZM13 200H12V201H13ZM44 200H45V198H44ZM47 200H48V199H47ZM63 200H59V201L57 200V201H58V203H59L60 201H63ZM65 200H66V199H65ZM72 200L75 201V198L72 199ZM77 200H80V199H76V202H78ZM86 200H85V201H86ZM96 200L98 201V199H96ZM127 200H128V199H127ZM139 200H140V199H139ZM147 200H148V199H147ZM152 200H154V199H152ZM161 200H160V201H161ZM185 200H186V199H185ZM190 200H191V199H190ZM208 200H209V199H208ZM211 200H213V198H212ZM226 200H227V199H226ZM228 200H229V198H228ZM234 200H235V199H234ZM248 200H249V199H248ZM0 201H5V202H8V203H9V201H6V200H0ZM19 201H20V200H19ZM53 201H54V200H53ZM67 201H68V200H67ZM87 201H88V200H87ZM104 201H105V200H103V202H104ZM120 201H121V200H120ZM136 201H137V200H136ZM136 201H135V202H136ZM141 201H142V199H141ZM143 201H144V200H143ZM160 201H159V202H160ZM163 201H164V199H163ZM163 201H162V203H165V202H163ZM165 201H166V199H165ZM170 201H171V200H170ZM177 201H178V200H177ZM177 201H176V202H177ZM205 201H207V200H205ZM209 201H210V200H209ZM216 201H217V200H216ZM216 201H215L214 204H217ZM219 201H220V199H219ZM232 201H233V200H232ZM235 201H236V200H235ZM238 201H239V199H238ZM20 202H22V201H20ZM20 202H16V203L19 204ZM49 202H50V201H49ZM63 202H64V201H63ZM71 202H72V201H71ZM71 202H70V203H71ZM76 202H75V203H76ZM100 202H101V201H100ZM153 202H154V201H153ZM153 202H152V203L147 202V203H149V204H153ZM157 202H158V201H157ZM157 202H156V203H157ZM159 202H158V203H159ZM168 202H169V201H168ZM174 202H175V201H174ZM194 202H195V201H194ZM223 202H224V201H223ZM236 202H237V201H236ZM250 202H251V200H250ZM26 203H27V202H26ZM26 203H24V204H26ZM46 203H48V202H46ZM75 203H74V204H75ZM84 203H85V202H84ZM97 203H99V201H98ZM147 203H145V204H147ZM156 203H155V204H156ZM221 203H222V202H221ZM237 203H238V202H237ZM22 204H23V203H22ZM28 204H32V203H28ZM38 204H39V203H38ZM51 204H53V202H51ZM79 204H81V203L79 202ZM109 204H110V203H109ZM129 204H130V203H129ZM134 204H135V203H134ZM155 204L151 205V207H153ZM160 204H161V203H160ZM168 204H169V203H168ZM171 204H172V203H171ZM174 204H175V203H174ZM176 204H177V203H176ZM176 204H175V205H176ZM184 204H185V202H184ZM227 204H228V203H227ZM240 204H243V203H240ZM4 205H6V204L4 203ZM7 205H8V207H11L9 204H7ZM12 205H14V204H12ZM20 205H21V204H20ZM45 205H46V204H45ZM45 205H43V206H45ZM58 205H59V204H58ZM64 205H65V204H64ZM70 205H71V204H70ZM88 205H89V204L87 203V206H88ZM91 205H92V207H93V204H91ZM91 205H90V206H91ZM138 205H139V204H138ZM143 205H144V204H143ZM162 205H163V204H162ZM166 205H167V204H166ZM166 205H165V206H166ZM186 205H187V203H186ZM189 205H190V204L188 203V207H189ZM194 205H195V204H194ZM219 205H220V204H219ZM222 205H224V204H222ZM244 205H245V204H244ZM250 205H252V203H251ZM250 205H249V206H250ZM255 205H256V204H255ZM28 206H31V207H32V205H28ZM46 206H47V205H46ZM71 206H72V205H71ZM75 206H76V205H75ZM96 206H98V205H96ZM101 206H102V205H101ZM103 206H104V205H103ZM111 206H112V205H111ZM131 206H132V205H131ZM133 206H136V205H133ZM139 206H140V205H139ZM144 206H145V205H144ZM159 206H160V205H158V206L155 205V207H159ZM173 206H174V205H173ZM180 206H181V205H180ZM180 206H179V207H180ZM192 206H193V205H192ZM195 206H196V205H195ZM202 206H203V205H202ZM207 206H208V205H207ZM216 206H217V205H216ZM228 206H229V205H228ZM245 206H246V205H245ZM249 206H246L247 209H248V208L250 209ZM21 207H23V205H21ZM24 207L26 208V205H25ZM76 207H77V206H76ZM79 207H82V206L79 205ZM98 207H99V206H98ZM120 207H121V206H120ZM146 207H147V206H146ZM146 207H144V209H145ZM155 207H154V211H155ZM170 207H171V206H170ZM174 207H175V206H174ZM179 207H178V208H179ZM196 207H198V206H196ZM221 207H222V206H221ZM234 207H235V206H234ZM240 207H241V206H240ZM259 207H260V205H259ZM263 207H264V206H263ZM5 208H7V207H5ZM11 208H12V207H11ZM17 208H18V207H17ZM17 208H16V209H17ZM51 208H52V207H51ZM51 208H50V209H51ZM55 208H57V206L54 207V209H55ZM60 208H61V207H60ZM94 208H96V207H94ZM106 208H107V207H106ZM132 208H133V207H132ZM149 208H150V207H149ZM162 208H163V207H162ZM176 208H177V207H176ZM176 208H175V209H176ZM199 208H200V207H199ZM253 208H254V207H253ZM253 208H251V210H252ZM0 209H1V208H0ZM8 209H9V208H8ZM19 209H20V208H19ZM27 209H28V208H27ZM27 209H26V210H27ZM29 209H30V208H29ZM39 209H40V208H39ZM54 209H53V211H54ZM73 209H74V208H73ZM88 209H90V208L88 207ZM96 209H97V208H96ZM98 209H100V208H98ZM103 209H104V208H103ZM109 209H111V208L109 207ZM109 209L107 208V210H109ZM121 209H122V208H121ZM146 209H147V208H146ZM158 209H159V208H158ZM179 209H180V208H179ZM185 209H186V207H185ZM190 209H191V207H190ZM244 209H245V208H244ZM249 209H248V210H249ZM1 210H2V209H1ZM60 210H61V209H60ZM92 210H93V209H92ZM149 210L152 211V208H150ZM156 210H157V209H156ZM164 210H166V207H165ZM164 210H163V211H164ZM172 210H173V209H171V211H172ZM182 210H183V209H182ZM182 210H180V213H181ZM226 210H227V209H226ZM236 210H237V209H236ZM4 211H6V210L4 209ZM7 211H8V210H7ZM18 211H19V210H18ZM22 211H23V210H22ZM36 211H37V210H36ZM77 211H78V209H77ZM93 211H94V210H93ZM95 211H96V210H95ZM102 211H103V210H102ZM102 211L98 212V214H100V213L102 214ZM112 211H113V209H112ZM112 211H111V212H112ZM159 211H160V213H161V210H159ZM232 211H234V210L232 209ZM14 212H15V211H14ZM25 212H26V211H25ZM64 212H65V211H64ZM103 212H104V211H103ZM117 212H118V211H117ZM124 212H125V211H124ZM138 212H139V211H138ZM169 212H170V210H169ZM172 212L174 213V211H172ZM172 212H171V213H172ZM176 212H177V211H176ZM178 212H179V210H178ZM189 212H190V211H189ZM234 212H235V211H234ZM234 212H233V214H234ZM16 213H17V212H16ZM44 213H45V212H44ZM50 213H51V212H50ZM61 213H62V212H61ZM66 213H67V212H66ZM66 213H65V214H66ZM68 213H69V212H68ZM80 213H81V212H80ZM96 213H97V212H96ZM112 213H114V212H112ZM158 213H159V212H158ZM171 213H170V215H171ZM184 213H185V212H184ZM259 213H260V212H259ZM12 214H13V213H12ZM87 214L89 215V212H88ZM91 214L94 215L93 212H92ZM140 214H141V213H140ZM147 214H148V213H147ZM150 214H151V212H150ZM166 214H167V212H166ZM166 214H164V215H166ZM178 214H179V213H178ZM178 214H177L176 216H178ZM205 214H206V213H204V215H205ZM238 214H239V213H237V215H238ZM244 214H245V213H244ZM251 214H252V213H251ZM1 215H2V213H1ZM8 215H9V214H8ZM17 215H18V214H17ZM81 215H82V214H81ZM81 215H79V216H81ZM107 215H108V214H107ZM117 215H118V214H117ZM122 215H123V214H122ZM130 215H131V213H130ZM135 215H136V214H135ZM159 215H160V214H159ZM168 215H169V214H168ZM181 215H182V214H181ZM183 215H184V214H183ZM189 215H190V214H189ZM189 215H188V216H189ZM198 215H199V214H198ZM204 215H203V216H204ZM222 215H223V213H222ZM227 215H228V214H227ZM234 215H235V214H234ZM239 215H240V214H239ZM258 215H259V214H258ZM3 216H5V215L3 214ZM12 216H13V215H12ZM46 216H48V215H46ZM53 216H54V214H53ZM61 216H62V215H61ZM82 216H83V215H82ZM99 216H100V215H99ZM99 216H98V217H99ZM105 216H106V215H105ZM115 216H116V215H115ZM139 216H140V215H139ZM154 216H155V215H154ZM184 216H185V215H184ZM188 216H187V218H188ZM228 216H229V215H228ZM0 217H1V216H0ZM66 217H68V216H66ZM76 217H77V216H76ZM85 217H86V216H85ZM91 217H93V216H91ZM96 217H97V216H96ZM103 217H104V216H103ZM124 217H125V216H124ZM130 217H131V216H130ZM151 217H152V216H151ZM158 217H159V216H158ZM165 217H167V216H165ZM195 217H196V216H195ZM2 218H3V217H2ZM10 218H12V217L9 216V219H8V220H10ZM17 218H18V217H17ZM22 218H23V217H22ZM44 218H45V217H44ZM68 218H69V217H68ZM81 218H82V217H81ZM101 218H102V217H101ZM117 218H118V217H117ZM143 218H144V216H143ZM155 218H156V217H155ZM180 218H181V217H180ZM187 218L185 219L186 221H187ZM224 218L227 219L228 217H224ZM253 218H254V216H253ZM253 218L251 217V219H253ZM6 219H7V218H6ZM13 219H14V218H13ZM45 219H46V218H45ZM64 219H65V218H64ZM89 219H90V218H89ZM111 219H113V218H111ZM111 219H110V220H111ZM118 219H119V218H118ZM124 219H125V218H124ZM126 219H127V218H126ZM145 219H146V218H145ZM153 219H154V218H153ZM166 219H167V218H166ZM170 219H171V218H168V221H170ZM182 219L184 220V218H182ZM243 219H244V218H243ZM259 219H260V218H259ZM2 220H4V219H2ZM15 220H16V217H15ZM19 220H20V219H19ZM35 220H36V219H35ZM99 220H100V219H99ZM134 220H135V219H134ZM159 220H161V219H159ZM185 220H184V221H185ZM222 220H223V219H222ZM227 220H228V219H227ZM230 220H231V219H230ZM241 220H242V219H241ZM244 220H245V219H244ZM249 220H250V219H249ZM253 220H254V222L256 221L255 219H253ZM253 220H252V221H253ZM261 220H262V219H261ZM12 221H14V220H12ZM12 221H10V222H12ZM16 221L18 222V220H16ZM36 221H37V220H36ZM74 221H75V220H74ZM79 221H80V220H79ZM87 221H88V220H87ZM87 221H86V222H87ZM100 221H101V220H100ZM132 221H133V220H132ZM162 221H163V220H162ZM223 221H224V220H223ZM231 221H232V220H231ZM238 221H240V220L238 219ZM245 221H246V220H245ZM245 221H244V226H246L245 224L248 222V221H246V223H245ZM7 222H8V221H7ZM19 222H20V221H19ZM43 222H44V221H43ZM108 222H110V221L108 220ZM112 222H113V221H112ZM141 222H143V221H141ZM144 222H145V221H144ZM148 222H149V221H148ZM172 222H174V221H172ZM182 222H183V221H182ZM187 222H188V221H187ZM194 222H196V221H194ZM254 222H253V224H255ZM262 222H263V220H262ZM4 223H6V222L4 221ZM13 223H15V222H13ZM39 223H40V222H39ZM87 223H88V222H87ZM90 223H91V222H90ZM100 223H101V222H100ZM179 223H180V222H179ZM190 223H191V222H190ZM215 223H216V222H215ZM232 223H233V221H232ZM232 223H231V224H232ZM234 223H235V222H234ZM237 223H238V222H237ZM237 223H236V224H237ZM241 223H242V222H241ZM249 223H251V221H249ZM17 224L20 225V223H17ZM24 224H25V223H24ZM51 224H52V223H51ZM102 224H103V223H102ZM108 224H109V223H108ZM110 224H112V223L110 222ZM119 224H120V223H119ZM135 224H136V223H135ZM146 224H147V223H146ZM150 224H151V223H150ZM169 224H171V223H169ZM169 224H168V225H169ZM176 224H178V223H176ZM251 224H252V223H251ZM256 224H257V223H256ZM15 225H16V223L14 224V226H15ZM22 225H23V224H22ZM26 225H27V223H26ZM42 225H43V224H42ZM75 225H76V224H75ZM114 225H115V224H114ZM138 225H139V224H137V225H134V224H133V227L136 226L137 229H139V228H138ZM155 225H156V224H155ZM181 225H182V223H181ZM195 225H196V224H195ZM222 225H223V224H222ZM226 225H227V224H226ZM242 225H243V224H242ZM248 225H249V224H248ZM6 226H7V224H6ZM10 226H11V225H10ZM17 226H18V225H17ZM23 226H25V225H23ZM23 226H22V227H23ZM33 226H34V225H33ZM63 226H64V225H63ZM87 226H89V225L87 224ZM93 226H94V225H93ZM101 226H102V225H101ZM107 226H108V225H107ZM116 226H117V225H116ZM122 226H123V225H122ZM131 226H132V225H131ZM140 226H141V225H140ZM149 226H150V225H149ZM156 226H157V225H156ZM172 226L174 227L175 224L173 225V223H172ZM187 226H188V224H187ZM220 226H221V225H220ZM220 226H219V227H220ZM227 226H228V229H230V228H229V225H227ZM238 226H239V225H238ZM249 226H251V225H249ZM15 227H16V226H15ZM44 227H45V226H44ZM75 227H76V226H75ZM89 227H90V226H89ZM98 227H99V226H98ZM108 227H109V226H108ZM108 227H106V228H108ZM111 227H112V226L110 225V229H111ZM123 227H124V226H123ZM144 227H145V225H144ZM144 227H142V228H144ZM147 227H148V225H147ZM147 227H146V228H147ZM170 227H171V226H170ZM180 227H181V226H180ZM189 227H190V225H189ZM191 227H192V226H191ZM224 227H225V225H224ZM231 227H233V225H232ZM246 227H247V226H246ZM246 227H245V229H246ZM255 227H257V225H256ZM24 228L26 229V227H24ZM24 228H23V229H24ZM30 228H31V227H30ZM30 228H29V229H30ZM76 228H77V227H76ZM124 228H125V227H124ZM146 228H145V229H146ZM154 228H155V227H154ZM176 228H177V227H176ZM197 228H199V227L197 226ZM222 228H223V227H222ZM225 228H226V227H225ZM247 228H248V227H247ZM252 228H253V226H252ZM8 229H9V228H8ZM23 229H22V231H23ZM48 229H49V228H48ZM77 229H78V228H77ZM80 229H81V228H80ZM80 229H79V230H80ZM85 229H86V228H85ZM131 229H132V228H131ZM145 229H144V230H145ZM157 229L159 230V228H157ZM256 229H257V228H256ZM256 229H255V230H256ZM11 230H13V229H11ZM46 230H47V229H46ZM70 230H71V229H70ZM83 230H84V229H83ZM107 230H108V229H107ZM113 230H114V227H113V229H111V231H113ZM132 230H133V229H132ZM155 230H156V229H155ZM170 230H172V228H171ZM220 230H221V227H220ZM246 230H247V229H246ZM253 230H254V229H252V231H253ZM255 230H254V231H255ZM17 231H18V229H17ZM24 231H25V230H24ZM108 231H109V230H108ZM140 231H141V228H140ZM161 231H162V229H161ZM239 231H240V230H239ZM248 231H250V230H248ZM256 231H258V230H256ZM28 232H29V231H28ZM28 232H27V234H28ZM31 232H32V231H31ZM43 232H44V231H43ZM51 232H52V231H51ZM73 232H74V231H73ZM76 232H77V231H76ZM78 232H79V231H78ZM86 232H87V231H86ZM93 232H95V231H93ZM96 232H97V231H96ZM123 232H124V231H123ZM123 232H122V234H123ZM150 232H151V231H150ZM245 232H246V231H245ZM13 233H14V231H13ZM19 233H20V232H19ZM33 233H34V232H33ZM81 233H82V232H81ZM84 233H85V232H84ZM107 233H108V232H107ZM113 233H114V231H113ZM117 233H118V232H117ZM124 233H126V232H124ZM140 233H141V232H140ZM175 233H176V232H175ZM248 233H249V232H248ZM248 233H247V234H248ZM25 234H26V233H25ZM67 234H68V233H67ZM77 234H78V233H77ZM82 234H83V233H82ZM86 234H87V237H88V233H86ZM91 234H92V232H91ZM91 234H90V236H91ZM95 234H96V233H95ZM144 234H145V233H144ZM160 234L163 235L162 233H160ZM17 235H18V233H17ZM35 235H36V234H35ZM96 235H97V234H96ZM101 235H102V234H101ZM101 235H100V236H101ZM138 235H139V234H138ZM140 235H141V234H140ZM169 235H170V234H169ZM172 235H173V233H172ZM179 235H180V233H179ZM179 235H178V236H179ZM238 235H239V234H238ZM37 236H38V234H37ZM67 236H68V235H67ZM92 236H94V235H92ZM144 236H145V235H144ZM147 236H148V235H147ZM163 236H164V235H163ZM173 236H174V235H173ZM178 236L175 235L174 237H178ZM218 236H219V235H218ZM230 236H232V235H230ZM249 236H251V235H249ZM252 236H253V233H252ZM21 237H22V236H21ZM126 237H127V236H126ZM133 237H134V236H133ZM254 237H255V236H254ZM29 238H30V237H29ZM33 238H34V237H33ZM39 238H40V237H39ZM71 238H72V237H71ZM84 238H85V237H84ZM88 238H89V237H88ZM91 238H92V237H91ZM93 238H94V237H93ZM115 238H116V237H115ZM117 238H118V237H117ZM136 238H137V237H136ZM139 238H140V237H139ZM150 238H151V237H150ZM208 238H209V237H208ZM256 238H257V237H256ZM7 239H8V236H7L6 230H5V228L3 227V225H0V247H2V245H4V243H5V241H6ZM25 239H26V238H25ZM27 239H28V238H27ZM95 239H96V241H97L98 238H95ZM99 239H100V237H99ZM99 239H98V240H99ZM113 239H114V238H113ZM131 239H132V238H131ZM145 239H146V238H145ZM145 239H144V240H145ZM239 239H240V238H239ZM241 239H242V238H241ZM246 239H247V238H246ZM19 240H20V239H19ZM31 240H32V239H31ZM35 240H36V239H35ZM87 240H88V239H87ZM103 240H105V239H103ZM106 240H107V239H106ZM114 240H116V239H114ZM119 240H120V239H119ZM119 240H118V241H119ZM122 240H123V239H122ZM166 240H167V239H166ZM247 240H248V239H247ZM250 240H252V239L250 238ZM9 241H10V240H9ZM20 241H21V240H20ZM37 241H38V240H37ZM66 241H68V240H66ZM92 241H93V240H92ZM92 241H91V242H92ZM110 241H112V240H110ZM116 241H117V240H116ZM138 241H139V239H138ZM140 241H141V240H140ZM231 241H232V240H231ZM239 241H240V240H239ZM25 242H27V241H25ZM68 242H71V241L69 240ZM82 242H83V241H82ZM85 242H86V241H85ZM100 242H101V241H100ZM125 242H126V241H125ZM128 242H130V241H128ZM135 242H136V241H135ZM135 242L132 241L131 243H135ZM154 242H155V241H154ZM154 242H153V243H154ZM167 242H168V241H167ZM248 242H249V241H248ZM79 243H80V241H79ZM96 243L98 244V241H97ZM131 243H130V244H131ZM146 243H147V241H146ZM155 243L157 244V242H155ZM161 243H162V242H161ZM184 243L195 245V244H194V238H193V236H192V231H191L190 228H187V229L185 230L184 234H183V241H182V244H184ZM232 243H233V242H232ZM250 243H251V242H250ZM254 243H256V242H254ZM50 244H51V243H50ZM71 244H72V243H71ZM80 244H81V243H80ZM88 244H89V243H88ZM102 244H103V243H102ZM107 244H108V242H107ZM107 244H106V245H107ZM117 244H118V243H117ZM123 244H125V243H123ZM123 244H122L121 246H123ZM147 244H148V243H147ZM147 244H146V245H147ZM176 244H177V243H176ZM202 244H203V243H202ZM248 244H249V243H248ZM15 245H16V243H15ZM18 245H19V244H18ZM68 245H69V244H68ZM73 245H75V244H73ZM99 245H100V244H99ZM113 245H114V244H113ZM128 245H129V244H128ZM136 245H137V247H138L139 244H136ZM171 245H172V244H171ZM250 245H251V244H250ZM254 245H255V244H254ZM51 246H52V245H51ZM55 246H56V245H55ZM63 246H64V245H63ZM76 246H78V245H76ZM82 246H83V245H82ZM82 246H81V247H82ZM94 246H95V245H94ZM107 246H109V245H107ZM111 246H112V244H111ZM111 246H110V247H111ZM115 246H117V245H115ZM132 246H133V244H132ZM134 246H135V245H134ZM156 246H157V245H156ZM247 246H248V245H247ZM256 246H257V245H256ZM256 246H255V248H256ZM78 247H80V246H78ZM78 247H77V249H79ZM101 247H102V246L100 245V248H101ZM154 247H155V245H154ZM162 247H163V246H162ZM173 247H174V246H173ZM177 247H178V245H177ZM182 247H184V246L182 245ZM189 247H190V246H189ZM191 247H192V246H191ZM46 248H47V247H46ZM52 248H53V247H52ZM69 248H70V246H69ZM82 248L84 249V247H82ZM85 248H86V247H85ZM96 248H97V247H96ZM114 248H115V247H114ZM118 248H119V247H118ZM122 248H123V247H122ZM122 248H121V249H122ZM124 248H125V247H124ZM140 248L142 249L141 245H140ZM150 248H151V247H150ZM171 248H172V247H171ZM184 248H185V247H184ZM15 249H16V248H15ZM66 249H67V248H66ZM104 249H105V247H104ZM106 249H107V248H106ZM152 249H153V248H152ZM166 249H167V248H166ZM194 249H195V247H194ZM46 250H47V249H46ZM46 250H45V251H46ZM48 250H49V249H48ZM51 250H52V249H51ZM58 250L60 251V249H58ZM75 250H76V249H75ZM75 250H73V251H75ZM80 250H82V249H80ZM109 250H110V249H109ZM119 250H120V249H119ZM131 250H134V249L131 248ZM139 250H140V249H139ZM144 250H146V249H144ZM157 250H158V247H157ZM233 250H234V249H233ZM235 250H236V249H235ZM239 250H241V248H240ZM257 250H258V249H257ZM22 251L25 252L26 250H22ZM62 251H63V250H62ZM77 251H79V250H76V252H77ZM90 251H91V249H90ZM101 251H102V250H101ZM103 251H104V250H103ZM111 251H112V249H111ZM114 251H115V250H114ZM120 251H121V250H120ZM123 251H124V250H123ZM146 251H148V250H146ZM180 251H181V250H180ZM248 251H249V250H248ZM258 251H259V250H258ZM262 251H263V250H262ZM66 252H68V251H66ZM81 252H82V251H81ZM83 252H84V251H83ZM106 252H107V251H106ZM124 252H126V251H124ZM128 252H129V249H128ZM128 252H127V253H128ZM136 252H137V250H136ZM151 252H152V251H151ZM154 252L157 253L156 251H154ZM163 252H164V251H163ZM205 252H206V251H205ZM233 252H234V251H233ZM241 252H242V251H241ZM243 252H244V251H243ZM17 253H18V250H16V251H13V250H12V255H17ZM19 253H20V252H19ZM27 253H29V251H27ZM32 253H33V252H32ZM35 253H37V250L35 251ZM38 253H39V252H38ZM86 253H87V252H86ZM90 253H91V252H90ZM99 253H100V252H99ZM114 253L117 254V252H114ZM114 253H113V254H114ZM127 253H126V254H127ZM130 253H131V252H130ZM138 253H139V252H138ZM140 253H141V251H140ZM140 253H139V254H140ZM145 253H146V252H145ZM147 253H148V252H147ZM147 253H146V254H147ZM207 253H208V252H207ZM244 253H245V252H244ZM57 254H58V253H57ZM65 254H66V253H65ZM65 254H64V255H65ZM68 254H69V253H68ZM84 254H85V253H84ZM101 254H102V253H101ZM122 254H123V252H122ZM134 254H135V253H134ZM195 254H196V252H195ZM217 254H218V253H217ZM240 254H241V253H240ZM258 254H259V253H258ZM22 255H23V254H22ZM24 255H25V254H24ZM35 255H36V254H35ZM71 255H72V254H71ZM88 255H89V254H88ZM92 255H93V254H92ZM96 255H97V254H96ZM96 255H95V257L98 256V255H97V256H96ZM99 255H100V254H99ZM117 255H119V254H117ZM123 255H125V254H123ZM128 255H129V254H128ZM132 255H133V254H131V256H132ZM137 255H138V254H137ZM142 255H143V254H142ZM148 255H149V254H148ZM173 255H174V254H173ZM196 255H197V254H196ZM196 255H195V256H196ZM201 255H202V254H201V252H200V257H201ZM218 255H219V254H218ZM221 255H222V254H221ZM224 255H225V254H224ZM233 255H234V253H233ZM238 255H239V254H238ZM247 255H250V257L253 256V255L251 256V254H247ZM259 255H260V254H259ZM50 256H51V252H50ZM101 256H102V255H101ZM110 256H111V255H110ZM110 256H109V258H110ZM126 256H127V255H126ZM129 256H130V255H129ZM143 256H144V255H143ZM146 256H147V255H146ZM155 256H156V255H155ZM213 256H214V255H213ZM19 257H20V256H19ZM19 257H18V258H19ZM32 257H34V256H32ZM43 257H44V256H43ZM59 257H60V256H59ZM66 257L68 258V255H66ZM92 257H93V256H92ZM95 257H93V258H95ZM115 257H117V256H115ZM134 257H135V256H134ZM138 257H139V256H138ZM138 257H136V258H138ZM151 257L154 258V256H151ZM158 257H160V256H158ZM158 257H157V258H158ZM178 257H179V256H178ZM186 257H187V256H186ZM229 257H230V256H229ZM248 257H249V256H248ZM253 257H254V256H253ZM257 257L259 258V256H257ZM260 257H261V256H260ZM14 258H15V257H14ZM20 258H21V257H20ZM20 258H19V259H20ZM27 258H28V256H27ZM37 258H39V256H38ZM84 258H85V257H84ZM87 258H88V257H87ZM100 258H101V257H100ZM105 258H106V257H105ZM113 258H114V257H113ZM127 258H128V257H127ZM127 258H126V259H127ZM132 258H133V257H132ZM140 258H141V257H140ZM140 258H139V260H140ZM145 258H146V257H145ZM149 258H150V257H149ZM153 258H152V259H153ZM163 258H164V257H163ZM193 258H194V257H193ZM193 258H192V259H193ZM196 258H198V257H196ZM217 258H218V257H217ZM231 258H232V257H231ZM255 258H256V257H255ZM19 259H18L17 261H19ZM39 259H40V258H39ZM42 259H43V258H41V260H42ZM59 259H60V258H59ZM61 259H62V258H61ZM61 259L58 260V261H61ZM98 259H99V258H98ZM101 259H102V258H101ZM115 259H116V258H115ZM118 259H119V257H118ZM120 259H121V258H120ZM141 259H142V258H141ZM173 259H175V258H173ZM188 259H189V258H188ZM198 259H199V258H198ZM203 259H204V258H203ZM223 259H224V258H223ZM249 259H250V258H249ZM263 259H264V258H263ZM32 260H33V259H32ZM41 260H40V261H41ZM82 260H83V258H82ZM82 260H81V261H82ZM84 260H85V259H84ZM95 260H96V258H95ZM103 260H104V258H103ZM107 260H109V259H107ZM112 260H113V259H112ZM123 260H124V259H123ZM137 260H138V259H137ZM143 260H144V259H143ZM143 260H140V264H142L141 261H143ZM147 260H148V259H146V263H148ZM149 260H150V259H149ZM155 260H156V259H155ZM157 260H159V261L157 262V264H159V262H160V258L157 259ZM163 260H165V259H163ZM167 260L169 261V258H168ZM167 260H166V261H167ZM189 260H190V259H189ZM252 260H253V259H252ZM35 261H36V260H35ZM43 261H44V260H43ZM56 261H57V260H56ZM71 261H72V260H71ZM121 261H122V260H121ZM124 261H125V260H124ZM127 261H129V259H128ZM131 261H132V260H131ZM150 261H152V260H150ZM166 261H165V262H166ZM175 261H176V260H175ZM175 261L173 260V262H175ZM184 261H185V260H184ZM204 261H205V260H204ZM257 261H258V260H257ZM21 262H22V261H21ZM48 262H49V261H48ZM69 262H70V259H69ZM84 262H86V261H84ZM94 262H95V261H94ZM109 262H111V261H109ZM109 262H108V263H109ZM134 262H135V260H134ZM143 262L145 263V261H143ZM155 262H156V261H155ZM163 262H164V261H163ZM165 262H164V264H165ZM179 262H183V260H181V261H179ZM186 262H187V261H186ZM188 262H189V261H188ZM194 262H195V261H194ZM202 262H203V261H202ZM259 262H260V261H259ZM11 263H12V262H11ZM32 263L35 264L33 261H32ZM36 263H37V262H36ZM76 263H77V262H76ZM79 263H80V261H79ZM79 263H78V264H79ZM96 263H97V262H96ZM102 263H103V262H102ZM106 263H107V262H106ZM112 263H114V262H112ZM119 263H120V262H119ZM122 263H124V262H122ZM128 263H129V262H128ZM136 263H137V261H136ZM136 263H133V264H136ZM153 263H154V262H153ZM195 263H196V262H195ZM200 263H201V260H200ZM204 263H205V262H204ZM204 263H203V264H204ZM208 263H209V261H208ZM244 263H246V262L244 261ZM255 263H257V262H255ZM263 263H264V262H263ZM40 264H41V263H40ZM89 264H90V263H89ZM129 264H132V262L129 263ZM137 264H138V263H137ZM149 264H150V263H149ZM155 264H156V263H155ZM160 264H161V263H160ZM166 264H168V262H167ZM173 264H174V263H173ZM187 264H188V263H187ZM196 264H197V263H196ZM235 264H236V263H235ZM261 264H262V263H261Z\"/></svg>",
    "mask_w": 264,
    "mask_h": 264
}]
</instances>
